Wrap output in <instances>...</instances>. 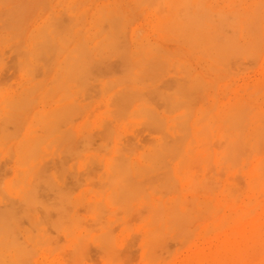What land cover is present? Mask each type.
Returning <instances> with one entry per match:
<instances>
[{
  "label": "rangeland",
  "instance_id": "rangeland-1",
  "mask_svg": "<svg viewBox=\"0 0 264 264\" xmlns=\"http://www.w3.org/2000/svg\"><path fill=\"white\" fill-rule=\"evenodd\" d=\"M11 1V2H10ZM23 2V4H20V5H17V2ZM68 1V2H67ZM69 1H70V3H69ZM73 1V3L75 4V5H73L71 2ZM107 1V2H106ZM134 1H136V3H138V5H136V3L134 2ZM133 2L131 1H129V0H126V2H125V0H124V4L122 3V0L120 1V0H78V2H79V4H80V6H79V4L77 3V1L76 0H55V1H52V0H43V2H44V5L46 6H43L42 4H43V2H42V0H15V2H14V0H0V9H1V11H0V13H1V16H0V19L2 18V17H4V19H1L0 21H4L5 23H0V35H1V37H0V50H2L1 52H0V54L1 55H3L4 56V58L2 59V57L3 56H1L0 55V64H2V66L0 65V84L2 83V85H4V86H2V85H0V86H2V87H0V105L2 106L1 108H0V118H2V119H0L1 121H0V127H2V128H0V132H1V129L3 130L2 131V135L0 134V137L2 138H0L1 140H0V189H1V191H0V204H2V206L0 205V221L2 220L3 222H5L6 223V225L4 224V226L3 225H1L2 223V221L0 222L1 224H0V227L2 226L3 227V229L2 230H0V233L1 232H3L4 233V231H5V233H7V234H3V233H1L0 235H1V240H0V249L2 250V251H4V252H2V251H0V264H5V262H6V264H13L14 262L13 261H15V264L17 263H19V259H21V263L20 264H35V262H36V264H44V263H47L48 262V264H64V261H63V258H64V260H65V262L67 263V264H104V259H106V258H103L104 256L105 257H107L106 256V254H108V259H109V262H112V263H109V262H107L108 261V259H106V262L108 263V264H117L119 261V259H120V262L118 263V264H147V263H149V261H150V263L149 264H151V261H155L154 263L155 264H176L177 262V264H181V263H183L185 260V258L186 257H188V255L189 254H191L192 253V251L194 250V249H196L197 247H199L200 246V244L199 243H202V241L204 242V239L206 240V239H208V238H211L210 236H213V232H211V233H209L210 231L208 230L207 232H205L206 234H205V236H206V238H205V236L203 235L202 236V230H203V226H201V225H205V222L206 223H209L210 222V220L213 218V216L215 217V215H216V218H214V219H216L217 220V217L219 216V214H220V212L219 213H216V214H214L213 216L212 215H208V214H205V215H208L209 217L210 216H212V217H210L211 219H209V218H207V220H208V222H207V220H206V218L205 219H203L202 221V223H200V221L201 220H199V219H195V218H193V216L192 215H190V214H188V213H184V214H188L187 216H192V218L191 217H188V218H191V219H195L193 222H192V220H191V224H190V220L186 217V215L184 216V218L186 217L188 220H187V223L186 224H182L181 226H179V229H180V232L178 231V229L176 230V228H175V226H176V224L174 223L175 221H177V219H175L174 220V222H173V224H175V226H174V231H177V233L179 234L178 236L176 235L177 233H175V232H172V234L174 235V233H175V236L174 237H178L177 239H167V240H169L168 241V244L166 243V241L164 242V244L162 243V248H165V246L164 245H169V246H167L166 248L167 249H163V250H160V248H159V250L157 249H155L156 250V255L154 254L155 253V251L153 250V251H150V249H149V251H150V254H151V256L150 255H147L148 253V250L146 249V248H144L145 246H143V247H141V245H144V243H145V240L144 241H141L142 239H140L141 238V234H143V236H144V234H145V232L144 231H146L145 229H143V228H145V223H142L143 222V220H145L146 221V228L148 227V224H147V222H149L148 220H146V218L149 216V215H151V214H149L150 213V211H152V210H150V209H148V206H152V208H155L157 211H158V209L160 208V206H159V208L156 206L155 207V205L157 204V205H160V204H158L159 202L161 203V206L164 208V207H166L167 206V208L168 207H170V209H172V207L173 206H171V204H172V200H174L176 197L175 196H178L177 197V199H178V204L176 203V207H180L179 205H181V209H184V208H186V205H187V200L189 199V201H193L192 202V204H194V206L193 207H195L194 208V210L195 211H198V210H200V206L202 205V202H203V200L204 199H206V200H211L212 202H211V204H216L217 202H218V200H217V202L216 201H214L215 203H213V199H215L216 200V197L215 196H217V198H221L222 196H221V189L220 188H222L221 186H223V183H224V181L226 182V183H224L225 185L226 184H231V182H232V185H234L233 184V182H234V180L235 179H237L238 180V177L240 178V180L244 183V185L242 184V182H240L239 180L236 182V180H235V182L236 183H238V184H236L235 182V184L238 186V189H239V187H241L242 185L245 187H241L238 191H240V198H239V200H237V203L235 202V206H237V205H241L242 203H245V202H247V203H249V202H253V204H256L260 199L262 200V196L264 197V195H262L263 193L262 192H264V189L262 190V192L258 189V187L260 186V189H261V185H259V184H255V185H257V188L254 190V189H252V188H250L251 189V195L249 196L248 194L250 193V192H247V189L246 188H248V190H249V187H250V185H252L251 183H252V179L253 178H255L256 177V175H258L257 173H256V175H255V170H253V172H250V170H252V168L257 164V161L256 160H258L257 158H258V156H256V154H254L255 152H253L254 150L253 149H255V148H257V146H258V142H257V135H259V133L260 132H264L263 131V129H260L261 131L260 132H258V131H255L254 133H252V132H250V131H252V129L253 128H258V125L259 126H261L260 125V122L258 121V119L259 118H262L261 116L263 115V113H264V109H263V107L264 106H262V105H264V103L262 104V102H264V81H262L263 79H264V76H263V70H264V59H263V57H264V48H263V46H264V44H263V39H258V40H260L261 41V43H260V41L258 42L257 41V43H260L259 45H260V50L261 51H259L258 52V50L256 49V46L258 45V44H256V45H254L255 46V49L257 50H255L256 51V54H257V56H258V58L255 56L256 54H254L253 52V55H247L249 52L251 53V51H254V47L252 46L251 47V45L252 44H254V42L253 43H251V45H250V47H247V46H249V43L247 42H245L241 37H240V39H239V34L241 35H246V33H242V32H245L244 30L242 31V28L243 29H246L243 25H241V20L242 19H240L239 17H237V16H234V17H236V18H238V19H240L239 21H238V23H237V27L235 26V28H233L234 30H232V29H230V31H229V33H231L232 31V33H234V35H236L235 36V38H237L238 40H239V42H241V44L244 42V44H242V46L244 47V49H245V51H246V49L248 48V49H250L251 51H248V53H246L245 55H247V56H249V57H251V60L255 57V58H257V59H253V61L256 63H254L253 65L252 64H249V65H247L248 64V62H250V63H252L253 61H251L250 59H248V58H246L247 56H245L244 57V55H240V62H241V59H242V61H243V63H240V65L238 64V61H239V58L237 59L235 56L234 57H232L231 58V56L229 55H227V56H224L225 55V52L223 51H220V49H219V51H220V53L218 52V50L216 51V52H218L219 54H220V56H221V52H222V60L221 59H217L216 57L218 56V54H217V56L215 57L214 55H211V54H213V52H211V54L209 53V51H208V49L205 51V48L206 47H204V46H206V44H205V41H206V37H209L208 35H210L211 34V36H212V33H210L211 32V28H208V27H206V28H203L204 30H207L206 32H208V30L210 31L209 33L210 34H205L204 32L202 33V34H200L201 36H202V43L201 42H199L198 44H197V41H195V39H193V41L192 42H194L195 41V43L198 45V48L200 49V45L201 44H203L202 45V47H203V49H204V51L208 54V55H211V57L213 56V58H212V60H213V62L215 63V62H217V60H218V64H221V67H220V65H218V64H214L213 62V64L210 62V56L208 57L207 55H206V57H205V53H201V51H202V48H201V50H199L198 51V49H197V45L196 44H194L195 45V47L196 48H192V49H194L195 50V53H196V55H195V53L193 52V53H189V54H191V55H193V57L194 56H197L196 58L194 57V59L193 58H191L192 56L191 55H189L186 51H187V48L189 47V46H186L185 44H184V42H182V43H180V37H181V35L179 36V38L178 39H176V37L174 36V40L176 39V40H178V42H174V40L173 39H171L170 41L168 40L167 42L166 41H164L162 38H164V37H166V39L169 37V39L171 38L170 36H169V34L171 33L170 31V33H168L167 31V28H169L170 26L168 25L167 27H166V30L167 31H165V30H163V26L161 27V25H162V23H164L163 22V20L164 19H167V20H172V19H170V17H173V16H176L174 13L176 12V9H175V6H176V4H174V6H172V5H170V6H172V8H174V9H172V10H174L172 13H173V15H172V13L170 12L171 11V9L169 10L167 7H168V2H167V0H161L160 1V5H159V2L157 1V0H153L154 1V3L152 2V3H150L148 0V2L150 3V4H153L152 6H150L149 4H143V5H141V7H140V5L139 4H141V2L142 3H144V1L142 0L141 2H140V0H134ZM169 1V0H168ZM185 1H187V0H185ZM189 1V3L191 4L190 6H192V4L195 2H197L196 0L194 1V0H188ZM204 1V2H203ZM206 0H202L201 2H203L202 4H201V6L202 5H204L205 3L206 4H208L207 6H205L204 7V9H203V7L200 9V11L203 9V11H205L206 9V7H208V9L209 10H213L214 11V14H215V11H218V8H220L221 7V5H222V11L225 9V10H228V12L229 13H227L226 14V17H227V15H229L230 14V8L231 9H233V7L231 6V4H233V3H235L234 1L232 2V0H225V1H227L226 3H224L225 1L224 0H222V1H220V0H215V2L217 1V6L215 5V3L213 2L214 0H212V5L214 4V7L212 8V9H210L211 8V5H209V3H211V1L209 0V3H208V0H207V2H205ZM220 2V4H218L219 2ZM239 2L240 1H242V0H238ZM245 2L243 3V1H242V4H245L246 3V1L247 0H244ZM9 2V3H8ZM27 2V4L28 5H26L25 3ZM32 2H34V3H32ZM37 2V3H36ZM38 2H40L39 4H38ZM86 2H88V3H86ZM91 2V3H90ZM163 2H166V4L165 3H163ZM172 3H173V1H171ZM177 3H178V1H176ZM179 2H180V5H182L181 7H184V8H186V6H187V3L186 2H183V0H182V4H181V1L179 0ZM200 2V1H199ZM200 2V3H201ZM223 2V3H222ZM230 2V3H229ZM236 2H237V0H236ZM238 2V3H239ZM14 3V4H13ZM35 3H36V7H35ZM42 3V4H41ZM47 3V4H46ZM55 3H57V4H55ZM104 3L105 4H112L111 6L109 5V7H107L108 6V4H107V6H105L104 5ZM115 3H118V4H116L115 6H117V5H119V6H117L119 9H117V11H119L120 10V12H119V14H120V16H118V14H117V11H115L114 9V4ZM128 3V4H127ZM158 3V4H157ZM162 3V4H161ZM184 3H185V5H184ZM188 3V4H189ZM5 4V5H4ZM15 4H16V6L18 7V8H16V6H15ZM29 4H30V6L31 7H33L32 9H28L27 7H29ZM41 4V5H40ZM55 4V5H54ZM59 4V5H58ZM65 4V5H64ZM86 4V5H85ZM94 4H95V6H96V8L97 9H99L100 8V10H101V7L103 8H106V10L108 9V8H110L109 9V11L107 10V13H108V15L109 14H111V20H110V18H109V20L111 21L110 22V28L108 27V17H110V15L109 16H106L105 15V13L104 12H106V10L105 9H102V12H103V10H105L103 13L104 14H99L98 13V11H96V8L95 7H93L94 6ZM156 4V6L158 7V10H159V13H161V14H163V16H165V17H163V20H160V19H162V18H159L158 17V12H156L157 13V15H156V13H154L155 11H158L157 10V7H156V10H154L155 8V5ZM171 4V3H170ZM226 4H230V5H228V7H230L229 9H227V5ZM4 5V6H3ZM13 7V8H9V7H11V6ZM14 5V6H13ZM26 5V9L25 8H20V7H24ZM40 5V6H39ZM72 5V6H71ZM90 5H91V8H90ZM159 5V6H158ZM163 5V6H162ZM165 5V6H164ZM177 5H179V4H177ZM194 5V4H193ZM220 5V6H219ZM235 5V4H234ZM67 6V7H66ZM89 6V7H88ZM124 6V7H123ZM128 6H130L129 7V9L131 8L132 10H133V12L130 10L129 11V9L127 8ZM138 8H137V7ZM143 6V7H142ZM145 6H147L146 8H145ZM189 6V7H190ZM195 7L197 6V7H200L199 5H198V2L196 3V5H194ZM209 6H210V8H209ZM219 6V7H218ZM224 6H225V8H224ZM41 8V10L40 9H38V8ZM43 7V8H42ZM44 7L46 8V10L49 8V10L48 11H46L45 9H44ZM63 7V8H62ZM70 7V8H69ZM78 7V8H77ZM80 7V8H79ZM99 7V8H98ZM150 7V8H149ZM178 8L180 7V6H177ZM195 7H190V8H188L187 10H191V11H193L194 12V8ZM216 7H218L217 9H215ZM14 8H15V10H14ZM35 8H37V9H35ZM66 8H67V10H66ZM72 8H74V9H72ZM136 8V9H135ZM177 8V9H178ZM17 9V10H16ZM19 9H21V10H23V12H22V14H18V12L20 11ZM44 9V10H43ZM60 11H59V10ZM93 9H94V11H96L97 12V14H99L98 16H103V15H105V17H107V23H105L104 22V24H106L107 25V28L106 27H104V24H101L102 22H103V18H101L100 20H99V22L97 21V20H95L94 18V20H92V17H95V16H97V14H94V15H92L91 13H92V11H93ZM140 9H142V10H140ZM163 9V10H162ZM167 9H168V11H169V13H167V14H169V15H172V16H170L169 17V15L168 16H166V15H164V13H165V10H166V12H167ZM180 9V8H179ZM215 9V10H214ZM10 10V11H9ZM19 10V11H18ZM29 10V11H28ZM42 10H43V12H42ZM51 10V12H49ZM58 10V11H57ZM69 10H73L72 12L71 11H69ZM111 10H113V12H115L114 13V15H112V11ZM186 10V9H185ZM185 10H184V13H185ZM3 11V12H2ZM10 12V13H8V12ZM25 11H27L26 12V15H25ZM61 11H62V13L64 12L65 14L64 15H66V16H62L63 14H58V13H61ZM83 11H85V12H83ZM128 11V12H127ZM139 11H141L142 13H140ZM152 12L150 15L148 14L149 12ZM162 11V12H161ZM179 10H177V12H178ZM191 11H189V12H191ZM198 11V9L197 8H195V14L193 15V12H191L190 14L192 15V16H194L195 17V15H197L196 14V12ZM199 11V12H200ZM206 11H208V10H206ZM213 11H209V13H208V15L206 14V12H204L206 15H205V17H209V14H211V12H213ZM220 11V10H219ZM48 12V13H47ZM53 12V13H52ZM79 12V14H80V12L82 13V16L84 17H82V16H79V15H77V13ZM112 12V13H111ZM124 12V14H122ZM128 14H127V13ZM130 12H132V13H130ZM135 12L138 14H135ZM164 12V13H163ZM183 12V11H182ZM227 12V11H226ZM14 13H15V15H14ZM16 13H17V15H18V17H15L16 16ZM20 13H21V11H20ZM27 13L30 15H27ZM37 13H38V15H37ZM42 13V14H41ZM47 13V14H46ZM88 13H90V14H88ZM106 13V14H107ZM171 13V14H170ZM187 13H188V11H187ZM201 13V16H196L195 17V19H197V25L199 24V22H200V24L198 25V26H201L202 24V21H203V17H204V14H203V12H200ZM216 13H218V12H216ZM224 13H225V11H224ZM224 13H221V16L218 14V16L220 17V19L222 20L223 19V17H225L224 15H223V17H222V14H224ZM233 13V12H232ZM53 14H54V16H53ZM58 14V15H57ZM68 14V15H67ZM133 15V18H131L132 17V15ZM176 14H178V13H176ZM183 14V13H182ZM203 14V15H202ZM213 14V15H214ZM14 15V16H13ZM23 16V18L21 17V16ZM25 15V16H24ZM33 15V16H32ZM50 15V16H49ZM57 15V16H56ZM71 15V16H70ZM76 15V16H75ZM89 15L91 16V17H89ZM116 15H117V17H116ZM232 15V14H231ZM235 15V14H234ZM27 16V17H26ZM32 16V17H31ZM35 16V17H34ZM36 16L38 17L37 19H36ZM61 17V18H59V17ZM70 17V20H72L71 21V23H72V25L70 24V22H69V17ZM97 16V17H98ZM112 16H113V19H112ZM131 16V17H130ZM139 16V17H138ZM154 16H155V19H154ZM181 16V15H180ZM191 16V17H192ZM203 16V17H202ZM211 17H212V15H210ZM31 17V18H30ZM49 17V18H48ZM64 17H65V19H64ZM76 17L78 18V19H76ZM124 17V18H123ZM127 17H129V19L127 18ZM161 17V16H160ZM182 17V16H181ZM180 17V18H181ZM184 17V16H183ZM187 17H188V15H187ZM189 17H190V15H189ZM188 17V18H189ZM194 17H192V19L194 20ZM198 17H200V18H202L201 20L198 18ZM204 17V18H205ZM214 17H216V15L214 16ZM226 17H225V20L227 21V19H234V20H236L233 16H229L227 19H226ZM12 18H15V19H12ZM19 18H21V19H19ZM25 18V19H24ZM29 18V19H28ZM42 18V19H41ZM54 18H57V19H54ZM66 18H67V20H66ZM81 18V19H80ZM96 18V17H95ZM116 18H119V19H116ZM122 18V19H121ZM127 18V19H126ZM136 18V20H134ZM174 18V17H173ZM175 18H178V17H175ZM207 18H206V20H207ZM213 18V17H212ZM212 18H210L211 19V22H214V21H216L217 19H215L214 21H212ZM218 18V17H217ZM28 19V20H27ZM47 19H51V20H47ZM77 21H76V20ZM97 19V18H96ZM99 19V18H98ZM105 19H104V21H105ZM124 19V20H123ZM126 19V20H125ZM131 19V20H130ZM152 19V20H151ZM157 19V20H156ZM179 19V18H178ZM187 19V18H186ZM191 19V18H190ZM190 19H189V23L187 22V24H186V22H185V24L184 23H182V22H184L185 20H184V18L183 19H180V20H184V21H182L181 23V25L184 27V25H190V23L193 21H190ZM199 19V20H198ZM219 19V18H218ZM230 19V20H231ZM233 19L231 20V21H233ZM237 19V20H238ZM17 20H18V22L19 23H17ZM25 20V21H24ZM58 20V22H56ZM62 20V22H60L59 23V21H61ZM114 22H113V21ZM116 20V21H115ZM121 20H122V22H121ZM145 20V21H144ZM174 20V19H173ZM179 20V21H180ZM188 20V19H187ZM186 20V21H187ZM221 20H220V22H221ZM237 20H236V22H237ZM7 21V22H6ZM9 21L11 22V23H9ZM20 21H22L21 23H20ZM34 21V22H33ZM48 21V22H47ZM50 21V22H49ZM67 21V22H66ZM118 21V22H117ZM131 21V22H130ZM152 23H151V22ZM154 21V22H153ZM157 21H161V22H159V24L157 23ZM165 21V20H164ZM177 21V20H176ZM195 21V20H194ZM194 21H193V23H192V26L190 27V29H188V26L186 27L185 26V28L183 29L184 31L185 30H189V31H191V32H189V31H187V34H188V32L189 33H192V30L193 29H197V26H196V23H194ZM205 21V20H204ZM203 21V23H204V25L205 24H207V23H205ZM208 21V24L206 25V26H211V24L209 23V20H207ZM219 21V20H218ZM217 21V22H218ZM229 21V20H228ZM13 22V23H12ZM82 22V23H81ZM95 22V23H94ZM119 22H121V23H119ZM129 22H130V24H129ZM143 22V23H142ZM178 22V21H177ZM216 22V23H217ZM219 22V23H220ZM225 22V21H224ZM220 23V24H222V25H219V28H220V26H223V25H225L226 23H227V28H228V24L229 23H231V22H226V23ZM235 21H233V23H234ZM8 23V24H7ZM16 23V24H15ZM23 23V24H22ZM45 23H46V26H45ZM56 23V24H55ZM79 23V24H78ZM98 23V24H97ZM117 23V24H116ZM169 23V22H168ZM173 23V22H172ZM172 23H170L171 25H172ZM175 24H173L174 26H175V28L177 29V27L176 26H178L179 24H177L176 25V22H174ZM180 23V22H179ZM215 23V22H214ZM213 23V24H214ZM215 23V24H216ZM218 23V24H219ZM232 23V25H235V24H233ZM7 24V25H6ZM20 24H21V26H23V27H21L20 26ZM25 24V25H24ZM38 24H40V25H38ZM43 24H44V26H43ZM59 24V25H58ZM65 25V27L64 26H62V25ZM66 24H68V25H66ZM76 24H78V25H76ZM84 24V25H83ZM166 24H167V21H166ZM184 24V25H183ZM243 24V23H242ZM5 25H6V27H5ZM9 25H11V26H9ZM15 25H16V27H15ZM49 25V26H48ZM70 25L72 26V28L70 27ZM75 25V26H74ZM79 25H81V26H79ZM105 25V26H106ZM111 25H112V27H111ZM118 25H119V28L117 29V27H118ZM165 25V24H164ZM196 27H195V26ZM231 25V24H230ZM229 25V26H230ZM231 25V26H232ZM245 25V24H244ZM13 26V27H12ZM19 27V29H18V27ZM26 26V27H25ZM28 26V27H27ZM40 26H43L42 28L40 27ZM49 28H48V27ZM83 26V27H82ZM93 26V27H92ZM99 26V27H98ZM100 26H102V28H101V30H103L102 31V33H101V31L99 30L100 29ZM117 26V27H116ZM123 26V27H122ZM139 26V27H138ZM166 26V25H165ZM193 26L195 27V28H193ZM203 26V25H202ZM217 25H215V27H216ZM230 26V27H231ZM2 27V28H1ZM25 27V28H24ZM34 27V28H33ZM47 27V28H46ZM58 27H60L61 29L62 28H64L62 31H64V33H61L62 31H60L59 29H58ZM76 27V28H75ZM82 27V28H81ZM116 27V28H115ZM128 27V28H127ZM132 27V28H131ZM178 27H180V26H178ZM205 27V26H204ZM212 27V30H216L217 28H218V26H217V28L216 29H213V27L214 26H211ZM214 27V28H215ZM229 27V28H230ZM232 27H234V26H232ZM242 27V28H241ZM9 28V29H8ZM44 28H46V30H44ZM67 28V30H68V32H70V33H68L67 32V30H65ZM104 28H106V29H108L107 30V32L109 33H107L106 32V34H105V32H104ZM114 28H115V30H114ZM162 28V29H161ZM165 28V27H164ZM174 28V27H173ZM172 28V29H173ZM218 28V29H219ZM223 27H221V30H222V32L224 31L223 29H222ZM225 28V27H224ZM237 28V30H235ZM241 28V29H240ZM6 29V30H5ZM11 29V30H10ZM21 29V31H19V33L20 32H22V33H20V34H18V30H20ZM30 29H32V30H30ZM36 29H37V31H36ZM38 29H41V30H43V31H41V30H38ZM55 29H56V31H55ZM71 29V30H70ZM105 29V30H106ZM133 29V30H132ZM135 29V30H134ZM155 29H156V31H155ZM159 29V31H157ZM170 29V28H169ZM181 30H182V28H180ZM199 29V28H198ZM202 28L200 29V30H202V31H204ZM239 29V30H238ZM15 30H17V31H15ZM23 30V31H22ZM58 30H59V33L61 34V38H60V34L58 33ZM80 32H78V31ZM99 31V35H97L96 36V34H98V31ZM111 30V31H110ZM117 30V31H116ZM119 30V31H118ZM121 30H123L122 32H121ZM128 30V31H127ZM137 30V31H136ZM160 30H163L162 32H160ZM171 30V29H170ZM177 30H179V29H177ZM177 30H176V32H177ZM221 30L219 29V30H217V31H220L221 32ZM227 30H229V29H227ZM232 30V31H231ZM7 31V32H6ZM9 31H10V34L11 35H9ZM34 31H36V32H34ZM41 31V32H40ZM72 31V32H71ZM97 31V32H96ZM113 31V32H112ZM135 31V32H134ZM171 31H175V30H171ZM183 31V32H184ZM194 31V30H193ZM201 31V32H202ZM216 31V32H217ZM246 31H247V29H246ZM15 32H17V33H15ZM33 32V33H32ZM39 32V33H38ZM94 32H95V34H94ZM104 32V33H103ZM118 32V33H117ZM121 32V33H120ZM134 33V35L133 34H131V33ZM154 32V33H153ZM160 32V33H159ZM167 32V33H166ZM176 32H175V34H176ZM179 32H181L182 33V31H179ZM200 33L199 31H196V33ZM220 32H218V34L219 35H217V34H214L215 36H220V35H223V34H220ZM228 32V31H227ZM227 32L226 33H224V35H223V37L227 34ZM235 32L237 33V34H235ZM2 33V34H1ZM7 35H6V34ZM12 33H15V34H12ZM33 35H32V34ZM78 33V34H77ZM85 33V34H84ZM101 33V34H100ZM110 33H111V35H110ZM135 33L137 34V36L135 35ZM140 33V34H139ZM165 33V34H164ZM228 33V34H229ZM231 33V34H232ZM5 34V35H4ZM39 34V35H38ZM44 34V35H43ZM47 34H49V36L47 35ZM68 34H69V36H68ZM75 34V35H74ZM105 34V35H104ZM120 34H123L122 36L120 35ZM138 34H139V36H138ZM153 34V35H152ZM154 34H155V36H154ZM174 34V33H173ZM173 34H171V35H173ZM186 34V35H187ZM195 34V33H194ZM231 34H230V37H232V36H234L233 34H232V36H231ZM8 35H9V38L8 39H5L6 37H8ZM14 35V36H13ZM17 35H19V36H17ZM23 35V36H22ZM43 35V37H41ZM72 37H71V36ZM74 35V36H73ZM92 35H93V37H92ZM95 35V36H94ZM115 35V36H114ZM185 34L183 33V36H184ZM207 35V36H206ZM10 36H13V39H12V37H11V40H9L10 39ZM22 36V37H21ZM55 36V37H54ZM63 36V37H62ZM83 38H82V37ZM100 36V37H99ZM102 36V37H101ZM105 36H106V39H105ZM108 36H111V37H108ZM118 36V37H117ZM121 36V37H120ZM133 36L135 37V38H133ZM144 37V39L146 38V40H148L149 39V41L151 40H153L152 42H149L148 43V41H147V43L145 42V40L143 41V37ZM197 36V35H196ZM195 36V37H196ZM214 36V40L216 41V39H217V37H215ZM229 36V35H228ZM224 37V38H222V36H221V38L222 39H230L229 37ZM38 37H40V38H38ZM65 37V38H64ZM68 37V38H67ZM81 37V38H80ZM117 37V38H116ZM122 37H123V39L125 40H123L122 39ZM136 37H139V40H140V37H142L141 39L142 40H140V42L142 41L143 43H138V41L139 40H137V38ZM150 37V38H149ZM154 37H156V39H158V41L154 38ZM162 37V38H161ZM188 36H184V38H187ZM191 38L192 37H194L193 36V34H192V36H190ZM190 37H189V39H190ZM2 38V39H1ZM23 40H22V39ZM42 38V39H41ZM49 38V39H48ZM58 38V39H57ZM73 38V39H72ZM77 38V39H76ZM81 40H80V39ZM92 38H93V40H92ZM101 38V39H100ZM103 38H104V40H103ZM114 40H113V39ZM131 38V39H130ZM183 38V39H184ZM5 39V40H4ZM15 39V40H14ZM27 39H28V41H27ZM60 39H62V41H64L63 43H61L60 42ZM63 39H65V40H63ZM67 39H68V42H67ZM71 39V40H70ZM84 39H85V41H84ZM108 39V42H109V44H110V47H111V49H112V51H113V49H116V50H114L113 51V53H111L112 51H111V49H109L110 47H108L109 46V44H108V42L106 41ZM115 39H117V40H115ZM122 39V40H121ZM136 39V42L138 43H136L134 40ZM164 41H162V40ZM189 39H186L187 40V42H189L190 43V41H188ZM200 38H198L197 40H199ZM218 39H220V37L218 38ZM217 39V41L219 42L220 40H218ZM227 39V40H228ZM231 39H233L234 40V38H231ZM8 40V41H7ZM18 40V41H17ZM39 40H42V41H39ZM50 40H51V42H50ZM74 40H76V41H74ZM87 40H88V42H87ZM101 41V42H99V41ZM133 40V41H132ZM155 40H156V42H160L161 41V44L159 45V44H156V45H154L156 42H155ZM160 40V41H159ZM185 40V39H184ZM183 40V41H184ZM227 40H226V43H227ZM236 40V39H235ZM2 41H3V44H1L2 43ZM17 41V42H16ZM25 41H26V43H25ZM39 41V43H37ZM82 41V42H81ZM91 41V42H90ZM110 41H112V42H110ZM203 41H204V43H203ZM212 42H213V40H211ZM224 41V40H223ZM237 41V40H236ZM5 42V43H4ZM15 42V43H14ZM48 42V43H47ZM75 42H77L76 43V46L74 45L75 44ZM85 43V44H88L87 46L84 44H80V48H78L79 47V45H77L78 43ZM97 42V43H96ZM98 42H99V44H98ZM105 42L108 44L107 46H106V44H105ZM119 42V43H118ZM121 42V43H120ZM123 42V43H122ZM134 42H135V44H137L138 45V47H137V45H135V46H133V44H134ZM146 44H153L152 46H153V49H152V46H151V48L147 45V47L148 48H145L146 47V45H145V43ZM155 42V43H154ZM186 42V43H187ZM209 42V41H208ZM211 42V44L213 45V43ZM239 42L237 43L238 45H240L241 46V44H239ZM13 43V44H12ZM50 43H52V44H50ZM89 43H90V45H89ZM92 43V44H91ZM112 43V44H111ZM124 43H125V45H124ZM133 43V44H132ZM163 43V44H162ZM176 43V44H175ZM178 43H179V48H181V49H179L178 47H177V45H178ZM201 43V44H200ZM216 43V42H215ZM220 43V42H219ZM226 43H221V44H226ZM232 43H234V41H232ZM17 44H21V45H24V46H19L18 48H16L17 47ZM57 44V45H56ZM67 44V45H66ZM97 44H98V47H100V44H101V46H102V44H104L103 46H104V48L103 47H100V49L101 48H103L102 50L106 53H108L109 51H110V53L112 54V55H110V53L109 54H107L106 53V55L104 54V55H99L100 54V52L99 51H97V52H99V54L96 52L95 53V50L94 49H97L98 47H96L97 46ZM141 44H143V46H145V47H143L142 48V45ZM200 44V45H199ZM228 44V43H227ZM231 43L229 42V47L231 46V45H233V44H231ZM245 44H247L246 46H244ZM7 45H9L8 47H7ZM16 46L15 48H14V46ZM32 45V46H31ZM61 45H62V47H61ZM65 45V46H64ZM94 46V48L92 47V46ZM96 45V46H95ZM114 45V47H112ZM117 45V46H116ZM132 45V46H131ZM139 45H141V46H139ZM159 45V46H158ZM183 45V46H182ZM185 45V46H184ZM12 46H13V48H12ZM72 46V47H71ZM81 46H83V48L81 47ZM86 46V47H85ZM108 47V48H106V47ZM125 46V47H124ZM158 46V47H157ZM193 46V45H192ZM200 46V47H199ZM207 46H209V45H207ZM214 46H216V45H214ZM219 46H220V44H219ZM225 46V45H224ZM234 46V45H233ZM237 46V45H236ZM240 46H238V47H240ZM21 47V48H20ZM51 47H52V49H51ZM65 47H69V48H67V50L66 49H64ZM74 47V48H73ZM91 47L93 48V50L91 49ZM118 47V48H117ZM119 47H123V48H121V49H119ZM132 49H131V48ZM154 47L156 48V49H154ZM162 48V49H160V48ZM184 47H187V48H185L186 49V54H185V52H184ZM194 47V46H193ZM210 47V50L211 51H213L212 49H211V46H209ZM221 47V46H220ZM228 47V48H229ZM235 47V46H234ZM245 47H247V48H245ZM41 48V49H40ZM50 48V49H49ZM56 48V49H55ZM72 48V49H71ZM76 48H78L77 50H76ZM87 48V49H86ZM88 48H90L89 50H88ZM127 48V49H126ZM139 50H138V49ZM224 47L222 46V49H223ZM226 48V53L228 52L229 53V49H227V46L225 47ZM232 48V47H231ZM252 48H253V50H252ZM10 49V50H9ZM16 49H18V50H16ZM58 49V50H57ZM64 51H63V50ZM68 49H71V51L73 52V55L72 54H68L69 52L71 53V51H69ZM100 49H97V50H100ZM125 49L126 50V53H125V51H123V50ZM158 49H160V50H158ZM181 50L180 52L181 53H183V55H181V56H179V51H177V50ZM188 49H191V48H188ZM191 49V50H192ZM197 49V50H196ZM233 49V48H232ZM232 49H230V50H232ZM21 50V51H20ZM28 52H27V51ZM43 50V51H42ZM48 50V51H47ZM51 52H50V51ZM55 50V51H54ZM60 50H62L63 52L61 53V51ZM82 51V53H81V51ZM84 50V51H83ZM107 50V51H106ZM130 50H132L131 52H130ZM145 50V51H144ZM148 50V52L149 53H147L146 51ZM157 50L158 51V53L159 54H156L157 52H155V51ZM167 51V52H165V51ZM173 50V51H172ZM190 50V51H191ZM194 50H192V51H194ZM233 50H236V48H234ZM233 50H232V52H233ZM240 51H242L241 49H239ZM4 51V52H3ZM16 51H18V52H16ZM44 51H46V52H44ZM52 51H53V53H54V55H52L53 53H52ZM77 51V52H76ZM90 51H91V53H90ZM103 51H101V53L103 52ZM120 51V52H119ZM122 51V52H121ZM143 51V52H142ZM152 51V52H151ZM176 53H175V52ZM191 51V52H192ZM245 51H243V53H245ZM33 52V53H32ZM48 52V53H47ZM61 54H60V53ZM67 52V53H66ZM79 52V54L77 55V53ZM103 52V53H104ZM124 52V53H123ZM139 52H141V53H139ZM153 52H155L154 54H152ZM160 52H163V53H168V54H164V57H161V56H163V53L161 54ZM199 52V53H198ZM203 52V51H202ZM216 52H214V53H216ZM237 52V51H236ZM235 52V55L237 56V54L239 53H241V52H238V53H236ZM3 53V54H2ZM12 53H13V55H12ZM22 53V54H21ZM28 53V54H27ZM30 53H32V54H30ZM51 55H50V54ZM88 53H90V54H88ZM117 53V55L118 54H120V56L118 55H115ZM122 53V54H121ZM131 53H132V55H131ZM137 53H139V54H137ZM230 53H231V51H230ZM229 53V54H230ZM18 54V55H17ZM40 54V55H39ZM43 54V55H42ZM67 54H68V56H67ZM76 54V55H75ZM91 55L92 56V60L91 59H89V60H91L90 62H89V60H87V58H90V56H88V57H84L83 55ZM96 54V55H95ZM113 54L115 55V57L113 56ZM123 54H124V56L127 58V59H125V57L123 56ZM140 54L142 55L141 57H144V60L145 59H149L150 58V56H154V60L156 61V62H154V60H153V62L154 63H156L157 64V66H155V65H153V64H151V63H148V62H150V59L147 61V63L148 64H151V66H149V67H151V68H148V67H146V65H145V63L146 62H144L143 64L144 65H142L141 63L144 61L143 59V61L141 62V63H139V66H138V62H140L141 60H137L138 58L140 59ZM156 54V55H155ZM173 54V55H172ZM178 54V55H177ZM198 54H199V56H198ZM16 55V56H15ZM29 55V56H28ZM37 55V56H36ZM67 56V57H65V56ZM70 55V56H69ZM72 55V56H71ZM85 55V56H86ZM97 55H99V59H98V56ZM108 55H110V57L108 56ZM129 55V56H128ZM146 55V56H145ZM158 55H160V56H158ZM169 55H172L171 57L169 56ZM186 55V56H185ZM188 55V56H187ZM201 55H203V57L201 56ZM216 55V54H215ZM231 55H234V54H231ZM21 56V57H20ZM25 56V57H24ZM30 56H32V57H30ZM40 56H42V59H43V56H44V59L42 60V59H40L41 57ZM81 56H83L84 58H85V60L86 61H84V60H82L83 59V57H82V59H81ZM102 56H104V57H107L106 59H104V61L102 62ZM113 56V57H112ZM157 56H158V58H157ZM169 56V57H168ZM183 56H185V57H183ZM191 56V57H190ZM219 56V57H220ZM239 56V55H238ZM252 56H254L253 58H252ZM53 57V58H52ZM61 57V58H60ZM63 57V58H62ZM71 57H74V58H71ZM109 57V58H108ZM117 57H119V59H121V57H122V59H121V61L118 59V61H120V63L118 62L117 64L115 63L116 62V60L115 59H117ZM138 57V58H137ZM160 57H161V59H160ZM166 57V58H165ZM202 57V58H201ZM215 57V58H214ZM227 57V58H226ZM230 57V58H229ZM80 58V59H79ZM114 58V59H113ZM164 58V59H163ZM191 58V59H190ZM203 59V61H204V63L206 62L208 65H206V63L204 64L203 62L201 63L200 61H199V59ZM206 58V59H205ZM208 58V59H207ZM1 59H2V63H1ZM24 59V60H23ZM36 61H34V60ZM50 59L52 60L53 59V61L50 63ZM56 59V60H55ZM61 59H63L62 60V62H60L61 61ZM70 59V60H69ZM73 59H75V60H73ZM93 59H95V60H93ZM96 59H98V60H96ZM129 59V60H128ZM157 59H160L161 61H158ZM163 59V60H162ZM167 59V61L165 62L164 60H166ZM171 60V61H169V60ZM175 61H174V60ZM210 59V60H209ZM233 60V61H231V62H233V63H230V60ZM235 59H237L236 61H235ZM33 60V61H32ZM38 60H40V61H38ZM71 60H73V61H71ZM82 60V61H81ZM110 60V61H109ZM136 60H137V62H136ZM151 60V61H152ZM173 60V61H172ZM185 60H186V62H185ZM195 60V61H194ZM209 60V61H208ZM225 60H226V62H225ZM229 62H228V61ZM246 60H249V61H246ZM19 61V62H18ZM38 61V62H37ZM43 61H45V62H43ZM64 61V62H63ZM71 61V62H70ZM81 61V62H80ZM88 61V62H87ZM93 61V62H92ZM105 61H108V62H106L105 63ZM114 61V62H113ZM127 61V62H126ZM169 61V62H168ZM184 61V62H183ZM221 63H220V62ZM260 61H261V63H260ZM263 61V62H262ZM28 63V64H25V63ZM54 62V63H53ZM58 62V63H57ZM60 62V63H59ZM71 64H70V63ZM79 62V63H78ZM83 62V63H82ZM130 63V65H131V67H130V65H129V63ZM132 62V63H131ZM159 62V63H158ZM160 62H161V65H160ZM163 62V63H162ZM173 62V63H172ZM177 62V63H176ZM179 62L182 64H179ZM209 62H210V64H209ZM225 62V63H224ZM230 63V65L229 64H227L228 66H226L225 64L226 63ZM236 62V63H235ZM247 62V63H246ZM20 64L21 63V65H18V64ZM35 63H37V65L35 64ZM66 63V64H65ZM90 63V64H89ZM103 63H105V64H103ZM111 63H115V64H111ZM164 63H167V65L165 66V65H163ZM171 63H172V65H171ZM176 63V65L175 66H173V64H175ZM185 63H187V64H185ZM198 63V65H196ZM200 63V64H199ZM224 63V64H223ZM47 64V66L46 67H49V68H47L46 69V67H45V65ZM52 64L54 65L55 64V66H52ZM58 64H60L61 65V67H59L60 65H58ZM64 64V65H63ZM77 64H80L79 66L77 65ZM84 64V65H83ZM118 64H119V67H118ZM125 64V65H124ZM127 64V65H126ZM158 64H159V66H158ZM178 64V65H177ZM222 64H223V66L224 67H222ZM231 64H237L235 67H233V65H231ZM243 64H246L245 65V67L244 66H241V65H243ZM30 65V66H29ZM41 65V67H39ZM61 69L60 71H59V68H57V66ZM90 65V66H89ZM92 65V66H91ZM103 65V66H102ZM113 65H114V67L116 68V66H117V68H116V72L118 73H115V69H114V67H113ZM140 65H142L143 67H144V69L146 70V71H144V69L142 70L141 68H142V66L140 67ZM162 65L164 66V71H162L163 70V67H162ZM179 65L181 66V67H179ZM199 65H202V67L201 66H199ZM205 65V66H204ZM261 65V66H260ZM263 65V66H262ZM20 66V67H19ZM28 66V67H27ZM35 66H37V67H35ZM44 66V67H43ZM54 67L53 69H52V67ZM75 66V67H74ZM83 66V68H81ZM85 66V67H84ZM88 66V67H87ZM99 66V67H98ZM126 66V67H125ZM137 67V69H136V67ZM153 66H155L154 68H153ZM162 68H161V67ZM172 66V67H171ZM186 67V69L185 68H183V67ZM199 66V67H198ZM210 67L211 66V69H212V67H213V70L214 71H212V70H210V68H209V70H207L208 68L207 67ZM217 66V67H216ZM232 66V68H230ZM258 66H260V67H258ZM2 67V68H1ZM4 67V68H3ZM35 67V68H34ZM50 67H51V69H50ZM65 67V68H64ZM69 68V69H67V68ZM93 67H95L94 69L95 70H97L96 72H93L94 71V69H93ZM105 67H106V69L108 68V73L106 74V70H105ZM110 67V68H109ZM128 67V68H127ZM160 70V71H162L163 72V75H164V73L166 74L165 76H163L161 73L162 72H158L157 71V68ZM166 67H167V69H168V71H170L169 73H168V71H167V69H166ZM200 67L201 68H203V69H205V71H203V69L201 70L200 69ZM219 67V69H217L218 71H216L214 68H218ZM226 67V69H223V68H225ZM228 67V68H227ZM238 67H240L239 68V70L241 69V67L243 68L242 70H240V71H238ZM247 67V68H246ZM263 67V68H262ZM17 68V69H16ZM21 68L23 69V71L21 72L20 70H21ZM55 68H57V69H55ZM71 68V69H70ZM72 68L74 69H78V71H75V70H73L74 71V73H72ZM81 68V69H80ZM89 68V69H88ZM96 68H99V70L98 69H96ZM101 68V69H100ZM114 70H113V69ZM119 68V70L118 71H120V72H118L117 71V69ZM138 68H140V69H138ZM148 69V72L150 71V69H151V71L153 72L154 70L155 71H157V74L159 75H157L156 74V72L154 71V75L155 76H153L152 75V77H149L151 74H153L152 72H150V75H148L147 76V69ZM156 68V69H155ZM192 68H194L193 70H192ZM3 69V70H2ZM26 71H25V70ZM65 69H67V70H65ZM76 69V70H77ZM86 70V71H83V70ZM92 69V70H91ZM127 69V70H126ZM133 69V70H132ZM177 69V70H176ZM180 69H182V70H180ZM184 69V70H183ZM191 69V70H190ZM223 69V70H222ZM234 70V69H237V70H234L236 73H234L233 72V74H230L229 75V73H231V72H229L230 70ZM245 69V70H244ZM258 69V70H257ZM37 70V71H36ZM45 70H47L46 72H48L49 70V73H46L45 72ZM110 70H112L114 73V75L112 74V71H110ZM121 70H123V71H121ZM137 70H141V71H143L144 72V75H145V72L147 73L146 74V77L145 76H142L141 75V73H137ZM185 70H186V72L187 73H189L190 71V73H189V75L187 76L188 77V79H187V77H185L186 76V72H185ZM188 70V71H187ZM227 72V74H226V72ZM244 70V71H243ZM30 71V72H29ZM36 71V72H35ZM40 71H41V74H42V78L40 77L41 75H40ZM54 71V72H53ZM69 72V73H66V72ZM90 71H92V73L90 72ZM129 71V72H128ZM134 71V72H133ZM136 71V72H135ZM167 71V72H166ZM172 71L173 72H175V73H173L172 74ZM185 72L184 74H183V72ZM199 71V73H197V72ZM238 71V72H237ZM43 72H45V74L46 75H44V73ZM57 72V73H56ZM82 72H84V73H82ZM86 72H88V73H86ZM89 72L92 74H89ZM124 72V73H123ZM128 72V73H127ZM130 72H132L133 73V75H134V77H133V75H132V73L131 74H129ZM142 72V73H143ZM179 72V73H178ZM193 72H196L197 74H196V76H198V78L200 79H195V77H194V79L191 77V76H193V75H195ZM201 72H203L204 73V75L201 73ZM209 72H211V73H209ZM51 73V74H50ZM62 73H65L64 75L62 74ZM72 73V74H71ZM93 73H94V75H93ZM97 73H98V75H97ZM105 73V74H104ZM121 73V75L119 76V74ZM160 73V74H159ZM168 73V74H167ZM181 73H182V75H181ZM259 73V74H258ZM262 73V74H261ZM32 74V75H31ZM55 74H56V76H55ZM60 74L64 77V79L66 78L67 80H69V83H70V85H71V88H69L70 87V85H69V83L66 81V80H64V79H62L61 78V76H60ZM68 74V75H67ZM71 74V75H70ZM73 74H75V76L73 75ZM82 74H83V76H82ZM102 74V75H101ZM113 76H112V75ZM122 74H125L126 75V78L124 77V76H122ZM127 74L129 75V76H127ZM135 74H138V75H135ZM169 74H171V75H169ZM174 74H176V77H173V75ZM235 74V75H234ZM83 77H81V76ZM85 75H86V77H85ZM87 75H89V76H87ZM96 75V76H95ZM116 75H118L119 77H120V79H119V77H118V80H119V82H116V80H117V78H115V76ZM132 75V76H131ZM158 76V79H159V81H161V84L160 83H157V78H154V77H157ZM161 75V76H160ZM222 75V76H221ZM227 75V76H226ZM257 75V76H256ZM31 76H33V77H31ZM43 76H44V80H43ZM46 76V77H45ZM48 76V77H47ZM59 76H60V78H61V81L60 82H62V84L59 82V80H60V78H59ZM93 76V77H92ZM98 76H100L99 78H98ZM103 76H108V77H105V78H110V80H112V78L114 79L115 78V82H114V80H113V83H111V82H109V81H106L107 79H105L104 77L102 78ZM109 76H112V77H109ZM169 78H168V77ZM175 76V75H174ZM201 76H202V79H201ZM218 76H221V80H220V77H218ZM229 76V77H228ZM39 77V78H38ZM56 77V78H55ZM59 79H58V78ZM69 77H71V79H72V77L74 78V79H69ZM79 77V78H78ZM131 77V78H130ZM161 79H160V78ZM165 77L167 78V79H165ZM170 77H172V78H170ZM177 77H180V79H185V80H183V81H181L180 79H177ZM185 77V78H184ZM213 77V78H212ZM222 77H224L223 79H222ZM83 79L84 80V78L86 79L85 80V82L83 83V80L81 81V79ZM87 78L92 82L93 81V83H91L89 80H87ZM92 78V79H91ZM127 78H128V80H127ZM132 78H133V83H132ZM142 78V79H141ZM149 78L151 79V82H150V80H149ZM174 78H176L177 79V81L178 82H183V83H178V85L179 84H185V85H188V86H185L184 85V87H185V91H187L189 88H191L192 87V89L191 90H194L196 87H197V89H195L194 91H191L190 89V91H188V92H185L184 90L182 91V86H181V91H179L180 89L178 88V91L182 94V92H184L182 95L181 94H179V92L177 91V88L176 87H173V85L175 86L176 84H171L170 83V81L173 83V82H176L175 81V79ZM26 79H27V81H26ZM33 79V80H32ZM36 79V80H35ZM41 81H40V80ZM53 79H55V80H53ZM56 79L58 80L57 81V83H56ZM104 79H105V81H104ZM131 79V80H130ZM141 79V80H140ZM155 79V80H154ZM165 79V80H164ZM204 79V80H203ZM216 79H218V80H216ZM231 79V80H230ZM37 80H39V81H37ZM50 80V81H49ZM51 80H53L52 81V83H55L56 85V88H55V86H53V84L51 83L50 84V82H51ZM78 80H79V82L81 81L82 82V85H81V83H79L78 82ZM96 80V81H95ZM103 80V81H102ZM117 80V81H118ZM120 80H122L123 82H126L127 83V85L125 86V85H122V84H120ZM127 80V81H126ZM136 80V81H135ZM147 80V81H146ZM152 80L153 81H156V82H153L152 83ZM244 80V81H243ZM22 81V82H21ZM26 81V82H25ZM55 81V82H54ZM63 81H64V83H63ZM70 81H72V83H75V84H71V82ZM76 81V82H75ZM88 81V82H87ZM135 81V82H134ZM158 81V82H159ZM165 83H164V82ZM185 81V82H184ZM198 81H200V82H198ZM17 82V83H16ZM21 82V83H20ZM46 82V83H45ZM49 82V83H48ZM67 82V83H66ZM78 82V83H77ZM86 82H87V84H86ZM96 82V83H95ZM101 82H102V85H101ZM104 82H105V84H104ZM122 82V83H123ZM128 82H129V84H128ZM137 82V83H136ZM187 82V83H186ZM195 82L197 83V85L195 84ZM203 82V83H202ZM224 82V83H223ZM247 82H249V83H247ZM252 83V85H251V83ZM38 83H40V84H38ZM46 85H44V84ZM47 83L49 84V88H47L48 87V85H47ZM95 83V84H94ZM97 83H99V84H97ZM108 83V84H107ZM119 84V85H115V84ZM130 83H131V85H130ZM135 83L138 85V87L139 88H136L137 86H134L135 85ZM139 83V84H138ZM152 83V84H151ZM198 83H200V84H198ZM202 83V84H201ZM207 83V86L205 85V87H206V89H205V87H204V84H206ZM209 83V84H208ZM228 83H229V86H228ZM7 84V85H6ZM42 84V85H41ZM63 85V84H65L66 85V87H65V85H63L62 86V88H63V90H62V88H61V86H59L60 87V89H59V87H58V85ZM78 84H80V85H78ZM97 84V85H96ZM107 84V85H106ZM110 84H112V86H111V89H110ZM124 84V83H123ZM157 84H158V86L159 87H161V85H162V87L164 86L165 88L163 89L162 88V91H157V90H159V88H157V89H155L154 87H156L157 86ZM165 84V85H164ZM170 86H169V85ZM193 84H195V85H193ZM242 84V85H241ZM10 85V86H9ZM73 85V86H72ZM74 85H76V88L78 87V91H80L79 93H77L78 91H77V89L74 87ZM86 85H89L88 87L86 86ZM99 85V86H98ZM106 87H105V86ZM109 85V86H108ZM130 85V86H129ZM139 85H142L141 87L139 86ZM168 85V89H169V91L167 92V86ZM177 85V87H180V86H178ZM193 85V86H192ZM202 85V86H201ZM214 85V86H213ZM250 85V86H249ZM259 85V87H257ZM260 85H262V86H260ZM84 86V87H83ZM101 86V87H100ZM114 86V87H113ZM127 86H129V87H127ZM148 86V87H147ZM153 86V87H152ZM157 86V87H158ZM198 86H200V88L198 87ZM246 86H249V87H246ZM36 87H38V88H36ZM73 87V88H72ZM82 87V88H81ZM93 87H95V88H93ZM104 87V88H103ZM109 87V88H108ZM118 87H120V88H118ZM122 87H123V89H122ZM125 87H127V88H125ZM148 88L147 90L146 89H144V88ZM172 87V88H171ZM188 87V88H187ZM193 87H195V88H193ZM213 87V88H212ZM23 88V89H22ZM29 88V89H28ZM30 88H32V90L30 89ZM40 88H41V90H40ZM90 88V89H89ZM97 88V89H96ZM118 88V89H117ZM125 88V89H124ZM133 88V89H132ZM135 88V89H134ZM141 88V89H140ZM149 88H151V89H149ZM154 88V89H153ZM174 88V90H172ZM202 88V89H201ZM246 88V89H245ZM257 88H259V89H257ZM3 89V90H2ZM16 89V90H15ZM49 90V92L48 91H46V90ZM54 89V90H53ZM55 89H56V92H55ZM64 89L66 90V91H64ZM68 89V90H67ZM73 89H75V90H73ZM100 89H101V91H102V89H104V92H102V94H101V91H100ZM165 89H167L166 91H165ZM199 89V90H198ZM201 89V90H200ZM23 90V91H22ZM25 90H27V93L25 92ZM72 90V91H71ZM82 90H83V93H82ZM106 90V91H105ZM123 90H126V91H128V92H130V90L131 91H133V90H135V92L133 91L132 92V94L131 93H129L130 94V96L132 95V97L133 96H138L140 99H142L141 101H140V99L138 98V100L140 101H138V100H136V98H135V100L134 99H132V97H130L128 94H125L126 93V91H124L123 93L122 92H120V91H123ZM140 90V91H139ZM144 90V91H143ZM161 90V89H160ZM208 90V91H207ZM238 90V91H237ZM246 90V91H245ZM255 90V91H254ZM256 90H258V92H256ZM263 90V91H262ZM4 91V92H3ZM19 91V92H18ZM29 91V92H28ZM61 91H64L63 92V94L64 95H66L67 94V96L70 94V96L71 97H69L68 96V98H67V100L65 99V97L66 96H63L64 98V100L63 99H61L60 101H59V99L60 98H62V95L60 96L59 95V93H61ZM67 91L69 92V94L67 93ZM91 91H94V92H91ZM108 91V92H107ZM118 91V93L120 94H117L116 92ZM136 91H139V92H136ZM142 91V92H141ZM149 91H151V92H149ZM164 91H165V93H164ZM171 91H176V93L178 94V95H176V93L175 92H171ZM200 91V92H199ZM202 91V92H201ZM253 91L255 92V93H253ZM44 92H46V94L44 93ZM48 92V93H47ZM55 92V93H54ZM91 92V93H90ZM107 92V93H106ZM141 92V93H140ZM149 92V93H148ZM154 92V93H153ZM230 92V93H229ZM241 94H240V93ZM249 92V94H251V93H253V95L251 94V96L250 95H248L247 93ZM251 92V93H250ZM18 93V94H17ZM53 93H54V95H53ZM74 95H73V94ZM76 93V94H75ZM105 93V94H104ZM111 93H112V95H111ZM117 94V95H114V94ZM137 94V95H135V94ZM158 94V98H159V95H160V98L158 99V98H156V96L155 95H157ZM161 93H162V95H161ZM168 93H170V95H171V93H174V95L172 94V97L170 98V99H168V98H166V100L164 99V101H163V98H165L167 95H169ZM185 93H187V94H191L192 93V98L194 97V101L192 100V98H191V101L190 100H188V98H189V96L188 97H186L185 98V96L184 95H186ZM197 93V94H196ZM226 93V94H225ZM245 93V94H244ZM260 93H262L261 95H260ZM20 94H24L23 96H25V97H22V95H20ZM31 94V95H30ZM40 94L42 95V96H40ZM49 94V95H48ZM62 94V93H61ZM78 94V95H77ZM80 94H82L81 96H79ZM92 94V95H91ZM95 94V95H94ZM100 94V95H99ZM121 94H125L124 96L122 95L121 96ZM152 94V95H151ZM165 94H166V96H165ZM202 94V95H201ZM233 94V95H232ZM27 95V96H26ZM38 95L40 96V98H38ZM48 95V96H47ZM50 95H51V97H50ZM92 96V98H91V96ZM99 97H98V96ZM103 97H102V96ZM107 95V96H106ZM126 95H128V96H126ZM145 95V96H144ZM176 95V96H175ZM196 95H199V96H197L196 97ZM236 95V96H235ZM5 96V97H4ZM20 96H21V101H18L19 103H17L16 101L17 100H19L20 99ZM30 96V97H29ZM58 96H60V98L58 97ZM78 98H77V97ZM97 96V97H96ZM101 96V97H100ZM141 96V97H140ZM178 96H184V98H182V97H180V99H179V97ZM202 96V97H201ZM235 96V97H234ZM261 98V96H262V100L259 98V97ZM2 97L4 98V99H2ZM8 97V98H7ZM12 97V98H11ZM28 97V98H27ZM35 97V98H34ZM50 97V98H49ZM58 99H57V98ZM94 97H95V99H94ZM107 97H109V99L107 98ZM113 97V98H112ZM121 97H123V99L121 98ZM129 99H128V98ZM162 97V98H161ZM168 97V96H167ZM198 97H200V98H198ZM231 97V98H230ZM233 97V98H232ZM240 98L239 100L237 99V98ZM19 98V99H18ZM27 98V99H26ZM32 98H34L33 100H31ZM49 98V99H48ZM75 99V100H73V99ZM89 98L90 99H92V100H90L89 101ZM99 98V99H98ZM103 98H107L106 100L105 99H103ZM115 98L117 99L116 101H113V100H115ZM121 98V99H120ZM124 98H125V100H124ZM145 98V99H144ZM156 98V99H155ZM179 100H178V99ZM236 98V99H235ZM5 99H6V101H5ZM10 99H12V100H10ZM29 99V100H28ZM36 99V100H35ZM40 99H41V102H39L40 101ZM44 99V100H43ZM81 99V101L82 102H80L79 100ZM84 99V100H83ZM88 99V100H87ZM102 99V100H101ZM113 99V100H112ZM173 99H174V102L176 101V99L178 100V101H176V102H178V103H174L176 106H177V109H176V106H174V104L172 105L171 103H173L172 101H173ZM187 99V100H186ZM235 99V100H234ZM14 100H16V101H14ZM57 100V101H56ZM63 100V101H62ZM86 100V101H85ZM104 100H105V103L103 104V102H104ZM122 100V101H121ZM127 100V101H126ZM131 100H133L132 102H131ZM148 100H150L149 101V103H147L148 102ZM159 100H161V101H159ZM183 100H185V101H189V103H187V102H185L186 104L184 105V107H187L186 109L183 107V105H180V103H181V101L183 102ZM197 100V101H196ZM252 100V101H251ZM257 100V101H256ZM259 100V101H258ZM8 101H9V103L10 102H14L13 104L12 103H10V104H7L8 103ZM49 101V102H48ZM54 101H56V103L54 102ZM58 101H59V103H58ZM71 101V102H70ZM79 101V102H78ZM85 101V102H84ZM89 101V102H88ZM93 101V102H92ZM97 101L99 102L98 103V105H97ZM103 101V102H102ZM108 101H111L110 103H108ZM121 101V102H120ZM123 101L125 102V103H123ZM130 102L131 104L130 105H128V103L127 102ZM159 101V102H158ZM169 103V104H167V102ZM170 101H171V103H170ZM228 101H230V103L228 102ZM238 101V102H237ZM241 101V102H240ZM243 101V102H242ZM4 102V103H3ZM22 102V103H21ZM26 102V103H25ZM32 102V103H31ZM75 102V103H74ZM96 102V103H95ZM116 102H119V103H116ZM139 102V104H137ZM144 102V103H143ZM146 102V103H145ZM152 102V103H151ZM165 102V103H164ZM192 102V103H191ZM233 102H235V103H233ZM248 104V107H246V103ZM250 104H249V103ZM254 102H255V104H254ZM20 103H21V105H20ZM51 103V104H50ZM58 103V104H57ZM62 103L64 104L63 106H66V105H68L67 107H66V110H70L71 111V109L72 110H74V112L75 111H77L73 116H72V111H71V114L70 115H67V116H65V114H67V113H65L66 111H65V109L62 107ZM78 103V104H77ZM85 103V104H84ZM91 105H90V104ZM107 103H108V105H107ZM114 105H113V104ZM116 103V104H115ZM123 103V105H121ZM141 103V104H140ZM160 105H159V104ZM184 103V102H183ZM182 103V104H183ZM214 103V104H213ZM226 103H227V105H226ZM232 103V104H231ZM243 104L242 106H241V104ZM253 103V104H252ZM256 103H257V105H256ZM16 104H17V106H19V107H17L16 106ZM30 104V106H27V108H26V105H29ZM33 104V105H32ZM53 104H57V105H53ZM71 104H75L74 106L73 105H71ZM83 104H84V106H83ZM86 104L88 105V107H86ZM94 104V105H93ZM119 104V105H118ZM139 105L138 107H137V105ZM150 104V105H149ZM187 104H190V105H187ZM193 104V105H192ZM251 104H252V106H254L252 109H250V107H252L251 106ZM262 104V105H261ZM4 105H6L5 107H3ZM13 105H15V106H13ZM52 105V106H51ZM60 105V106H59ZM70 105H71V108H68V107H70ZM77 105V106H76ZM103 105V107H100V106H102ZM105 105V106H104ZM126 105H127V107H126ZM134 105H135V107H136V109H135V107H134ZM141 105V106H140ZM151 105H154V106H152L151 107ZM164 106V107H162V106ZM169 105H170V107H172V106H174L173 108H170L169 107ZM179 105V106H178ZM187 105V106H186ZM191 105H192V108H191ZM214 105V106H213ZM241 107H240V106ZM51 106V107H50ZM57 106V107H56ZM59 106V107H58ZM74 108H73V107ZM82 106H83V108H82ZM99 107V108H94V107ZM116 108V109H114V107ZM122 107L123 108V111H121L122 109L120 108V107ZM128 106H130L129 108H128ZM166 106V107H165ZM213 108H212V107ZM223 106V107H222ZM245 106V108H242V107H244ZM257 106V107H256ZM11 107V108H10ZM13 107V108H12ZM21 107V108H20ZM64 109L63 111H64V113H62V112H60V113H62V117L63 118H65L64 119V121H63V119L61 120V118L59 119L58 118V116H59V114H57L58 112H56L55 113V115H53V117L55 116V117H57L58 119H57V123H59V124H62L63 122V125L61 126V125H59V124H57L56 125V121L54 120V118H52V117H48L47 118V113H48V111H60V109H62V108ZM77 107H79V108H82L81 109V111H80V109L78 110V108ZM118 107H119V109H118ZM134 107V108H133ZM142 107H144V109L142 108ZM163 108V112H162V109L161 108ZM182 107L184 108V109H182ZM188 107H189V109H188ZM231 109H230V108ZM261 107V109H259ZM8 108H9V110H8ZM26 108V109H25ZM31 108V109H30ZM85 108V109H84ZM100 108H102V109H100ZM110 108V109H109ZM111 108H113V110L111 109ZM127 108V109H126ZM133 108V109H132ZM138 108H140L139 110H137ZM146 108H148V109H146ZM155 108H157L158 110H156ZM167 108V109H166ZM175 108V109H174ZM181 108V109H180ZM191 108V109H190ZM209 108H211L212 110H210V112L211 113H209ZM235 110H234V109ZM241 109V110H239V111H241L242 112V115L243 114H246L245 112H248V110H249V112L250 113H247L246 114V116H243V118H241V116L239 115V113H241V112H238V118L240 117V119H241V123H242V121H245L244 119L247 117L248 118V121L246 122L247 123V125H246V123H244V125H246L245 127H244V125L243 126H241L242 128L244 127L245 128V130L244 129H242V128H240L242 131V134H243V132H244V138L241 140L239 137V140L242 142V143H240L239 141H237V140H235L236 138H235V136L237 137V136H239V135H235L236 133V131H238V130H231L232 129V127H234V126H237L236 124H241V123H238L239 121H237L236 122V120H238V119H236L234 116L232 117V114L234 113L235 114V112H237L238 111V109ZM257 108V109H256ZM17 109V110H16ZM24 109V110H23ZM77 109V110H76ZM84 109V110H83ZM92 109V110H91ZM103 109H105L106 110V112H104L103 111V117L101 116V114H99V112H102L101 110H103ZM126 109V110H125ZM130 109H132V110H130ZM153 109V110H152ZM168 109H171V112H172V109H173V113H171L170 112V110H168ZM188 109V110H187ZM196 109H198L197 111H194V110H196ZM206 109H208V110H206ZM214 109V110H213ZM226 110L227 109V111H229V109L231 110V112H232V114L230 115V111L227 113V114H225L227 111H224V110ZM20 110H21V112H20ZM23 110V111H22ZM88 110V111H87ZM125 110V111H124ZM128 110V111H127ZM135 110V115H134V113H132V111H134ZM137 110V111H136ZM147 110V111H146ZM154 112H152V111ZM160 110V111H159ZM182 110H184V111H182ZM185 110H187V111H185ZM201 110V111H200ZM237 110V111H236ZM246 110V111H245ZM28 111V112H27ZM35 111V112H34ZM90 111H91V113H90ZM109 111H111V112H109ZM138 111H141V113L140 112H138ZM153 113H151V112ZM168 111V113H166ZM203 111V112H202ZM221 112V114L222 115H225V116H227V115H230L231 116V118H232V122H231V124L232 123H235V125L233 126V125H231L232 127L230 128V130L231 131H233L232 132V135L230 134V130H228L227 129V121H229L230 120V117H225V116H220V117H218L219 116V114H220V112ZM224 111V112H223ZM235 111V112H234ZM256 111H258V112H256ZM263 111V112H262ZM11 112H13V113H11ZM44 112V113H43ZM46 112V113H45ZM81 112V114H79ZM87 112V113H86ZM89 112V113H88ZM96 112H97V116L95 117L94 116V114H96ZM131 112V113H130ZM146 112V113H145ZM179 112V113H178ZM184 112L186 113L185 114V116H184ZM187 112H190V114L188 113V115H191V116H187ZM200 112H202V113H200ZM204 112H207L205 115H204ZM219 112V113H218ZM261 112H262V115H261ZM7 113V114H6ZM9 113V114H8ZM20 113V114H19ZM35 113V115L33 116V115H31V114H34ZM52 113V112H51ZM94 113V114H93ZM104 113H106V114H104ZM110 113V114H109ZM113 115H115L114 116V118H113V116H112V114ZM137 113H139L138 115H137ZM178 113V114H177ZM198 113H200L201 115H202V117H201V115H200V117H198L199 115H198ZM224 113V114H223ZM256 113H258V115H255ZM2 114V115H1ZM13 114H15V116L13 115ZM17 114L19 115V116H17ZM22 114V115H21ZM37 114V115H36ZM79 114V116L78 117H75V116H77ZM86 114L89 116H87V117H85L86 116ZM120 114V115H119ZM122 114V115H121ZM142 116H141V115ZM147 114V115H146ZM160 114V115H159ZM173 114V115H172ZM175 114V115H174ZM196 114V115H195ZM210 114H212V115H214L213 116V119H215L216 120V118H217V120L216 121H214V120H212L211 118V115ZM218 114V115H217ZM220 114V115H221ZM255 117H252V115ZM259 114L261 115L260 117H259ZM6 115H9V117H4V116H6ZM12 117H11V116ZM42 117H41V116ZM58 115V116H57ZM112 116V117H109L108 118V116ZM158 115V116H157ZM177 115H179L180 117L181 116H183V117H186V119L185 118H183V119H181L180 117H178L179 119H173V118H176L177 117ZM198 115V116H197ZM2 116V117H1ZM33 116V117H32ZM40 116V117H39ZM49 116H51V115H49ZM69 116L71 117L70 118V120H69ZM90 116H93V120H91V118L92 117H90ZM119 116V117H118ZM133 116V117H132ZM137 116V117H136ZM144 116H146V118H149V119H146ZM150 116V117H149ZM153 118H152V117ZM171 116H173V118L171 117ZM264 116V115H263ZM20 117V118H19ZM35 117V118H34ZM43 117H46V118H43ZM86 119H85V118ZM98 117V118H97ZM107 117V118H106ZM118 117V118H117ZM121 117V118H120ZM128 117V118H127ZM155 117V118H154ZM188 117V118H187ZM192 117H194V118H192ZM198 117V118H197ZM207 118V120L208 121H205L206 119L205 118ZM256 117H258L257 119H256ZM4 118V119H3ZM8 119V122H7V119ZM13 118V119H12ZM14 118L16 119V120H14ZM21 118H23V119H21ZM50 118V120L51 119H53V120H49V124H50V122H51V124H52V126L50 127V125L48 124V123H46L45 121V119H49ZM75 120H74V119ZM111 118H113V119H111ZM120 118V119H119ZM123 118H125V120L123 121ZM167 118H168V120H167ZM195 118H197V122L198 121H200L199 122V125H196V126H192V127H195L196 129H198V130H196V131H194L195 129L193 128V131L196 133H192L191 134V131H190V128H192L191 127V125H192V123H194L196 120H195ZM204 118V119H203ZM224 118V119H223ZM225 118L227 119L226 120V122H225ZM234 118H235V120H234ZM250 118V119H249ZM73 119V120H72ZM87 121H85V120ZM97 119V120H96ZM98 119H100V123H102L101 121H102V119L104 120V119H106V121L107 120H109V119H111V120H109V121H113V123L111 122H109V121H103V128L104 129H102V127L100 128V123L98 122L99 120ZM114 119H116V122L114 121ZM122 119V120H121ZM150 119H152L153 120V124H154V122H155V125L156 126H154V125H152V121L150 120ZM166 119V120H165ZM170 119H171V122H170ZM184 122V124H183V122L181 121V120ZM193 119V120H192ZM203 119V120H202ZM210 119V120H209ZM219 119V120H218ZM223 119V120H222ZM251 119L252 120H257L258 122L256 123L255 121H254V123L253 124H251ZM6 120V121H5ZM13 120H14V122L15 121H19V120H21L19 123H18V125L17 124H14V122H13ZM33 120V121H32ZM35 120H37V122L35 121ZM39 120V121H38ZM59 120V121H58ZM62 122H61V121ZM66 120H68V121H66ZM84 120V121H83ZM94 120H95V122H94ZM120 120L122 121V124L120 123ZM144 121V122H147L146 124L145 123H141V124H139L141 121ZM147 120V121H146ZM151 122H150V121ZM155 120V121H154ZM159 120V121H158ZM163 120V121H162ZM185 120H186V123L187 124H185ZM202 120V121H201ZM223 121V123H224V126L226 125V128L224 127V126H222V122L221 121ZM263 120H264V118H263ZM2 121H5V124H4V122H2ZM11 121V122H10ZM43 121H44V124L46 123V127H47V130L45 131V130H43L44 129V126L45 125H43L42 123H43ZM52 121H54V122H52ZM73 121V122H72ZM85 123V125H82L83 124V122ZM142 121V122H143ZM167 121V122H166ZM179 122L180 124H181V126H182V129H181V126L179 127V123H177L178 125V129L180 128V131H181V136H175V135H178L179 134V130L176 128V122ZM190 121H191V123H190ZM205 123H204V122ZM211 121H213V122H211ZM251 121V122H250ZM262 121V120H261ZM2 122V123H1ZM13 122V123H12ZM34 122H36L35 123V126H34ZM66 122H68L67 124H68V126H67V124H66ZM69 122H71V123H69ZM81 122H82V124H81ZM98 122V123H97ZM114 122H115V124H114ZM125 122V123H124ZM127 122V123H126ZM131 122H134V123H132V124H130ZM137 124H136V123ZM150 122V123H149ZM158 122V123H157ZM165 122V123H164ZM175 122V124H173V123ZM182 122V123H181ZM194 123V124H198V123ZM206 122H207V124H206ZM210 123V125H211V127H213V128H211V130H210V125H208L209 123ZM11 123H12V125H11ZM29 123H30V125H29ZM31 123H32V125H31ZM55 123V124H54ZM76 123V124H75ZM87 123H89V125L87 124ZM94 123H95V125H94ZM107 123V124H106ZM120 123V124H119ZM130 124V125H127V124ZM169 123V124H168ZM212 123V124H211ZM242 123V124H243ZM249 123H250V125H249ZM259 123V124H258ZM14 124V125H13ZM39 124V125H38ZM97 124H98V126H99V128L97 127ZM117 124L119 125L118 126V128H117ZM125 124V126H121V125H124ZM149 124V125H148ZM151 124V125H150ZM162 124V125H161ZM193 124V125H194ZM201 124H206V127L205 128H207L206 130L205 129H203V125L201 126ZM214 124H216V125H214ZM221 124V125H220ZM229 124V123H228ZM241 124V125H242ZM3 125H5L4 127H3ZM16 125V126H15ZM42 125V128L40 127L39 128V126H41ZM78 125V127H79V129H78V127H76ZM80 125V126H79ZM89 126V127H86V126ZM106 125V126H105ZM110 125H112V126H110ZM158 125H159V127H158ZM167 125V126H166ZM186 125H188L189 126V131H188V129H186L187 131H185L184 129H185V127L184 126H186ZM254 125H255V127H254ZM7 126V127H6ZM9 126V127H8ZM17 128V126H18V130L15 128V127ZM23 126H24V128H23ZM59 127V126H61L62 127V129H60V128H58V130H61V131H59V134H60V132H62V134H63V128L64 129H66V128H68V129H66L67 130V132H66V130L64 131V132H66V133H68L69 134V136H67L68 134H66V133H64V135L65 136H67V137H64L62 134H60V135H62L66 140H69L68 138H70V141H66L65 139H63V137L60 139V141L58 140L60 137H59V134H58V131L56 130V128L57 127ZM83 127V129H82V127ZM94 126L97 128V129H94ZM110 128V129H112L113 131H111L108 127ZM152 126V127H151ZM154 126V127H153ZM168 126H170L169 127V129L167 130V127ZM174 126V127H173ZM217 126V127H216ZM240 126V125H239ZM248 126V127H247ZM262 126H264V123H263V125ZM45 127V128H46ZM52 128L51 130H50V128ZM55 129H54V128ZM81 127V128H80ZM122 127V128H121ZM126 127V128H125ZM128 127H129V130L130 129H132V131L130 130V131H128L127 129H128ZM131 127V128H130ZM136 127H137V129H136ZM143 127V128H142ZM183 127H184V129H183ZM199 127H202V128H199ZM228 127H230V126H228ZM8 128V129H7ZM15 128V129H14ZM21 128V129H20ZM39 128V129H38ZM86 128V129H85ZM105 128H106V130H105ZM141 128V129H140ZM172 129V131H171V129ZM177 130H176V129ZM215 128V129H214ZM222 128H224L223 130H221ZM236 128V127H235ZM250 128V129H249ZM261 128V127H260ZM7 129V130H6ZM14 129V130H13ZM25 129V130H24ZM33 129V130H32ZM37 129H38V131H37ZM78 129V130H77ZM102 129V130H101ZM121 129V130H120ZM124 129H126V130H124ZM140 129V130H139ZM143 129V130H142ZM147 129V130H146ZM158 129H160L159 131H158ZM165 129H166V131H165ZM174 129V130H173ZM201 129V130H200ZM202 129H203V131H202ZM214 129V130H213ZM45 131V132H43V131ZM48 130H50V132L52 131V130H55V131H57V133L56 132H53L52 131V134H50V132H49V134L51 135L50 137H51V139H50V137H47L46 136V139H43V137L46 135V132H47V135L49 136V134H48ZM72 132H71V131ZM86 130H90V131H88L89 133H87V131ZM100 130V132L102 131H104L103 133L101 132H98ZM108 130H109V132H108ZM139 130V131H138ZM186 133V134H183V131ZM199 130L201 131L200 133H197V132H199ZM4 131H5V133H4ZM11 131H14V132H11ZM43 133H42V132ZM75 133H74V132ZM86 131V132H85ZM93 133H92V132ZM106 131V132H105ZM116 131H118V132H116ZM119 131H120V134H119ZM125 133H124V132ZM154 131H155V133L156 134H153L154 133ZM163 131H165V132H163ZM172 132V135L173 136H171V132ZM174 131V132H173ZM179 131V132H178ZM205 131H207L206 133L207 134H209L208 135V138H209V136H210V138H209V143H207L206 141H207V137H203V138H205V140H203V138L201 137V140L200 139H198L197 138V136H199L200 137V135L201 136H203V134H202V132L206 135V133H205ZM212 131V132H211ZM217 131H219L222 135H223V133L225 132H228L229 131V134L231 135V139H234L235 141H237L238 143H239V145L240 144H242V147L241 146H239V145H237V147L239 146L240 147V151L242 152V154L243 155H239L238 156V154H237V156L238 157H235L236 156V154H234V158H236V159H238V162H239V164H237L236 166H234L236 163L232 160V156H231V159H229V160H231V162L232 163H234V164H232L231 162H229V164H228V168H226L225 169V167H223V166H221V163L223 162V158H222V162L220 161V157L219 156H222V155H225V154H227V153H225L226 152V150H223L224 149V147H222L223 145H222V143H223V138H224V136H226V139L228 138V140L226 141V142H229V134H225L224 133V135L222 136L221 135V137H223V138H220V133L219 132H217ZM245 131L246 132H248L247 133V135H245L246 133H245ZM16 132H18V133H16ZM78 132V133H77ZM80 132V133H79ZM91 132V133H90ZM112 132V133H111ZM116 133V135H117V133H118V136L119 137H114V134ZM131 132V133H130ZM149 133V132H152L150 135H151V137L153 138H149V134L147 135V133ZM158 132V133H157ZM250 132V133H249ZM3 133H4V136H3ZM57 134V136H58V139L56 140V134ZM86 133L88 134V135H86ZM100 133V134H99ZM114 133V134H113ZM124 133V134H123ZM137 133V134H136ZM146 133V134H145ZM169 135V136H171V137H169L167 134ZM178 133V134H177ZM190 134V135H187V134ZM234 133V134H233ZM261 133V134H262ZM14 134H16V136L14 135ZM18 134V135H17ZM74 135V137L75 136H77V137H73V135ZM102 134H104L103 136H102ZM105 134L106 135H108V136H112V138H111V136H110V141H111V143H110V141L108 140V138H107V141L106 142H104L105 140L103 139L104 137H105ZM110 134V135H109ZM121 134H123V135H121ZM132 134L134 135L133 137H132ZM135 134H136V137L138 138V139H136V137H135ZM157 134H159V135H157ZM194 134H195V136H194ZM237 134H239L238 132H237ZM242 134H241V136H242ZM252 134H254L253 136H251ZM6 135H8V136H6ZM21 135V136H20ZM72 135V136H71ZM79 135V136H78ZM80 135L81 136H83V139H82V137H80ZM88 136L87 137V139L89 138V140H88V142H87V140H85V138H86V136ZM131 137H130V136ZM155 135H156V137H155ZM166 135V136H165ZM183 135L185 136V137H183ZM186 135H187V137H186ZM233 135H235V136H233ZM264 134H262V136H263ZM56 136V137H55ZM84 136H85V138H84ZM89 136H91L92 138H94V139H92L91 137H89ZM98 136V137H97ZM103 138H102V137ZM154 136V137H153ZM160 136H161V138H160ZM163 136V137H162ZM190 138H192V140H193V144H191V146L190 145H187V144H190L189 142V140H188V138L189 137ZM240 136V137H241ZM245 136H246V138H250L248 141V143L247 142H245L244 140H245ZM18 137H19V139H18ZM40 137V138H39ZM100 137H101V139L102 140H100ZM107 137V136H106ZM105 137V138H106ZM124 137V138H123ZM125 137H127V138H125ZM148 137V138H147ZM157 137L158 138H160V140L159 141H157L158 139H157ZM168 137V138H167ZM174 139H173V138ZM177 137V138H176ZM261 137V136H260ZM35 138H37V141H35ZM39 138V139H38ZM42 138V139H41ZM72 138V139H71ZM74 138V139H73ZM90 138H91V140H90ZM115 138H117V141H119L118 140V138L120 139V141L122 142H124L125 144L127 143L128 144V142H130V144H128V145H125L123 142H122V144H124L125 146H126V148H124L123 146H122V144H121V146H120V143H115ZM125 139V140H123V139ZM131 138V139H130ZM139 138H140V141H139ZM166 138V139H165ZM181 138L182 139H185L184 141L183 140H181ZM259 138V137H258ZM264 138V137H263ZM32 139H34V140H32ZM48 139L49 140H51V141H53L54 140V142H51V141H49L48 142ZM96 139V140H95ZM115 139V140H114ZM122 139V140H121ZM133 139H136V143H134L135 141L133 140ZM146 139H148V140H146ZM155 139H157L156 140V143H155V141H153V140H155ZM171 139H173V140H171ZM177 139H178V141H177ZM196 139V140H195ZM218 139V140H217ZM256 140L255 142L253 141V142H251L252 140ZM7 142H6V141ZM19 140V141H18ZM31 140V141H30ZM38 140H40L41 142H42V140L46 143V145L48 146L49 145V143H50V146H48L49 147V149L48 148H45L44 147V144H42V143H44V142H42V143H40ZM47 142H46V141ZM73 140V141H72ZM76 140V141H75ZM83 140H85L84 141V143H83ZM94 140V141H93ZM104 140V141H103ZM145 140V141H144ZM177 141V142H179L180 140L183 142V146H181L182 147V149H181V147H180V143L182 144V142L180 141V143H175V145L177 144V146H173V147H176L175 149H174V151H173V154L172 155H170L169 156V150L167 149V147L168 148H170V146H168V145H170L171 144V146H172V144L174 145V142L175 141ZM191 140V141H192ZM200 140V141H199ZM214 140H217V143H213V146L212 145H210V148H211V151H209V149L207 150V148H206V150L204 149V147L205 146H199L198 147V145L201 143V142H203V141H205L204 143L207 145H209V144H212V141H214ZM234 140H232V141H230V142H233ZM264 140V139H263ZM23 141V143L21 144L20 142H22ZM33 141H35L36 143H34ZM60 143H59V142ZM62 141V142H61ZM66 142V145H64L65 143L64 142ZM81 141V142H80ZM100 141H102L101 142V145H100ZM128 141V142H127ZM134 141V142H133ZM138 141V142H137ZM147 141H148V143H149V145L150 146H152V145H154V143H155V147H154V149L156 150H154V151H152V147L150 148V146L148 145V144H146L145 145V143H147ZM150 141H151V143H150ZM164 141H165V145H167L166 143H168V142H170L167 146H166V148H164L165 147V145H164V147H162V146H159V144H164ZM168 141V142H167ZM171 141H173V142H171ZM221 141V142H220ZM225 141V140H224ZM259 141V140H258ZM260 141H262V140H260ZM18 142V143H17ZM31 142V143H30ZM33 142V143H32ZM56 142H57V144H56ZM68 142V143H67ZM69 142H70V144H69ZM74 142H75V145H74ZM78 142V143H77ZM89 143L90 145H91V147L90 146H88V147H86V145H88L87 143ZM91 142V143H90ZM93 142V143H92ZM97 142V143H96ZM108 142H109V144H108ZM142 142L144 143V145L142 144ZM154 142V143H153ZM157 142H159V144L157 143ZM215 142V141H214ZM243 142H245L246 144H248V149H250V147L252 148V150L250 149V150H247V145L245 146V143L243 144ZM263 142V141H262ZM262 142H260V143H262ZM3 143V144H2ZM19 143H20V145H19ZM37 143L40 145V146H38L37 145ZM48 143V144H47ZM63 143V144H62ZM96 143V144H95ZM139 143V144H138ZM142 145H141V144ZM192 143V142H191ZM199 143V144H198ZM233 143H235V142H233ZM233 143H231L230 144V146H232L231 148H227V149H232L233 148ZM252 144V143H254L253 145L255 146V148H254V146L252 147L251 145H249V144ZM34 144H35V146H34ZM55 146H54V145ZM63 145L62 146V148H61V146L60 145ZM69 144V145H68ZM72 144V145H71ZM79 144H81L79 147L77 146V145H79ZM83 144V145H82ZM110 144H111V146H110ZM113 144H114V146H113ZM198 144V145H197ZM217 144H218V146H217ZM219 144H220V146H219ZM224 144V143H223ZM237 144V143H236ZM28 145V146H27ZM33 145V146H32ZM45 145V146H46ZM57 145V146H56ZM67 145H68V148H70V150H69V154H70V156H68L69 154H67V150H66V152H64V150L65 149H63L64 147H67ZM93 145H94V148H93ZM99 145V147H97ZM136 145V147H137V145H139L141 148H139V146H138V149L139 150H137V148L135 147H133L132 148V150H131V147L132 146H135ZM149 146L148 148L146 147V146ZM157 145H158V148H156L157 147ZM192 145H194V146H192ZM197 145V146H196ZM200 145H202V144H200ZM204 145V144H203ZM215 145V146H214ZM225 145V144H224ZM226 145H228V143L226 144ZM225 145V146H226ZM245 147H244V146ZM257 145V146H256ZM262 145V144H261ZM260 145V147H262ZM14 146V147H13ZM16 146V147H15ZM46 146V147H47ZM61 148V150H62V152H63V154H60L61 153V150H59V152H58V148L59 147ZM78 148H77V147ZM83 146H85V148L86 149H84L83 148ZM109 147L111 150H109L108 148L106 149V150H108V151H110V152H112V153H109L108 151H106L105 149H104V152L106 151V152H108V153H104L103 152V147ZM113 146V147H112ZM127 146H131L130 147V149H127L128 147ZM144 147V149H143V147ZM178 146H179V148H178ZM189 146L191 147V148H189ZM235 146V145H234ZM7 147H9V148H7ZM25 147V148H24ZM28 147H30V148H28ZM31 147H33V148H31ZM51 147V148H50ZM54 147H56V149L53 148ZM58 147V148H57ZM164 148V149H167L168 151V153L166 152V150H163V151H165V152H163V153H160L161 152V148ZM191 149V151L188 149ZM194 147V148H193ZM206 147H208V146H206ZM214 147H221V148H223V149H221V150H223V151H221V152H223V153H221L220 152V149H219V151H218V148H217V150L216 149H214ZM227 147H229V145L227 146ZM238 147V148H239ZM244 147V148H243ZM259 147V148H260ZM17 148V149H16ZM26 148H28V149H26ZM37 148H41V149H37ZM59 148V149H60ZM73 148V149H72ZM83 148V149H82ZM89 148H91V151L89 150ZM100 149L101 148V150L98 152V151H96L97 149ZM114 148H115V152L117 151V148H118V150L120 151V152H118V153H121V152H128L127 154H128V157L126 156L127 154L126 153H123V156L121 157L122 158V160H120L121 158H120V156H119V160L120 161H118V157H117V153H114ZM122 148V149H121ZM124 148V149H123ZM185 148H187L188 150H185ZM201 148H203L202 150L204 151H200V149ZM235 148V147H234ZM243 148V149H242ZM26 149V150H25ZM30 149H32V150H30ZM50 149H53V151L51 152V154H50ZM78 149V151L76 152V150ZM95 149V150H94ZM113 149V150H112ZM128 150V151H126V150ZM161 149V150H160ZM172 149V148H171ZM181 149V150H180ZM198 149H199V151H198ZM237 149V148H236ZM235 149V150H236ZM7 150V151H6ZM11 150V151H10ZM25 150V151H24ZM35 150H37V151H35ZM55 150V151H54ZM72 150V151H71ZM82 152H81V151ZM83 150H84V152H83ZM85 150H88V151H86L85 152ZM93 150L95 151V152H93ZM122 150V151H121ZM123 150H125V151H123ZM147 150V151H146ZM173 150V149H172ZM178 150H179V152H178ZM185 151V152H183V151ZM193 150H194V154L192 153L193 152ZM195 150H196V153H195ZM213 150L215 151V152H213ZM238 149H237V151H239ZM10 151V152H9ZM29 152V153H27V152ZM41 152V153H39V152ZM44 151V152H43ZM80 151V152H79ZM90 151V152H89ZM139 151H140V153H139ZM149 151H152V152H155L156 153V155L154 156H152V155H148V153H149ZM186 151H190V153L192 154H190V155H188L187 153H186ZM256 151V150H255ZM257 151H258V149H257ZM262 151V150H261ZM24 152H25V154L26 155H24L23 156V154H24ZM47 152H48V154H47ZM53 152H55L54 154H56V158L54 159V156L52 155L53 154ZM73 152H75V156H74V154H72ZM78 152H79V154H78ZM102 152H103V156L105 157V154L107 155H111L110 156V159L112 158V160L110 161V159H108L109 158V156H108V158L106 157L105 159L107 160V161H109V164H110V162H113V164H111L110 165V167H109V169L107 168V167H105V166H108V165H106V163L105 162H103V161H105V159H104V157L102 156ZM139 154H138V153ZM144 152H148L147 154L145 153V155L144 156H147L148 155V157H144L145 159H142L143 157H140V155L142 156V153H144ZM152 152H150V153H152ZM170 152H172V151H170ZM201 152V153H200ZM217 152V153H216ZM227 152H228V150H227ZM230 152H233V151H231L230 150ZM240 152V153H241ZM246 152V153H245ZM248 152V153H247ZM250 152H252V154L250 153ZM262 152H264V150L262 151ZM8 153V154H7ZM10 153V154H9ZM34 153V154H33ZM44 153H46V157H44L43 158V156H45L44 155ZM60 155H59V154ZM86 153H87V155H86ZM96 153H99V155H97ZM134 153V154H133ZM168 155H167V154ZM182 153H186L185 155L183 154L182 155ZM200 153V154H199ZM210 153V154H209ZM214 153L216 154V155H214ZM220 153L222 154V155H220ZM234 153V152H233ZM236 153V152H235ZM259 153V152H258ZM20 154H21V156L23 157L22 159H20L21 157H20ZM40 154L41 155V157L43 158V160H42V158H41V160H40V158L38 159V155ZM65 154V155H64ZM78 154V155H77ZM82 154V156H84V158L81 156L80 157V155ZM132 154H133V156H132ZM153 154V153H152ZM176 154V155H175ZM205 154V155H204ZM207 154H208V156H211L210 158L208 157H206L207 156ZM33 157H32V156ZM43 155V156H42ZM49 155V156H48ZM51 155H52V157H51ZM61 155H63V156H61ZM72 155V156H71ZM97 155V156H96ZM115 157H114V156ZM119 155V154H118ZM121 155V154H120ZM139 156V159H138V157L137 156ZM167 155V156H166ZM174 155V156H173ZM181 155V156H180ZM194 155H196L197 156V158H195V157H193ZM218 155V156H217ZM245 155H247V156H250V157H245ZM259 155V157H261L262 158V160L264 159V157H262L260 154H258ZM2 156V157H1ZM11 156V157H10ZM62 157V164H59L60 162H61V157ZM66 157V160H65V162H64V159H65V157ZM100 156V157H99ZM102 156V157H101ZM149 156H150V158H149ZM160 157L161 158V156H162V158L160 159V158H158V157ZM164 156V157H163ZM168 156H169V158H168ZM171 156H173V157H171ZM199 156H202L201 158H199ZM205 156V157H204ZM230 156V154L228 155V157ZM263 156H264V154H263ZM7 157H8V159L10 160V163H9V160L7 159ZM26 157V158H25ZM31 159H30V158ZM51 157V158H50ZM86 157V158H85ZM113 157H114V159H113ZM117 157V158H116ZM125 157V158H124ZM128 158V160H126L127 158ZM154 157V158H153ZM156 157V158H155ZM166 157H167V159H166ZM171 157V158H170ZM175 157H177V158H175ZM182 157V158H181ZM186 157H188V158H186ZM226 157L227 156H225V159H226ZM240 157V158H239ZM244 157V158H243ZM257 157V158H256ZM24 158H25V160H24ZM28 158H29V160H28ZM36 158V159H35ZM47 158H49L48 160H49V162H48V160H47ZM71 158V159H70ZM72 158H73V160H72ZM74 158H76V159H74ZM81 158V159H80ZM98 158H100L99 160H98ZM148 158L149 159H151V160H157V159H159V160H161V161H159V160H157L156 162L155 161H150V160H148ZM174 160H173V159ZM184 158V159H183ZM186 158V159H185ZM204 158H206L205 159V161H204ZM218 158H219V161H218ZM252 158V159H251ZM7 159V160H6ZM28 161H27V160ZM34 159V161L32 162V160ZM50 159H53L52 161L50 160ZM78 159H79V161H78ZM94 159V160H93ZM129 159H132V160H129ZM139 161H138V160ZM148 161H147V160ZM166 160L167 162H169V163H167L166 161H163V160ZM168 159H171V161L170 160H168ZM193 159V160H192ZM197 159H198V162H197ZM203 159V161H201ZM210 160V162H209V164L211 165H207L206 166V163H208V161ZM236 159H234V160H236ZM246 161V163H245V161ZM247 159V160H246ZM18 160V161H17ZM45 160L48 162H45ZM57 160V161H56ZM68 160V161H67ZM75 160V161H74ZM77 160V161H76ZM81 160V161H80ZM95 160L97 161V163L100 165H98L96 162H95ZM116 160V161H115ZM143 160V161H142ZM177 160V161H176ZM201 162H200V161ZM213 160V161H212ZM228 160V159H227ZM227 160H225V161H227ZM228 160V161H229ZM250 160V161H249ZM260 158H259V161H261V162H263L264 163V160L262 161ZM21 161H23V162H21ZM27 161V162H26ZM30 161H31V163H30ZM39 161H41V162H44L45 163V166H43V168H48V167H53V169H57V170H55V172L52 170V169H50V168H48V170H47V175H49L50 177H54V178H52V180H51V178L50 177H47V175H46V179H48V180H46L45 179V176H44V178H41V180L42 181H44V179H45V181L43 182V183H45L44 185H43V183H42V181H40V179L37 181V179L40 177L39 175H41V174H43L44 173V175L46 174V171H45V169L43 170V168L41 167V165L43 164H41L40 165V162ZM56 161V162H55ZM59 161V162H58ZM88 161H92L91 163L90 162H88ZM99 161V162H98ZM122 161H126V162H122ZM131 161H133L132 163H131V167H132V169H134V166H135V170L133 171L134 173H138L137 175H140L139 177H135L134 178V173L131 171L130 173H129V165H130V162ZM150 161V162H149ZM179 161H180V163H179ZM185 161V162H184ZM188 161H194V164H191V162H188ZM224 161V163H226ZM227 161V162H228ZM16 162H18V164H19V162H21V164H19V165H17L16 164ZM34 162H36L37 164L35 165L34 164ZM53 162V163H52ZM64 162V163H63ZM70 162H72V163H70ZM85 162V163H84ZM94 162V163H93ZM146 164H145V163ZM156 164V166L154 165V163ZM162 162V163H161ZM184 162V163H183ZM196 162H197V164H199V165H196ZM206 162V163H205ZM237 162V163H238ZM242 162V163H241ZM13 163H14V165H13ZM46 163H47V165H46ZM56 164L55 166L54 165H52V164ZM74 163V164H73ZM82 163H83V165H82ZM89 163V164H88ZM105 163V164H104ZM108 163V162H107ZM115 163H116V166H115ZM125 163H126V166L125 167H127V169L126 168H124V169H122V167L125 165ZM148 163H150V166H147V165H149ZM153 163V164H152ZM158 163H159V165H158ZM179 164V166H177L178 164ZM188 165V163L189 164H191L192 166L193 165H196V166H194V167H192V166H189L190 168H194L195 170H190V168H189V170L190 171H192L191 173H193V174H191L190 173V171L188 170V168H187V170L189 171H187L186 170V167H187V165ZM219 164V165H217V164ZM224 163H223V165H224ZM232 164V166H231V164ZM263 163H261L262 164V166H263ZM51 164V165H50ZM71 166V165H74L73 167H70V168H68L69 166ZM78 165V166H76V165ZM79 164H81V165H79ZM85 164H88V165H90L91 164V167L90 166H88V165H85ZM93 164V165H92ZM104 164V165H103ZM123 164V165H122ZM138 166H137V165ZM145 164V165H144ZM166 164V165H165ZM204 164H205V166H206V168H204L205 170H207V169H209V168H212L213 169V172L215 173V175L214 176H212L211 177V174H209L210 175V178H211V182H213V183H211L210 181H209V179L210 178H205V176L206 175H204L205 173H206V171H204V169H200V168H203L202 167V165L204 166ZM213 164V165H212ZM244 164V165H243ZM245 164H247V165H245ZM251 164V165H250ZM259 162H258V165H261ZM22 165H26V166H22ZM32 165V166H31ZM33 165H35L34 167H33ZM40 165V166H39ZM44 165V164H43ZM65 165V166H64ZM95 165H97L98 166V168H97V166H95ZM101 165H102V168L103 169H105V172H107V170L109 171V170H111L112 168V170L115 172V174L117 173V176L119 175V173H120V171L121 170H123L124 171V173H123V176H129L131 173V175L127 178L126 177V180L129 182V184L131 183V182H133L132 183V185H137V183H138V181H140V185L139 186H141V187H138V185H137V187H135L134 186V188H132V190H131V187H133L132 185L131 186H129V184H128V182H126V183H123V180H125L124 179V177L121 175V173H120V175L118 176V177H120V178H123V180H122V182L120 181L121 179H119V181L123 184V185H120L119 186V188L121 187V191H127V195L129 196H127L126 197V199L123 197V196H125V194L123 195V196H121V199L123 200V199H125V200H118L117 201V199H118V197L116 196L114 199H115V201H117L116 203H118V202H120V201H122V202H120V203H122V204H120V203H118L119 204V206H121V208L119 207H117L116 208V203H113L114 201H112V200H114L113 199V196L112 195H116V193L117 192H119V191H117V188H115V187H117V184L119 185V183L120 182H118V183H115L114 182V185L116 184V186L114 187V185H112L115 189H112L113 187L112 186H110L109 184V188H111L112 189V192L113 191H115V193H109V192H111V189H109V190H106L108 187H107V184L105 183V186L103 185V182H107V180L109 181V183H110V181H112L113 179L116 181V177L114 176L115 174L114 173H111V172H113L112 170L111 171H109V172H107L108 173V175L109 176H113V179H112V177H111V179L109 180L108 179V175L105 177V174L103 173L104 172V170L102 171V168H100L99 169V167H101ZM133 165V166H132ZM177 166V168H179V169H177V168H175V170H172V167L170 168V166ZM181 165V166H180ZM224 165V166H225ZM240 165L242 166V167H240ZM29 168H28V167ZM31 166V167H30ZM47 166V167H46ZM57 166H60V167H57ZM79 166H81L82 168L80 169V167ZM85 166L88 168V169H86L85 168ZM96 168H95V167ZM104 166V167H103ZM116 167V168H119V170H117L116 169V171L114 170L115 168L114 167ZM119 166V167H118ZM146 166L149 168L148 170H145V168H146ZM154 166V168H157V166L160 168V167H162V168H158L157 169V171H156V169L154 170V168H153V170H154V172L153 171H151V169H152V167ZM164 166H166L165 168H163ZM169 166V167H168ZM174 166V167H175ZM182 166H186L185 168H183ZM210 166V167H209ZM219 166V167H218ZM229 166L231 167L230 168V171L228 170L229 169ZM234 166V167H233ZM238 166V167H237ZM10 167V168H9ZM18 167V168H17ZM34 169H33V168ZM37 167H38V170H39V173L41 172V170H43V172L41 173V174H39V175H36V177H38V178H36V177H31L32 175H30V173H31V171H32V174H34L35 172L34 171H36V169H37ZM40 167V168H39ZM64 167H66V168H64ZM112 167V168H111ZM138 167H139V169H138ZM144 168V170H143V168ZM174 167H173V169H174ZM180 167H182L183 169H185V172H184V174L185 175H183V174H177V172L179 171V172H182L183 173V171L184 170H182ZM196 167V168H195ZM223 168V170H225L224 172H223V170H222V174H220V173H218V171L220 172V170H219V168ZM235 167H237V171L235 172V170H236V168ZM245 167V169H243ZM15 168V169H14ZM24 168H27V170H25ZM32 168V170L30 171V169ZM59 168H60V170L62 169V168H64V170H61V172L60 171H58L59 170ZM73 168V169H72ZM95 168V169H94ZM106 168H107V170H106ZM243 170H242V169ZM249 168V169H248ZM8 169V170H7ZM16 169H18V170H16ZM66 169V170H65ZM70 171H69V170ZM73 171H75V172H72V170ZM83 169V170H82ZM86 169V170H85ZM89 169H92L93 171H95L96 169V171H95V173H93V171H91L92 172V175H89ZM100 170V172H99V170ZM140 170V169H142L143 171H147V174L145 173L144 175L146 176V177H144L143 176V172L142 173H140V171H138V170ZM162 169V170H161ZM176 169H177V171H176ZM181 169V170H180ZM197 169L199 170L198 172H197ZM212 169H211V171H212ZM218 169V170H217ZM232 169V170H231ZM248 169V170H247ZM28 170L30 171V173L28 174ZM53 171V173H56L57 172V176H55V175H53V173H52V171ZM68 170V171H67ZM78 170V171H77ZM83 172H82V171ZM126 170H128V173H129V175H128V173L125 175V171ZM136 170H137V172H136ZM233 170H234V172H233ZM11 171V172H10ZM24 171H26L25 173H26V176L24 175ZM45 171V172H44ZM84 171H86V172H84ZM88 171V172H87ZM98 171V172H97ZM102 171V172H101ZM117 171H119V172H117ZM156 171V172H155ZM159 171H161L160 173H159ZM175 173H174V172ZM14 172V173H13ZM16 172V173H15ZM22 172H23V175H22ZM64 172V174L62 175V173ZM77 172V173H76ZM78 172H79V174H78ZM90 172V173H91ZM122 172V171H121ZM151 174H150V173ZM162 172H163V174H162ZM178 172V173H179ZM203 172H204V174H203ZM210 171H208V173H209ZM248 172H250L249 174H248ZM259 172H260V170H259ZM264 172V171H263ZM52 173V174H51ZM67 173V174H66ZM69 173V174H68ZM81 173V174H80ZM82 173H84V175L82 174ZM98 173H99V177L97 176L98 175ZM101 173H103L102 175H101ZM153 173V174H152ZM195 173H198V174H196V175H198V177L199 178H197V176L196 177H188V176H190V175H193L194 176V174ZM210 173H212V172H210ZM217 173V174H216ZM233 175H232V174ZM235 173V174H234ZM7 174H10V175H7ZM13 174V175H12ZM77 174V175H76ZM96 174V175H95ZM114 174V175H113ZM152 175V176H150V175ZM155 174V176H153ZM207 174V173H206ZM213 174V173H212ZM219 174V176H218V178H219V182H218V180L216 181V178H215V176L216 175H218ZM229 174V175H228ZM4 175H6V176H4ZM31 177V178H34V180H35V178H36V180H35V182L36 183H34V185H36V186H33L32 184V182H30V180H32L33 181V179H31V178H28L29 176ZM52 175V176H51ZM60 175H62V177L60 176ZM88 175V176H87ZM164 175H166V177L164 176ZM177 176V177H174V176ZM179 175H183L182 177H180ZM200 175V176H199ZM204 175V176H203ZM208 174H207V176L206 177H208L209 176ZM220 175H223V176H221L220 177ZM228 175V176H227ZM264 175V174H263ZM10 176V177H9ZM12 176V177H11ZM15 176V177H14ZM16 176H17V178H16ZM19 176V177H18ZM43 176V175H42ZM102 176V177H101ZM149 177V179H147L148 177ZM163 176L165 177V178H163ZM187 176V177H186ZM202 176L205 178V180H204V178L202 179ZM236 176V177H235ZM22 177V178H21ZM24 177H26V178H24ZM55 177H57V178H55ZM60 177L63 179L62 181H61V179H60ZM64 177V178H63ZM115 177V178H114ZM134 179H133V178ZM140 177H143V178H141L140 179ZM154 177V178H153ZM158 177L160 178L159 180H161V179H165V180H167V181H165V182H167L166 183V185H164L165 184V182L164 183H162L161 181H163V180H161V181H158L157 179H158ZM162 177V178H161ZM188 178V180H190L191 178H193V179H195V178H197V179H202V181H205L206 183H202V185H201V183L199 182L200 180H198L197 181V179H195L197 182H194L193 181V179H191L190 180V182L188 183V180L187 179H185V180H187V181H185L184 180V178ZM215 179H214V178ZM217 177V176H216ZM229 177H234L235 179L234 180H232V178L230 179ZM250 177V178H249ZM252 177V178H251ZM16 180H15V179ZM24 178V179H23ZM106 178V180H104ZM133 180H132V179ZM151 178H152V180H151ZM168 178V179H167ZM175 178V179H174ZM179 178H182V181H180L179 182ZM230 179V181H228V180H223V179ZM10 179H11V182H10ZM24 180L23 182L25 183V184H27V185H25L24 183H21L22 181L21 180ZM30 179V180H29ZM104 181H103V180ZM157 181H156V180ZM172 179H174V180H176V182H171V181H174V180H172ZM206 179H207V181H206ZM58 180H60V181H58ZM102 180V181H101ZM125 180V181H126ZM130 180V181H129ZM134 180H138L137 181V183H135L134 182ZM181 180V179H180ZM251 180V181H250ZM21 181V182H20ZM48 181H50V182H48ZM53 181L54 182H61L60 184L59 183H56V186H55V188H54V184H53ZM124 181V182H125ZM154 181H156V182H154ZM191 181H193L194 183H196L197 184V186H199V185H201L202 187H201V189L203 188V184H207L208 185V189L207 190H209V188H211L210 190H214V188H212V187H214V181L215 182H217L218 183V187L217 186H215V192L213 191H204V192H202L203 190H204V188L202 189V191H201V189H195L196 187H193L192 186V183H191ZM222 181H223V183H222ZM38 182V183H37ZM47 182H48V184H47ZM117 182V181H116ZM153 182V183H152ZM170 182V184L168 185V183ZM187 182V183H186ZM199 182V183H198ZM242 184V185H240V183ZM12 183V184H11ZM29 183H32V184H30V187L32 186L33 187V189L32 188H30L29 187ZM52 183V184H51ZM62 183H63V185H62ZM89 183V184H88ZM108 183V182H107ZM111 183H113V181L111 182ZM120 183V184H121ZM185 183H186V185H187V187H189V184H191V186L190 187H193V188H191V189H189V190H187L186 192H185V190L186 189H184L185 188ZM217 183H215V185L217 184ZM11 184V185H10ZM57 184H59V186H58V188L60 187H62V189H63V187H64V190L62 191V189L60 190V188L58 189L57 188V190H56V187H57ZM100 184V185H99ZM150 184L152 185V188L150 187ZM160 184H162L163 186L161 187V185ZM175 184H176V186H175ZM184 184V186H182ZM250 184V185H249ZM8 185H10V186H8ZM17 186V188L20 190V191H22V192H26L27 193V191H28V189H27V187L28 188H30V189H32L34 192H33V194H35L36 196H35V198H34V204L33 203H30V202H33V200L31 201V199H30V202H28L29 200H27V201H24V203H23V201H21V199L23 200V197H21V196H24V193H22L23 195H21V193H20V191L19 192H17V189L15 188L16 186ZM25 185V186H24ZM43 186V187H41V186ZM51 185V186H50ZM65 185H67V186H65ZM101 185H103V190H102V188H101ZM126 185V186H125ZM154 185H156L155 187H153ZM206 185V186H207ZM210 185L212 186V187H210ZM225 185L223 186V190H222V192L224 191V189L225 190H227V189H229L230 188V185H228V186H226L225 187ZM13 186H15V187H13ZM48 186H49V188H48ZM53 186V187H52ZM100 186V187H99ZM182 188H181V187ZM196 186V185H195ZM205 186V187H206ZM253 186V185H252ZM262 186H264V185H262ZM11 187H12V190H11ZM26 187V188H25ZM36 187V188H35ZM107 187V188H106ZM163 187H165V188H163ZM176 187V188H175ZM200 187V186H199ZM198 187V188H199ZM220 187V188H219ZM256 187V186H255ZM7 188V189H6ZM13 188H15V189H13ZM21 188H22V190H21ZM37 188H40L39 190H41V191H39ZM42 188V189H41ZM46 188H48L47 190H49V191H47V190H45ZM51 188H53V190L51 189ZM99 188V189H98ZM139 188V189H138ZM167 188V189H166ZM263 188V187H262ZM29 189V190H30ZM54 189H55V192H54ZM95 191H93V190ZM96 189L97 190H100L101 192H99V191H96ZM131 190V192H129L130 190ZM137 189V190H136ZM140 189H142L141 191H140ZM152 189H156V190H152ZM158 189H160L159 191H157ZM163 189V190H162ZM175 189V190H174ZM188 189V188H187ZM220 189V190H219ZM258 189V190H257ZM14 190L16 191V193H17V196H15L16 195V193L14 192ZM27 190V191H26ZM51 190V191H50ZM136 191V193H135V191ZM165 190V191H164ZM172 190V191H171ZM173 190L175 191V192H173ZM181 190V191H180ZM184 192H183V191ZM191 190V191H190ZM192 190H194V192H192ZM196 190V191H195ZM245 190V191H244ZM253 190H254V192H253ZM256 190H257V192L258 191H260L262 194H260V196L259 197H261V198H257L256 199V196H257V193H256ZM14 192V194H12L13 192ZM39 191V192H38ZM58 191H59V193H58ZM87 193H86V192ZM149 191H151L152 193H149ZM154 191V192H153ZM168 191L170 192V193H168ZM237 191V192H238ZM11 192V193H10ZM38 192V193H37ZM53 192V193H52ZM60 192H63L64 193V195H65V192H66V194H68L67 195V197H66V195L64 196L65 197V199H67V200H65L64 198H62V197H60V198H62V199H64V201H68L69 199L71 200V201H69V203L68 202H66L65 204L66 205H63L62 206V202L63 201H61V203H58L59 201H60V198L58 197V195H60L61 193ZM97 192V193H96ZM137 192H140V193H137ZM149 193L148 194V196L147 195H145L146 193ZM156 192V193H155ZM171 192H173V193H171ZM178 192V193H177ZM200 192H202V193H200ZM205 192H206V195H205ZM219 192H220V194H219ZM245 192V194H246V192H247V195L249 196V197H251V198H254L253 200H255V201H252L251 200V198L250 199H248V196L247 195H245V194H242V193H244ZM31 193H32V191L31 192H28L27 194H29V196H31ZM46 193V194H45ZM58 193V194H57ZM62 193V194H63ZM69 193L71 194V195H69ZM103 193V194H102ZM110 194V196L111 197H109L108 195ZM135 193V194H134ZM145 193V194H144ZM157 193H162V194H160V195H163V196H159L160 198H158V197H156V196H158L159 194H157ZM204 193V194H203ZM256 195H255V194ZM2 194L4 195V196H2ZM11 194V195H10ZM43 196H42V195ZM54 194V195H53ZM55 194H57V195H55ZM96 194V195H95ZM109 197H107L106 195ZM119 194V195H118ZM120 194L121 193H117V195L118 196H120ZM131 194V195H130ZM140 194V195H139ZM200 194V195H199ZM202 194V195H201ZM254 194V195H253ZM13 195H14V197H13ZM19 195H21L20 197L21 198H19ZM26 195V194H25ZM39 195V196H38ZM95 197H94V196ZM104 195H105V197L106 198H108L109 200H111L110 202H111V205H109L108 206V204L110 203L109 202V200L108 199H106L107 201H108V204H107V202H106V200H104ZM114 195V196H115ZM156 195V196H155ZM169 195V196H168ZM262 195V196H261ZM45 196V197H44ZM55 196H57V198H59V201H57V198H55ZM79 196V197H78ZM99 196V197H98ZM139 196H144V197H146L147 199H145V201L143 200L144 199V197H143V199H140L139 198ZM165 196H166V198H165ZM192 196H193V198H195L194 200H193V198H192ZM220 196V197H219ZM242 196V197H241ZM2 197V198H1ZM25 197H28V195H26ZM38 197V198H37ZM48 197V198H47ZM68 197H69V199H68ZM76 197V198H75ZM77 197H78V199H80V197H81V200H83V201H81L80 203H77V204H80V205H75L76 204V201H74L75 199H77ZM92 199H90V198ZM169 197L170 198H172L171 200L169 199ZM174 197V198H173ZM182 197V198H181ZM185 197H186V199H185ZM215 197V198H214ZM244 197H245V201H244ZM258 197V196H257ZM6 198V199H5ZM31 198H33V196H31ZM42 198V199H41ZM46 198V199H45ZM51 198V199H50ZM55 198V199H54ZM73 198H74V200H73ZM99 198V199H98ZM163 198V199H162ZM181 198V199H180ZM202 198H203V200H202ZM211 198V199H210ZM9 199V200H8ZM14 199V200H13ZM40 200V202H39V200ZM77 199V200H78ZM88 199H89V202H87V203H90V204H95V205H93L94 207L96 206V205H99L100 207H103V208H100L101 209V211H100V209H99V212H98V209L97 210H95V208H93V206H92V208L90 207L91 205H88L89 207L88 208H91V213H90V210H86V209H88V208H86L87 207V205L85 204L86 203V201H88ZM101 199V200H100ZM120 199V198H119ZM152 199H154V201L152 202L151 200ZM241 199H242V201H241ZM247 199V200H246ZM3 200H4V206H6V207H3ZM6 200V201H5ZM8 200V201H7ZM20 200V202L18 203V201ZM36 200H38L37 201V203L35 202ZM41 200H43V203H45L44 205H43V203H42V201ZM73 200V201H72ZM86 200V201H85ZM99 200V203L97 202ZM139 200H141V202H139ZM156 200H158L157 202H156ZM170 200V201H169ZM222 199H220L219 201L220 202H222L221 201ZM256 200H258L257 202H256ZM260 200V201H261ZM14 201H15V203H14ZM52 201H54L55 202V204H51V202ZM56 201H57V203L58 204H61V207L58 205H56ZM79 201V200H78ZM85 201V202H84ZM90 201H92V202H90ZM96 201V202H95ZM124 201H126L125 202V204H124ZM144 201V202H143ZM161 201H163V203L161 202ZM176 201V200H175ZM180 201V202H179ZM238 201H240L239 203H238ZM249 201V202H248ZM5 202H7V203H9L10 202V204H7V203H5ZM22 202V203H21ZM26 202H28V203H30V204H32V209H33V207L34 206H37L38 208H36V207H34L35 209H33V210H36L35 211V213H33V212H30L29 210H30V208L28 207L29 206V204H27V206L25 205L26 204ZM75 204H74V203ZM82 202H84V203H82ZM102 202V203H101ZM105 202V203H104ZM146 202H147V204H146ZM169 204V203H171V204H169V206L166 204ZM191 202H188V205H189V203L191 204ZM224 202V201H223ZM263 203H264V201H262ZM261 202V203H262ZM39 203V204H38ZM49 204V205H51V207H52V209L51 210H49V211H52V213L50 212V214L52 215V217H49V215H46V213H48L49 211H47V210H45V208H47V209H49V208H51V207H49L48 205H46V204ZM154 203H155V205H154ZM174 203V207H175V202H173ZM183 203H185V204H183ZM219 203V202H218ZM258 203H260V202H258ZM12 204V205H11ZM14 204V205H13ZM18 204H19V206H18ZM23 204V205H22ZM73 204V205H72ZM86 206H84V205ZM102 204V205H101ZM105 204H107V205H105ZM112 204H114V205H112ZM124 204V205H123ZM138 204H140V205H138ZM183 204V205H182ZM222 204V203H221ZM237 204V205H236ZM9 207H8V206ZM24 205H25V207L28 209V212H29V214H30V216H32V217H30L31 219L30 220H28L29 219V217H28V212H27V209L26 208H24ZM39 205V206H38ZM40 205H42V208L40 207ZM56 205V206H55ZM68 205V206H67ZM75 205V207L77 208L78 207V210H75L76 208H74L73 206ZM83 205V206H82ZM144 205H147V207L145 206V210L147 209V210H149V211H144V214H145V212L147 213L146 215H141V214H143L142 212V210H144V209H141L142 207H144ZM196 205H198V206H196ZM217 205V204H216ZM15 206V207H14ZM21 206H22V208H21ZM47 206V207H46ZM65 206V208H63ZM72 208H71V207ZM98 206V207H99ZM141 206V207H140ZM190 206V205H189ZM218 206H220V203H219V205ZM1 207H3L2 209H5V213H4V210H2L1 209ZM43 207H44V211H43V213H42V209H43ZM57 207L60 209L61 208V210L63 211V209H65L66 210V208L68 209V213H67V215L64 217V215L63 214H60V213H62V211H60L59 209V211L57 210ZM69 207V208H68ZM83 207V208H82ZM160 208V210H161V213L159 212L158 214L161 216V219L163 218L162 216H166V214H168L167 212H169V214H171L170 213V211H172V210H170V209H168L167 211H166V209L164 210L163 208ZM18 208V209H17ZM21 208V209H20ZM40 208V209H39ZM54 208V209H53ZM74 208V209H73ZM80 208H81V210H80ZM117 209V211H115L114 209ZM139 208L141 209V214H140V212L138 211L139 210ZM179 208V209H180ZM9 209V210H8ZM20 209V210H19ZM23 209H24V211H23ZM72 209V210H71ZM87 211V212H89V213H87L85 210ZM107 210V211H105V210ZM175 209H177V208H175ZM178 209V210H179ZM192 209V208H191ZM190 209V210H191ZM25 210H26V216L28 217V219H27V217H24L23 218V216H25V214H24V212H25ZM39 212H38V211ZM73 210H74V212H77V214H78V216H76V214H74L73 213ZM110 210L112 211V212H110ZM115 212H114V211ZM154 210V209H153ZM163 210V211H162ZM170 210V211H169ZM20 211H22V213H23V215H22V213L20 214ZM32 211V210H31ZM46 211V212H45ZM57 211V212H56ZM194 211V212H195ZM3 212V213H2ZM12 212H14V213H12ZM56 212V213H55ZM59 212V214L60 215H63L62 216V220H65V219H71V217H72V219L71 220H74L75 218V220H74V222L76 223V224H74L75 225V228H77V229H75L74 227H72L71 225V221H70V219H69V221H67V220H65V221H60V219L59 218H57V217H60L61 218V216L59 215V216H57V213ZM66 212V211H65ZM92 212L94 213V216L92 215ZM156 212V211H155ZM188 212V211H187ZM31 213H32V215H31ZM41 213V214H40ZM54 213L56 214V216L54 215ZM73 215H72V214ZM96 213H98V214H101V216H100V220L99 219H95L97 216H95L96 215ZM175 213H176V211H175ZM178 213V212H177ZM182 213V214H183ZM189 213H192L191 211L189 212ZM15 214V215H14ZM45 216H47V217H44V219L46 218V219H48L49 220V222L48 221H46L45 220V222H47L46 224L42 221V219H43V215ZM90 216H89V215ZM165 214V215H164ZM182 214H179L178 216L180 217V216H182ZM183 214V215H184ZM196 214H197V212H196ZM196 214H194V215H196ZM22 215V216H21ZM50 215V216H51ZM154 215V219L152 218V217H150V218H152L154 221L155 220H157V219H155V213L153 214ZM173 215V214H172ZM177 215V214H176ZM175 215V216H176ZM4 216V217H3ZM8 216V217H7ZM10 216H12V217H10ZM17 216V217H16ZM39 216V217H38ZM73 216L75 217L74 219H73ZM81 216V217H80ZM89 217V220L90 219H93L94 217V219L92 220V221H96V220H99L100 222H98V224H97V227H94L95 225L93 224V222H92V224L94 225V226H89V224L90 225H92L91 224V222L87 219L88 217ZM140 216H141V218H140ZM160 216H158L157 215V217H159V219H160ZM168 216V215H167ZM166 216V217H167ZM196 216H200V215H196ZM195 216V217H196ZM14 217L16 218V220H18V219H20V220H18L20 223H18V221L15 223L13 220H15L14 219ZM19 217V218H18ZM21 217H22V219H21ZM38 217V218H37ZM41 217V218H40ZM54 217V218H53ZM55 217L57 218V223H56V221H53V219L54 220H56L55 219ZM63 217L65 218V219H63ZM66 217H68V218H66ZM78 217H80V218H78ZM83 217H85V218H83ZM166 217H164V218H166ZM173 217V216H172ZM220 217V216H219ZM218 217V218H219ZM13 218V219H12ZM41 220H40V219ZM50 218H51V221H50ZM82 218V220H83V222H85V224L84 223H82V220H80ZM98 218V217H97ZM163 218V219H164ZM171 218V217H170ZM174 218V217H173ZM178 218V217H177ZM185 218V219H186ZM197 218H200V217H197ZM9 219V220H8ZM37 219H39V222H41V224L39 223V222H36V220ZM43 219V220H44ZM86 221H85V220ZM148 219V218H147ZM159 219H158V221H156L157 223L159 222ZM162 219V220H163ZM167 219V221L170 223V221H171V223H172V220H170L169 219V217H167L166 218ZM165 219V220H166ZM169 219V220H168ZM172 219V218H171ZM181 219H182V217H181ZM181 219H179V220H181ZM8 222H7V221ZM11 220V221H10ZM15 220V221H16ZM31 220H33L32 222H31ZM78 220V221H77ZM81 222H80V221ZM103 220V221H102ZM104 220L106 221L105 223H104ZM152 220V221H153ZM161 220V221H162ZM178 220V221H179ZM206 220V221H205ZM10 221V222H9ZM12 221H13V223H15V224H13L12 223ZM38 221V220H37ZM89 221V222H88ZM144 221V222H145ZM160 221V222H161ZM164 221V220H163ZM181 221H184V220H181ZM212 221H214L213 219H212ZM211 221V222H212ZM31 222V223H30ZM34 222H36V223H39V225L38 226H36V228H37V231L35 230L36 228H35V225H37V224H34ZM52 222H54V224L56 223V229H55V226L53 225V224H51ZM58 222H59V224H58ZM64 222H66V223H64ZM73 221H72V223H74ZM79 222V223H78ZM97 222V221H96ZM101 222H103V223H101ZM107 222H108V224H109V226H108V224H107ZM140 222V223H139ZM188 222H189V225H188ZM9 223V224H8ZM10 223H12V224H10ZM18 223V224H17ZM86 223L88 224V226L86 225ZM101 223V224H100ZM139 223V224H138ZM141 223L142 224H144V226L142 225L141 226ZM156 223V225H158ZM163 223H165V222H162V227H163ZM17 224V225H16ZM43 224V225H42ZM66 224V225H65ZM69 224H71V225H69ZM84 224V227H86V229H84L83 228V226H81V225H83ZM103 224H105L104 226H102ZM112 224V225H111ZM166 224H168L167 222H166ZM181 224V223H180ZM198 224H200V225H198ZM11 225V226H10ZM13 225H15L16 227H13ZM34 225V226H33ZM44 225H46L45 227H44ZM49 225H52V226H54V227H51L50 229H49ZM57 225L59 226L60 225V227L63 225V226H65V227H63L62 226V228H65L64 230L62 229V228H58L57 227ZM77 225H80V227L81 228H79V226H77ZM86 225V226H85ZM98 225H100V227H98ZM107 225V226H106ZM111 225V226H110ZM140 225V226H139ZM160 225V224H159ZM160 225V226H161ZM169 225V224H168ZM178 225V224H177ZM188 227H187V226ZM195 225V226H194ZM6 226V227H5ZM10 226V227H9ZM48 226V227H47ZM68 226H69V228H68ZM106 226V227H105ZM165 226V225H164ZM191 226H194V228L193 227H191ZM200 226H201V228H200ZM7 229H5V228ZM46 227H47V230H46ZM67 227V228H66ZM88 227V228H87ZM89 227H90V229H89ZM93 227L94 228H96V230L95 229H93ZM104 227V228H103ZM110 227V228H109ZM122 227H124V228H122ZM137 227V228H136ZM167 226H165V228H166ZM173 226H171V228H172ZM10 228V229H9ZM12 228V229H11ZM33 228H34V232L36 231V232H38L37 234L35 233L34 234V232L33 233H31L32 231H33ZM38 228H42V229H38ZM43 228H45V229H43ZM53 228L55 229V230H57V228H58V231H54L53 230ZM70 228H72L71 230H73V229H75L74 231H72L73 233H71V231H70ZM92 228V229H91ZM99 228V229H98ZM107 228H109V229H107ZM112 228V229H111ZM169 228V227H168ZM171 228L169 229L170 230V233H171ZM177 228H178V226H177ZM199 228H200V230H199ZM49 229V230H48ZM62 229V230H61ZM82 231H81V230ZM89 229V230H88ZM107 229V230H106ZM123 229H125L124 231H123ZM158 229H160L159 227H158ZM162 229V233H167V236L169 237V236H171V238H174V237H172V235H170V233H169V231H163V229L164 228H161ZM188 229H190L191 230V232H190V237H186V235L184 236V233L183 232H185V231H183V230H188ZM28 230V231H27ZM41 230V231H40ZM45 230H46V232H45ZM60 230H61V232H60ZM84 230V231H83ZM88 230V231H87ZM108 230L109 231H111V233H112V235L110 234V232H108ZM113 230V231H112ZM165 230V229H164ZM194 230V231H193ZM200 232H199V231ZM25 231H26V233L30 236V237H32V238H30L29 236H27V235H25ZM31 231V232H30ZM65 231H68V233L67 232H65ZM93 231V232H92ZM95 231V232H94ZM104 231V232H103ZM139 231V232H138ZM157 231V230H156ZM189 231V230H188ZM196 231H197V233H196ZM204 231V230H203ZM39 232H40V234H39ZM44 232V233H43ZM49 232H51L52 234H50ZM55 232H57V233H55ZM65 233V236H64V234H62V233ZM70 232V233H69ZM83 232H85L84 234H83ZM88 232V236L86 235V233ZM100 232H103L102 234L103 235H99V233ZM107 232V233H106ZM119 232V233H118ZM187 232V231H186ZM185 232V234H187ZM193 232V233H192ZM29 233H31V234H29ZM41 233L44 235L43 236V238H45L46 240H48V241H46L45 239L43 240V238H42V235H41ZM79 233H82L85 237H87V238H85L83 235H80ZM106 233V234H105ZM111 235H109V234ZM157 233H159V231L157 232ZM157 233H156V235H157ZM180 233H182L183 234V236H181V234ZM189 233V232H188ZM200 233H201V235H200ZM67 234H69V235H67ZM76 234V235H75ZM78 234L80 235V237L83 239V237H84V239H86V240H84V242L82 241V243H80L79 244V242L78 243H76L77 242V240L76 239H73L74 238V235L76 236L75 238H77L78 237ZM95 234H98L97 236V238H96V236L94 235V237L92 238V236ZM105 234V235H104ZM107 234L109 235L108 237H107ZM137 234H138V236H137ZM161 234V233H160ZM169 234V235H168ZM193 234V235H192ZM200 235V237H198L197 235ZM204 234V233H203ZM35 236V235H37V236H39V235H41L40 237H37L38 239L39 238H41L42 239V241H43V244H42V241H40V239L38 240H36L35 241V239H36V236L33 238V236ZM73 235V237H71ZM165 235V234H164ZM8 236V237H7ZM26 236V240H27V242H26V240H25V237ZM45 236H47L48 237V239H47V237H45ZM52 238H51V237ZM58 236V238L56 239L55 237H57ZM62 238H61V237ZM83 236V237H82ZM124 236V237H123ZM167 236H163V239H165ZM180 236H181V238H180ZM187 236H188V234H187ZM194 236V237H193ZM209 236V237H208ZM10 237V238H9ZM59 237L61 238V239H63L62 240V242H60V243H62V244H60L59 243V241H61L60 239H59ZM90 237H91V239H90ZM110 237H111V239H110ZM112 237H113V239H112ZM121 237H123V239H125V240H127V241H122V238ZM126 237H127V239H126ZM158 237V236H157ZM161 237V236H160ZM165 237V238H164ZM182 237H184L185 239L183 240V238ZM70 238V239H69ZM79 238V237H78ZM80 238V239H81ZM106 238V239H105ZM137 238V239H136ZM197 238H198V241H199V239H200V241H199V243L197 242ZM7 240V242H6V240ZM24 239V240H23ZM33 239V240H32ZM51 239H53V240H51ZM59 239V240H58ZM88 239V240H87ZM93 239V240H92ZM130 239V240H129ZM131 239H132V241H131ZM143 239H144V237H143ZM161 239V241H164L162 238H160ZM159 239V240H160ZM182 239V240H181ZM31 240H32V242H33V245L31 244ZM50 240V241H49ZM66 240V241H65ZM69 240V241H68ZM76 240V241H75ZM98 240H99V244H97V242H98ZM158 239H157V241H159ZM166 240V239H165ZM177 240V241H176ZM10 241V242H9ZM11 241L12 242H14L13 244L11 243ZM40 241V242H39ZM47 242V245H46V243L45 242ZM58 241V242H57ZM79 241H81V240H79ZM87 241H88V244H87ZM91 241V242H90ZM95 241V242H94ZM103 242V245L101 246L100 245V242ZM107 241V242H106ZM109 241V242H108ZM111 241H113V244L112 245H110L112 242ZM116 241V242H115ZM181 241H185V243L184 242H182V244L180 243ZM193 241V242H192ZM25 242V243H24ZM35 242H37V243H35ZM38 242L39 243H41L40 245L41 246H39L38 245ZM66 242V243H65ZM70 242V243H69ZM71 242H73V244L75 243L76 245L78 244V246L80 245V247H81V249H80V247H78V249L77 248H75V246H74V248H73V250L72 249H70L71 248V245H72V243ZM101 242V243H102ZM141 242H143V243H141ZM160 242V241H159ZM5 243V244H4ZM9 243V244H8ZM16 243V244H15ZM29 245H28V244ZM35 243V244H34ZM45 243V244H44ZM50 243V246H51V243H57V244H55L56 246H54V244H52V248H50V246H48V244ZM59 243V244H58ZM68 243V244H67ZM104 243H105V245H104ZM110 243V244H109ZM141 243V244H140ZM166 243V244H165ZM190 243H193V244H190ZM197 243V244H196ZM17 244H19V245H17ZM37 244V245H36ZM87 244V245H86ZM110 246H109V245ZM132 244V245H131ZM146 244V243H145ZM160 244V243H159ZM180 244V245H179ZM6 245H8L7 247H9V249H7V247H6ZM10 245V246H9ZM25 245V246H24ZM28 245V247H26ZM32 245V247H30ZM35 245V246H34ZM43 245V246H42ZM61 245V246H60ZM69 245H70V247H69ZM123 245H125L124 247H123ZM129 245H131V246H129ZM150 246H151V243L149 244ZM194 245V246H193ZM196 245V246H195ZM4 246V247H3ZM23 246V247H22ZM34 246V247H33ZM95 246H99V247H95ZM103 246H104V248H103ZM111 246H113V247H111ZM149 246V247H150ZM159 246V245H158ZM191 246H193V247H191ZM12 247H14V251H15V255H17L18 254V257L16 256L15 257V255H14V252H13V249H10V248H12ZM19 247V248H18ZM44 247H45V249H44ZM56 249H55V248ZM60 247H61V249H60ZM102 247V248H101ZM110 247V248H109ZM123 247V248H122ZM148 247V248H149ZM153 247H155V246H153ZM156 247H157V245H156ZM160 247V246H159ZM5 248V250H3ZM18 250H16V249ZM25 248V251L23 250ZM28 248L30 249V250H28ZM49 249V253L48 252H46L45 253V251L44 250H47V249ZM66 250H65V249ZM100 248L101 249H103V251H104V249L105 250H108V252H103V251H101L100 250ZM107 248V249H106ZM111 250V251H109V249ZM190 248H191V251H190ZM28 251H27V250ZM51 249V250H50ZM75 249H76V251H75ZM85 249L87 250V251H85ZM112 249L113 250H115V251H112ZM143 249H145V250H147V252H145V254L147 255V256H149V257H151L152 258V256H154L153 257V260L152 259H141V255H142V253L141 252H143ZM154 249V248H153ZM37 250V251H36ZM54 250V251H53ZM61 251L60 253H59V251ZM79 252H78V251ZM118 250H119V253H120V255H119V253L117 254V253H115L116 251L118 252ZM152 250V249H151ZM170 250H171V252H170ZM10 251V252H9ZM34 251V252H33ZM64 251V252H63ZM158 251V252H157ZM160 251V252H159ZM18 252V253H17ZM25 252H27V254L25 253ZM29 252V253H28ZM37 252V253H36ZM67 252V253H66ZM70 252H71V254H70ZM76 252V253H75ZM161 252H163V253H161ZM10 253V254H9ZM25 253V254H24ZM35 253V254H34ZM42 253V254H41ZM58 253H59V256H58ZM63 253V254H62ZM69 253V254H68ZM112 253V254H111ZM123 254V256H122V254ZM3 254H4V256L5 257H7V258H5L4 256H3ZM7 254V255H6ZM12 254L14 255V258H12L13 256H12ZM33 254V255H32ZM53 254H54V256L56 255V257H55V260H52L51 258H49L50 256L53 258ZM79 254H80V256H79ZM86 254V256H84ZM111 254V255H110ZM113 254H114V256L115 257H112L113 256ZM161 254H162V256H164V258H162V256H161ZM170 254V255H169ZM186 254V255H185ZM26 255V256H25ZM36 255V256H35ZM39 255V256H38ZM43 255V256H42ZM68 255V256H67ZM109 255H110V257H109ZM145 255V256H146ZM42 256V257H41ZM61 256H63V257H61ZM65 256H67V257H65ZM72 256V257H71ZM79 256V257H78ZM103 256V257H102ZM121 256V258H119ZM143 256H144V254H143ZM142 257V258H146V257ZM186 256V257H185ZM2 257H4L3 259H4V261H3V259L1 260V258ZM24 257V258H23ZM84 257H86V258H84ZM112 257V258H111ZM118 257V258H117ZM148 257V258H149ZM185 257V258H184ZM15 258H16V260H15ZM40 258V259H39ZM103 258V259H102ZM115 258H116V260H115ZM124 258V259H123ZM155 258V259H154ZM166 258V259H165ZM14 259V260H13ZM43 260L44 261V263H43V261H40V260ZM46 259V260H45ZM51 259V260H50ZM54 259V258H53ZM67 259V260H66ZM82 259V260H81ZM157 259V260H156ZM160 259V260H159ZM5 260H7V261H5ZM12 262H11V261ZM28 260V261H27ZM32 260V261H31ZM47 260H49V261H47ZM115 260V261H114ZM122 260V261H121ZM146 260H147V262H146ZM149 260V261H148ZM181 260V261H180ZM17 261V262H16ZM37 261H38V263H37ZM62 261H63V263H62ZM75 261H77V262H75ZM114 261V262H113ZM118 261V262H117ZM161 261V262H160ZM42 262V263H41ZM53 262V263H52ZM55 262V263H54ZM106 262H105V264H106ZM142 262V263H141ZM174 262V263H173Z\"/></svg>",
  "mask_w": 264,
  "mask_h": 264
},
{
  "label": "bare ground",
  "instance_id": "bare-ground-1",
  "mask_svg": "<svg viewBox=\"0 0 264 264\" xmlns=\"http://www.w3.org/2000/svg\"><path fill=\"white\" fill-rule=\"evenodd\" d=\"M8 1H9V0H8ZM45 1H46V0H45ZM52 1H55V0H52ZM76 1H77V3L79 4L78 0H76ZM80 1H81V0H80ZM88 1H89V0H88ZM90 1H91V0H90ZM120 1H121V0H120ZM129 1H130V2L132 1V2H133L134 0H129ZM141 1H142V0H140V2H141ZM143 1H144V3L141 2V4H139L140 7H141V5L145 4L146 2H147L146 4H149L150 6H152L153 4H150V3H152V2L154 3L155 0H154V1H153V0L151 1V0H150L151 2L148 0L150 3H149L147 0H143ZM157 1L159 2V5H160V1H161V0H157ZM171 1H173V3H172ZM176 1H178V3H177ZM180 1H181V4H182V0H180ZM194 1H195V0H194ZM196 1L198 2V5H199L200 7H197V6L195 7V6H194V5H196L197 2H196V3L194 2V3H193L194 5L192 4V6H190L191 4L189 3L188 0H187V1L183 0V2H186V3H187L186 8H184V7H181L183 4L180 5L179 0H169V1L167 0V2L169 3L167 8H168L169 10L172 8V6H174V4H176V6H175L176 12L174 13L176 16H173L174 18H173V17H170V16L173 15L172 12L175 10L174 8H172V9H174V10L171 9V11H170V12L172 13V15L167 14V13H169V11H168V9H167V12H166V10H165V13H164V12H163V13H164V15H166V16L169 15L170 19H172V20H167V19H168V18H167V19H164L165 21L163 20V17H165V16H163V14L159 13L158 7L156 6V4L154 5V6H155V7H154V8H155L154 10H156V7H157V10H158V11H155L154 13L158 12V17H159V18H162V19H160V20H163V22H164V23H162L161 21H157V23L159 24V22H161V23H162L161 27L163 26V27H162L163 30H165V31L168 30V31H167L168 33L171 32V33L169 34V36L171 37L170 39H169V37H168L167 39H166V37H164V38L161 37L164 41H166V42H167L168 40L170 41L171 39L174 38V36L176 37V39H178L179 36L181 35L180 40H179L180 43L184 42V44H185L186 46H189L188 48H191V49H192V48H196L195 45H194V44H196L195 41H197V44H198L199 42L202 43V41H201V40H202V36H201L200 34H202L203 32L205 33L207 30H204L203 28L208 27V28H211V32L208 30V32H206L205 34L208 35V34L212 33V36H211V34H210V35H208L209 37H206L207 39H206V41H205V44H206V43H207V44H206V46H204V47H206V48H205V51L208 49L209 53L211 54V52H213V54H211V55H214L215 57H216L217 54H218V56L216 57L218 60H219V59L222 60V55L224 54V53L222 54V52L224 51V52H225V55H224V56H227V55L229 56V55H230L231 58L234 57V56H235L236 58L238 57V58H239L238 64L240 65V63H243L242 59H241V62H240V55H244V57H245V56L250 55V54L253 55L254 52H255L254 54H256V51H257V50H258V52L262 50V49H261V50L259 49V48H260V45H259V44L261 43V41H260L261 39H263V44H264V0H247L245 4H242V1H243V3L245 2L244 0H242V1H240V2H239L238 0H237V2H236V0H235V1L232 0V2H233V1L235 2V3L231 4V6L233 7V9H231L230 7H228V5H230V4H226V5H227V9L230 8V11H231L230 14L227 15V17H226V14L229 13L228 10H225V9H224L223 11L221 10L223 4H222L221 7H220L221 9L218 8L220 5H219L218 7L215 8V9L218 8V11H215V14H214V11H213V10H209L208 7L205 8V9L208 10V11H206V10L203 11L204 7L208 5V4L205 3V4H204L205 6H204V5L201 6V4H202L204 1H203V2H201L202 0H196ZM199 1H200L201 3H200ZM210 1H211V3H209V0H208L209 5H211V8H210V6H209V8L212 9V8L214 7V4L212 5V0H210ZM220 1H222V0H220ZM224 1H225V0H224ZM227 1H228V0H227ZM227 1H225L224 3H226ZM10 2H11V1H10ZM14 2H15V0H14ZM16 2H17V1H16ZM42 2H43V0H42ZM67 2H68V1H67ZM106 2H107V1H106ZM125 2H126V0H125ZM134 2L136 3V1H134ZM205 2H207V0H206ZM213 2H214L215 5L217 6V1L215 2V0H214ZM218 2H219V1H218ZM238 2H239V3H238ZM8 3H9V2H8ZM19 3H20V4H23V2H22V3H21V2H17V5H20ZM32 3H34V2H32ZM36 3H37V2H36ZM36 3H35V7H36ZM39 3H40V2H38V4H39ZM69 3H70V1H69ZM71 3H72L73 5H75V4L73 3V1H72ZM86 3H88V2H86ZM90 3H91V2H90ZM122 3L124 4V0H122ZM163 3L166 4V2H163ZM170 3H171V4H170ZM188 3H189V4H188ZM222 3H223V2H222ZM229 3H230V2H229ZM13 4H14V3H13ZM25 4L28 5L27 2H26ZM41 4H42V3H41ZM41 4H40V5H41ZM46 4H47V3H46ZM55 4H57V3H55ZM55 4H54V5H55ZM107 4H108V3H107ZM107 4L104 3L105 6H107ZM116 4H118V3H115L114 6H115ZM127 4H128V3H127ZM146 4H145V5H146ZM157 4H158V3H157ZM161 4H162V3H161ZM172 4H173V5H172ZM177 4H179V5H177ZM218 4H220V2H219ZM234 4H235V5H234ZM4 5H5V4H4ZM4 5H3V6H4ZM26 5H25L24 7H20V8H25ZM40 5H39V6H40ZM42 5L45 6V5H44V2H43ZM58 5H59V4H58ZM64 5H65V4H64ZM85 5H86V4H85ZM109 5L111 6L112 4H111V3L108 4L107 7H109ZM136 5H138V3H136ZM159 5H158V6H159ZM170 5H172V6H170ZM184 5H185V3H184ZM0 6H1V5H0ZM10 6H11V5H10ZM13 6H14V5H13ZM15 6H16V4H15ZM31 6H32V5H31ZM31 6H30V4H29V7H27V8H28V9H32L33 7H31ZM71 6H72V5H71ZM79 6H80V4H79ZM117 6H119V5H117ZM117 6L114 7V8H115V9H114L115 11H117V9H119ZM162 6H163V5H162ZM164 6H165V5H164ZM177 6H180V7H179L180 9H179ZM189 6L192 7V8L195 7V8L198 9V11L196 12L197 15L199 14L198 16H201V13H200V12H203L204 17H205L206 14L208 15L209 11H213V12H211V14H209V17H208V18H207V17L204 18V17L202 16V17H203V21L205 20L206 22H205V21H204V22L207 23V24H208V21H207V20H209V23H210V22H211V19H210V18H212V17H213V18H212V21H214L215 19H217L216 21H214L215 23L219 20L216 24H215L214 22H211V23H212V24L210 23L211 26H214V27H215V25H217L218 28H219V25H222V24H220V23H223L224 21H225L224 23H226V22H228V23L231 22V23L228 24V28H227V23H226L225 25H223V26H220L219 29L221 30V27H223V28H222V29L224 30L223 32H222V30H221V32H220V31H217V30H219V29L217 28V26H216L215 28L213 27V29H216V28H217L215 31L212 30V27L209 26V25L206 26L207 24L204 25L203 21H202V23H201L203 26H202V25H201V26H198V25L200 24V22H199V24L197 25V19H195V17H196L197 15H195V17H194V16H192V15L190 14V13L193 12V11H191L192 9H191ZM212 6H213V7H212ZM45 7H46V6H45ZM45 7H44V9L46 10ZM66 7H67V6H66ZM88 7H89V6H88ZM93 7L96 8L95 4H94ZM123 7H124V6H123ZM129 7H130V6H128L127 8L129 9ZM136 7H137V6H136ZM142 7H143V6H142ZM146 7H147V6H145V8H146ZM202 7H203V9L200 11V9H201ZM2 8H3V7H2ZM2 8H1V9H2ZM9 8H13V7L11 6V7H9ZM16 8H18V7L16 6ZM37 8H38V7H37ZM37 8H35V9H37ZM42 8H43V7H42ZM62 8H63V7H62ZM69 8H70V7H69ZM77 8H78V7H77ZM79 8H80V7H79ZM90 8H91V5H90ZM98 8H99V7H98ZM116 8H117V9H116ZM137 8H138V7H137ZM147 8H148V7H147ZM149 8H150V7H149ZM177 8H178V9H177ZM188 8H190L191 10H190V9L187 10ZM195 8L193 9V10H194L193 15L195 14ZM199 8H200V9H199ZM224 8H225V6H224ZM1 9H0V11H1ZM25 9H26V8H25ZM38 9L41 10V8H38ZM44 9H43V10H44ZM72 9H74V8H72ZM102 9H105V10H106V8H104V7L102 8V7H101V10H100V8H99V9L96 8V11H98L99 14H104V13H105L106 16H109V15H110V17H108V19H107V17H105V15H103L102 17H101V16H98L99 14H97V12L94 11V9H93V11H92L91 14H92V15L97 14L98 17L95 16L97 19H96L95 17H92V20L95 19V20H97V21L99 22V20H100L101 18H103V22H102L101 24H104V22L107 23V22L109 21V22H108V23H109V24H108V27H109V26H110V22H111V21H110V20H111V14L108 15V13L110 12V11H109L110 8L107 9V10L109 11L108 13H107V10H106V12H104L105 10H103V12H104V13H103V12H102ZM135 9H136V8H135ZM185 9H186V10H185ZM215 9H214V10H215ZM14 10H15V8H14ZM16 10H17V9H16ZM19 10L21 11V13H20ZM19 10H18V11H19L18 14H22L23 10H21V9H19ZM43 10H42V12H43ZM48 10H49V8H48L46 11H48ZM58 10H59V9H58ZM58 10H57V11H58ZM66 10H67V8H66ZM130 10L133 12L134 9L132 10V9L130 8L129 11H130ZM140 10H142V9H140ZM162 10H163V9H162ZM177 10H179V11L177 12ZM184 10H185V13H184ZM219 10H220V11H219ZM9 11H10V10H9ZM28 11H29V10H28ZM59 11H60V10H59ZM69 11H71V10H69ZM72 11H73V10H72ZM72 11H71V12H72ZM111 11L113 12V10H111ZM182 11H183V12H182ZM187 11H188V13H187ZM189 11H191V12H189ZM199 11H200V12H199ZM224 11H225V13H224ZM226 11H227V12H226ZM2 12H3V11H2ZM7 12H8V11H7ZM26 12H27V11L24 12L25 15H26ZM49 12H51V10H50ZM83 12H85V11H83ZM112 12H111V13H112ZM119 12H120V10L117 11L118 16H120V14H121V13L119 14ZM127 12H128V11H127ZM127 12H126V13H127ZM132 12H130V13H132ZM139 12L142 13L141 11H139ZM148 12H149V11H148ZM161 12H162V11H161ZM204 12H206V14H205ZM216 12H218V13H216ZM232 12H233V13H232ZM8 13H10V12H8ZM47 13H48V12H47ZM47 13H46V14H47ZM52 13H53V12H52ZM85 13H86V12H85ZM93 13H94V14H93ZM106 13H107V14H106ZM114 13H115V12H113L112 15H114ZM151 13H152V12H149L148 14L150 15ZM171 13H170V14H171ZM176 13H178V14H176ZM182 13H183V14H182ZM221 13H224V14H222V17H223V15H224V16L226 17V19H227L229 16H233V17H234V16H237V17H239L240 19H242V20L240 21V22H241V25H243V26L247 29V31H246V29H243V28L241 27V28H242V31H243V30L245 31V32H242V33H246V35H244V34H243V35H242V34L240 35V34H239V39H240V37L242 36L241 38H242L246 43H247V42L249 43V46H247V47H250L251 43L254 42V44L251 45V47H252V46L254 47V51H251V50L248 49L247 47H245V48H247L246 51H245L244 47L242 46V44H244V42L241 44V42H239V40H238L237 38H235L236 35H234V33H232V32H233L232 30H234L233 28H235V26L237 27V23H238V21H239L240 19L234 17L236 20L238 19L237 22H236V20H234V19L232 18L233 21H235L234 23H233V21H231V20H232L231 18H230L231 20H230V19H227V21H226V20H225V17H223V19L221 20L220 17L218 16V14L221 16ZM41 14H42V13H41ZM58 14H63L62 16H66V15H64V14H65L64 12L62 13V11H61V13H58ZM58 14H57V15H58ZM88 14H90V13H88ZM122 14H124V12H123ZM127 14H128V13H127ZM132 14H133V13H132ZM132 14H131V15H132ZM135 14H137V13L135 12ZM203 14H202V15H203ZM213 14H214V15H213ZM231 14H232V15H231ZM234 14H235V15H234ZM14 15H15V13H14ZM14 15H13V16H14ZM25 15H24V16H25ZM27 15H29V14L27 13ZM37 15H38V13H37ZM57 15H56V16H57ZM67 15H68V14H67ZM77 15L82 16V13L80 12V14H79V12H78ZM137 15H138V14H137ZM156 15H157V13H156ZM180 15H181L182 17H181ZM187 15H188V17H189V15H190V17L188 18ZM210 15H212V17H211ZM215 15H216V17H214ZM0 16H1V13H0ZM20 16H21V15H20ZM29 16H30V15H29ZM32 16H33V15H32ZM32 16H31V17H32ZM49 16H50V15H49ZM53 16H54V14H53ZM70 16H71V15H70ZM75 16H76V15H75ZM160 16H161V17H160ZM162 16H163V17H162ZM183 16H184V17H183ZM191 16L194 17V20H195V21L192 19ZM15 17H18L17 13H16V16H15ZM21 17L23 18V16H21ZM26 17H27V16H26ZM31 17H30V18H31ZM34 17H35V16H34ZM58 17H59V16H58ZM68 17H69V16H68ZM82 17H83V16H82ZM89 17H91V16L89 15ZM100 17H101V18H100ZM116 17H117V15H116ZM130 17H131V16H130ZM138 17H139V16H138ZM175 17H178L179 19H178V18H175ZM180 17H181V18H180ZM217 17H218L219 19H218ZM37 18H38V17L36 16V19H37ZM48 18H49V17H48ZM59 18H61V17H59ZM83 18H84V17H83ZM93 18H94V19H93ZM98 18H99V19H98ZM105 18H106L108 21H107ZM109 18H110V20H109ZM123 18H124V17H123ZM127 18L129 19V17H127ZM127 18H126V19H127ZM131 18H133V15H132ZM183 18H184L185 21H184V20H180V19H183ZM186 18H187L188 20H187ZM190 18H191V19H190ZM198 18H199L200 20L202 19V18H200V17H198ZM206 18H207V20H206ZM1 19H4V17H2ZM1 19H0V20H1ZM12 19H15V18H12ZM19 19H21V18H19ZM24 19H25V18H24ZM28 19H29V18H28ZM28 19H27V20H28ZM41 19H42V18H41ZM54 19H57V18H54ZM64 19H65V17H64ZM76 19H78V18L76 17ZM76 19H75V20H76ZM80 19H81V18H80ZM104 19H105V21H104ZM112 19H113V16H112ZM116 19H119V18H116ZM121 19H122V18H121ZM126 19H125V20H126ZM154 19H155V16H154ZM173 19H174V20H173ZM189 19H190V21L193 20L194 23H196V26H197V29L195 28V27H196L195 25H194L195 27L193 26V28H195V29H193L194 31L192 30V33H189V32H191V31H189L188 29H190V27L192 26L193 21L190 23V25H189L190 27L187 25V26H188V29H187V30H185V31L183 30V29L185 28V26H186V25H184L185 22H186V24H187V22L189 23ZM199 19H198V20H199ZM47 20H51V19H47ZM66 20H67V18H66ZM119 20H120V19H119ZM123 20H124V19H123ZM130 20H131V19H130ZM134 20H136V18H135ZM151 20H152V19H151ZM156 20H157V19H156ZM176 20H177L178 22H177ZM179 20H180V21H179ZM186 20H187V21H186ZM220 20H221V22H220ZM228 20H229V21H228ZM24 21H25V20H24ZM71 21H72V20H70V17H69V22H70V24L72 25ZM76 21H77V20H76ZM106 21H107V22H106ZM112 21H113V20H112ZM115 21H116V20H115ZM144 21H145V20H144ZM166 21H167V24H166ZM182 21H184V22H182ZM2 22L5 23L4 21H0V23H2ZM6 22H7V21H6ZM21 22H22V21H20V23H21ZM33 22H34V21H33ZM47 22H48V21H47ZM49 22H50V21H49ZM56 22H58V20H57ZM60 22H62V20L59 21V23H60ZM66 22H67V21H66ZM113 22H114V21H113ZM117 22H118V21H117ZM121 22H122V20H121ZM121 22H119V23H121ZM130 22H131V21H130ZM130 22H129V24H130ZM150 22H151V21H150ZM153 22H154V21H153ZM168 22H169V23H168ZM172 22H173V23H172ZM174 22H176V25L179 24L178 26H180V27L176 26L177 29H179V30H177V29L175 28V26L173 25V24H175ZM179 22H180V23H179ZM181 22L184 23V24H183L184 27L181 25V24H182ZM219 22H220V23H219ZM9 23H11V22L9 21ZM12 23H13V22H12ZM17 23H19L18 20H17ZM81 23H82V22H81ZM94 23H95V22H94ZM99 23H100V22H99ZM142 23H143V22H142ZM151 23H152V22H151ZM170 23H172V25H171ZM213 23H214V24H213ZM218 23H219V24H218ZM232 23L235 24V25H232ZM242 23H243V24H242ZM7 24H8V23H7ZM7 24H6V25H7ZM15 24H16V23H15ZM22 24H23V23H22ZM55 24H56V23H55ZM78 24H79V23H78ZM78 24H76V25H78ZM97 24H98V23H97ZM116 24H117V23H116ZM164 24H165L166 26H165ZM230 24H231L232 26H234V27H232ZM244 24H245V25H244ZM6 25H5V27H6ZM24 25H25V24H24ZM38 25H40V24H38ZM58 25H59V24H58ZM61 25H62V24H61ZM66 25H68V24H66ZM71 25H70V27L72 28ZM83 25H84V24H83ZM105 25H106V24H104V27L107 28V25H106V26H105ZM168 25L170 26L169 28H170L171 30H175V31L173 32V31H171L169 28H167V30H166V27H167ZM229 25H230L231 27H230ZM9 26H11V25H9ZM20 26H21V24H20ZM43 26H44V24H43ZM43 26H40V27L42 28ZM45 26H46V23H45ZM45 26H44V27H45ZM48 26H49V25H48ZM48 26H47V27H48ZM62 26L65 27V25H62ZM74 26H75V25H74ZM79 26H81V25H79ZM187 26H186V27H187ZM204 26H205V27H204ZM12 27H13V26H12ZM15 27H16V25H15ZM17 27H18V26H17ZM21 27H23V26H21ZM25 27H26V26H25ZM25 27H24V28H25ZM27 27H28V26H27ZM47 27H46V28H47ZM82 27H83V26H82ZM82 27H81V28H82ZM92 27H93V26H92ZM98 27H99V26H98ZM111 27H112V25H111ZM116 27H117V26H116ZM116 27H115V28H116ZM122 27H123V26H122ZM138 27H139V26H138ZM164 27H165V28H164ZM173 27H174V28H173ZM224 27H225V28H224ZM229 27H230V28H229ZM1 28H2V27H1ZM33 28H34V27H33ZM46 28H44V30H46ZM48 28H49V27H48ZM59 28H60V27H58V29H59ZM75 28H76V27H75ZM101 28H102V26H100V29H99V30H100L101 33H102L103 30H101ZM106 28H104V32H105V34H106L107 30H108V29H106ZM109 28H110V27H109ZM115 28H114V30H115ZM118 28H119V25H118L117 29H118ZM127 28H128V27H127ZM131 28H132V27H131ZM162 28H161V29H162ZM172 28H173V29H172ZM180 28H182V30H181ZM198 28H199V29H198ZM201 28H202L204 31L200 30ZM237 28H238V27H237ZM237 28H236L235 30H237ZM241 28H240V29H241ZM8 29H9V28H8ZM18 29H19V27H18ZM63 29H64V28H62V29L60 28L59 30L62 31ZM105 29H106V30H105ZM227 29H229V30H227ZM230 29H232V30H231V31H232L231 33H232L234 36H232V34L229 33ZM5 30H6V29H5ZM10 30H11V29H10ZM30 30H32V29H30ZM38 30H41V29H38ZM59 30H58V33H59ZM65 30H67V28H66ZM70 30H71V29H70ZM132 30H133V29H132ZM134 30H135V29H134ZM163 30H160V32H162ZM176 30H177V32H176ZM238 30H239V29H238ZM15 31H17V30H15ZM19 31H21V29L18 30V34L22 33V32L19 33ZM22 31H23V30H22ZM36 31H37V29H36ZM36 31H34V32H36ZM41 31H43V30H41ZM41 31H40V32H41ZM46 31H47V30H46ZM55 31H56V29H55ZM77 31H78V30H77ZM97 31H98V30H97ZM97 31H96V32H97ZM110 31H111V30H110ZM116 31H117V30H116ZM118 31H119V30H118ZM122 31H123V30H121V32H122ZM127 31H128V30H127ZM136 31H137V30H136ZM155 31H156V29H155ZM157 31H159V29H158ZM169 31H170V32H169ZM179 31H182V33L179 32ZM183 31H184V32H183ZM187 31H189L188 34H187ZM196 31H199L200 33H198V32L196 33ZM201 31H202V32H201ZM216 31H217V32H216ZM227 31H228V32H227ZM6 32H7V31H6ZM67 32H68V30H67ZM71 32H72V31H71ZM78 32H79V31H78ZM104 32H103V33H104ZM112 32H113V31H112ZM121 32H120V33H121ZM134 32H135V31H134ZM160 32H159V33H160ZM167 32H166V33H167ZM175 32H176V34H175ZM209 32H210V33H209ZM218 32H220V34H223V35H224V33L227 32V34H226L224 37H227V36L229 35L228 37H229L230 39H228V38H227L228 40H227V39H222V38H224L223 35L215 36L214 34L219 35ZM15 33H17V32H15ZM15 33H12V34H15ZM32 33H33V32H32ZM32 33H31V34H32ZM38 33H39V32H38ZM61 33H64V31H62ZM68 33H70V32H68ZM79 33H80V32H79ZM101 33H100V34H101ZM107 33H108V32H107ZM117 33H118V32H117ZM153 33H154V32H153ZM173 33H174V34H173ZM183 33L185 34V35H184L185 37H186V36H188V37H187V38H184ZM194 33H195V34H194ZM228 33H229V34H228ZM1 34H2V33H1ZM5 34H6V33H5ZM5 34H4V35H5ZM59 34H60V33H59ZM77 34H78V33H77ZM84 34H85V33H84ZM94 34H95V32H94ZM105 34H104V35H105ZM108 34H109V33H108ZM131 34L134 35L133 32H132ZM139 34H140V33H139ZM139 34H138V36H139ZM164 34H165V33H164ZM171 34H173V35H171ZM186 34H187V35H186ZM192 34H193L194 37L191 38L190 36H192ZM230 34H231L232 37H230ZM235 34H237V33L235 32ZM6 35H7V34H6ZM9 35H11V34H10V31H9ZM9 35H8V37H6L5 39H8V38H9ZM15 35H16V34H15ZM32 35H33V34H32ZM38 35H39V34H38ZM43 35H44V34H43ZM43 35H42L41 37H43ZM47 35L49 36V34H47ZM74 35H75V34H74ZM74 35H73V36H74ZM97 35H99V31H98V34H96V36H97ZM110 35H111V33H110ZM120 35L122 36L123 34H120ZM135 35L137 36L136 33H135ZM152 35H153V34H152ZM196 35H197V36H196ZM202 35H203V34H202ZM207 35H206V36H207ZM13 36H14V35H13ZM13 36H10V39H9V40H11V37H12V39H13ZM17 36H19V35H17ZM22 36H23V35H22ZM22 36H21V37H22ZM68 36H69V34H68ZM70 36H71V35H70ZM94 36H95V35H94ZM114 36H115V35H114ZM121 36H120V37H121ZM154 36H155V34H154ZM195 36H196V37H195ZM214 36L217 37V39L220 37V39H218V40H220V41H219L220 43L217 41V39H216V41L213 39ZM221 36H222V38H221ZM0 37H1V35H0ZM54 37H55V36H54ZM62 37H63V36H62ZM71 37H72V36H71ZM81 37H82V36H81ZM81 37H80V38H81ZM92 37H93V35H92ZM99 37H100V36H99ZM101 37H102V36H101ZM108 37H111V36H108ZM117 37H118V36H117ZM117 37H116V38H117ZM142 37H143V36H142ZM142 37H140V40L143 39V41L145 40L146 43H147V41H148V43L153 41V40H152V41H151V40L149 41V39L146 40V38L144 39V37H143V38H142ZM172 37H173V38H172ZM189 37H190V39H189ZM38 38H40V37H38ZM60 38H61V34H60ZM64 38H65V37H64ZM67 38H68V37H67ZM80 38H79V39H80ZM82 38H83V37H82ZM133 38H135V37L133 36ZM136 38H137V40H139V37H136ZM141 38H142V39H141ZM149 38H150V37H149ZM154 38L156 39V37H154ZM183 38H184L185 40H184ZM198 38H200V39L197 40ZM231 38H234V40L231 39ZM1 39H2V38H1ZM5 39H4V40H5ZM21 39H22V38H21ZM41 39H42V38H41ZM48 39H49V38H48ZM57 39H58V38H57ZM72 39H73V38H72ZM76 39H77V38H76ZM100 39H101V38H100ZM105 39H106V36H105ZM112 39H113V38H112ZM122 39H123V37H122ZM122 39H121V40H122ZM130 39H131V38H130ZM162 39H161V40H162ZM176 39H175V40L173 39L174 42H175V41L178 42V40H176ZM186 39H189L188 41H190V43L187 42ZM193 39H195L194 42H192ZM235 39H236L237 41H236ZM258 39H260V40H258ZM14 40H15V39H14ZM22 40H23V39H22ZM63 40H65V39H63ZM70 40H71V39H70ZM80 40H81V39H80ZM92 40H93V38H92ZM103 40H104V38H103ZM113 40H114V39H113ZM115 40H117V39H115ZM123 40H124V39H123ZM140 40L138 41V43H143L142 41L140 42ZM156 40L158 41V39H156ZM156 40H155V42H156ZM163 40H162V41H163ZM183 40H184V41H183ZM211 40H213L214 43H213ZM223 40H224V41H223ZM226 40H227V43H228V44L226 43ZM240 40H241V39H240ZM7 41H8V40H7ZM17 41H18V40H17ZM17 41H16V42H17ZM27 41H28V39H27ZM39 41H42V40H39ZM39 41H38L37 43H39ZM74 41H76V40H74ZM84 41H85V39H84ZM98 41H99V40H98ZM106 41L108 42V39H107ZM124 41H125V40H124ZM132 41H133V40H132ZM134 41L136 42V39H135ZM159 41H160V40H159ZM164 41H163V42H164ZM198 41H199V42H198ZM208 41H209V42H208ZM232 41H234V43H232ZM257 41H258V42L260 41V43H257ZM0 42H1V41H0ZM50 42H51V40H50ZM60 42L63 43L64 41H62V39H60ZM67 42H68V39H67ZM81 42H82V41H81ZM81 42L77 44V45H79L78 48H80V44H83V45L85 44V43H81ZM87 42H88V40H87ZM90 42H91V41H90ZM99 42H101V41H99ZM99 42H98V44H99ZM110 42H112V41H110ZM135 42H134V44L132 43L133 46H135V45L138 44L137 42H136L137 44H135ZM145 42H144V43H145ZM155 42H154V43H155ZM186 42H187V43H186ZM211 42L213 43V45L211 44ZM215 42H216V43H215ZM222 42H223V43H226V44H221ZM229 42H230L231 44H233L235 47H234L233 45H231V44H230L231 46L229 47ZM238 42H239V44H241V46L237 44ZM250 42H251V43H250ZM4 43H5V42H4ZM14 43H15V42H14ZM25 43H26V41H25ZM47 43H48V42H47ZM76 43H77V42H75V44H74L75 46H76ZM96 43H97V42H96ZM118 43H119V42H118ZM120 43H121V42H120ZM122 43H123V42H122ZM146 43H145L146 47L143 46V44H141V45H142V48H143V47L148 48V47H147L148 44H146ZM201 43H200V44H201ZM203 43H204V41H203ZM1 44H3V41H2ZM12 44H13V43H12ZM50 44H52V43H50ZM91 44H92V43H91ZM98 44H97V46H96V45H95V46L98 47ZM105 44H106V46H107V45L109 44V42H108V44L105 42ZM111 44H112V43H111ZM156 44H159V45H160V44H161V41H160V42H156L154 45H156ZM162 44H163V43H162ZM175 44H176V43H175ZM182 44H183V43H182ZM197 44H196V45H197ZM200 44H199V45H200ZM219 44H220L221 47L219 46ZM256 44H258V45L256 46V49H257V50L255 49V46H254V45H256ZM18 45H19V44H17V47L14 46V45H13V46H14V48H15V47L18 48L19 46H24V45H21V44H20L19 46H18ZM52 45H53V44H52ZM54 45H55V44H54ZM54 45H53V46H54ZM56 45H57V44H56ZM66 45H67V44H66ZM85 45L87 46L88 44H85ZM89 45H90V43H89ZM103 45H104V44H102V46H101V44H100V47H103V48H104ZM124 45H125V43H124ZM141 45H139V46H141ZM152 45H153V44H152ZM152 45L149 44L148 46L151 48ZM159 45H158V46H159ZM185 45H184V46H185ZM192 45H193L194 47H193ZM202 45H203V44L200 45L201 47L199 46L200 49L198 48V45H197V49H198V51L201 50V48H202V51H203V52L201 51V53H202V54L205 53V57H206V55H207L208 57L210 56L209 58H210L211 60H210V59H209V60H210V62L212 63L213 60H214V59L212 60L213 56L211 57V55H208V54H207L208 52L206 51V52H207V53H206V52L204 51ZM207 45L211 46V49H212L213 51H211V50H210V47L207 46ZM214 45H216V46H214ZM224 45H225V46H224ZM236 45H237V46H236ZM246 45H247V44H245L244 46H246ZM8 46H9V45H7V47H8ZM13 46H12V48H13ZM31 46H32V45H31ZM64 46H65V45H64ZM86 46H85V47H86ZM91 46H92V45H91ZM106 46H105V47H106ZM116 46H117V45H116ZM131 46H132V45H131ZM158 46H157V47H158ZM178 46H179V43H178L177 47H178ZM182 46H183V45H182ZM222 46L224 47L223 49H222ZM226 46H227V49H229V53H230V51H231L230 54H229L228 52L226 53V51H227L226 48H225ZM238 46H240V47H238ZM0 47H1V46H0ZM9 47H10V46H9ZM61 47H62V45H61ZM71 47H72V46H71ZM81 47L83 48V46H81ZM92 47L94 48V46H92ZM92 47H91V49L93 50ZM100 47H98L97 49H100ZM108 47H110V44H109ZM108 47H106V48H108ZM112 47H114V45H113ZM124 47H125V46H124ZM137 47H138V45H137ZM228 47H229V48H228ZM231 47H232L233 49L236 48V50H233ZM251 47H250V48H251ZM258 47H259V48H258ZM20 48H21V47H20ZM63 48H64V47H63ZM67 48H69V47H65L64 49L67 50ZM73 48H74V47H73ZM78 48H76V50H77ZM103 48H101L100 50L94 49V50H95V53H96L97 51H99L100 54H99V52H97V53H98L100 56H101V55H104V54L106 55L107 52L105 53V52L102 50ZM117 48H118V47H117ZM121 48H123V47H119V49H121ZM130 48H131V47H130ZM159 48H160V47H159ZM178 48H179V47H178ZM185 48H187V47H184V52L186 51ZM188 48H187V51H186L188 54H189V53H193V52L195 53V50H194V49H192V50H194V51H192L191 49H188ZM263 48H264V46H263ZM40 49H41V48H40ZM49 49H50V48H49ZM51 49H52V47H51ZM55 49H56V48H55ZM71 49H72V48H71ZM71 49H68V50L71 51ZM86 49H87V48H86ZM89 49H90V48H88V50H89ZM91 49H90V50H91ZM109 49H111V47H110ZM126 49H127V48H126ZM131 49H132V48H131ZM137 49H138V48H137ZM152 49H153V46H152ZM154 49H156V48L154 47ZM160 49H162V48H160ZM160 49H158V50H160ZM179 49H181V48H179ZM197 49H196V50H197ZM219 49H220V51H222V52H221V56H220V54H219V53H220ZM230 49H232L233 52H232V50H230ZM239 49H241L242 51H240ZM2 50H3V49H2ZM2 50H0V52H1ZM9 50H10V49H9ZM16 50H18V49H16ZM52 50H53V49H52ZM57 50H58V49H57ZM62 50H63V49H62ZM62 50H60L61 53L64 51V50H63V51H62ZM78 50H79V49H78ZM92 50H91V51H92ZM114 50H116V49H113V51H114ZM122 50H123V49H122ZM138 50H139V49H138ZM162 50H163V49H162ZM176 50H177V49H176ZM190 50H191L192 52H191ZM217 50H218L219 53L216 52ZM225 50H226V51H225ZM252 50H253V48H252ZM255 50H256V51H255ZM20 51H21V50H20ZM26 51H27V50H26ZM42 51H43V50H42ZM47 51H48V50H47ZM49 51H50V50H49ZM54 51H55V50H54ZM80 51H81V50H80ZM83 51H84V50H83ZM91 51H90V53H91ZM101 51H103L104 53H103V52L101 53ZM106 51H107V50H106ZM111 51H112V49H111ZM113 51H112L111 53H113ZM116 51H117V50H116ZM123 51H125V53H126V50H125V49H124ZM131 51H132V50H130V52H131ZM144 51H145V50H144ZM154 51H155V50H154ZM160 51H161V50H160ZM164 51H165V50H164ZM172 51H173V50H172ZM177 51H179V50H177ZM180 51H181V50H180ZM180 51H179V53H180L179 56L183 55V53H181ZM236 51H237V52H236ZM243 51H245V53H243ZM248 51H251V53H250V52L248 53ZM3 52H4V51H3ZM16 52H18V51H16ZM27 52H28V51H27ZM44 52H46V51H44ZM50 52H51V51H50ZM76 52H77V51H76ZM119 52H120V51H119ZM121 52H122V51H121ZM142 52H143V51H142ZM146 52L149 53L148 50H147ZM151 52H152V51H151ZM155 52H157L156 54H159L157 50H156ZM155 52H153L152 54H154ZM165 52H167V51H165ZM174 52H175V51H174ZM186 52H185V54H186ZM199 52H200V51H199ZM199 52H198V53H199ZM214 52H216V53H214ZM235 52H236V53L241 52V53H240V54L238 53L237 56H236V55H235ZM252 52H253V53H252ZM32 53H33V52H32ZM32 53H30V54H32ZM47 53H48V52H47ZM52 53H53V51H52ZM59 53H60V52H59ZM61 53H60V54H61ZM66 53H67V52H66ZM81 53H82V51H81ZM90 53H88V54H90ZM109 53H110V51H109L107 54H109ZM111 53H110V55H112ZM123 53H124V52H123ZM139 53H141V52H139ZM139 53H137V54H139ZM160 53L162 54L163 52H160ZM175 53H176V52H175ZM246 53H248V54L245 55ZM2 54H3V53H2ZM21 54H22V53H21ZM27 54H28V53H27ZM49 54H50V53H49ZM68 54H72V55H73V52L71 51V53L69 52ZM68 54H67V56H68ZM78 54H79V52L77 53V55H78ZM91 54H92V53H91ZM121 54H122V53H121ZM156 54H155V55H156ZM164 54H165V53H163V56H161V57H164ZM166 54H168V53H166ZM166 54H165V55H166ZM215 54H216V55H215ZM226 54H227V55H226ZM231 54H234V55H231ZM257 54H258V53H257ZM257 54H256L255 56L258 58ZM0 55H1V54H0ZM12 55H13V53H12ZM17 55H18V54H17ZM39 55H40V54H39ZM42 55H43V54H42ZM50 55H51V54H50ZM52 55H54V53H53ZM72 55H71V56H72ZM75 55H76V54H75ZM82 55H83V54H82ZM85 55H86V54H85ZM85 55H83L85 58L88 57V56H90V58H87V60H89V59L92 58L91 55H86V56H85ZM95 55H96V54H95ZM99 55H97V56H98V59L100 58ZM110 55H108V56L110 57ZM115 55H117V53H116ZM115 55L113 54L114 57H115ZM118 55L120 56V54H118ZM118 55H117V56H118ZM131 55H132V53H131ZM172 55H173V54H172ZM172 55H169V56L171 57ZM177 55H178V54H177ZM189 55H191V54H189ZM193 55H194V54H193ZM193 55H191L192 57H191V56H190V57L193 58V59H194V57H195V58L197 57V56H194V57H193ZM195 55H196V53H195ZM203 55H204V54H203ZM203 55H201V56L203 57ZM238 55H239V56H238ZM251 55H250V56H251ZM1 56H3V55H1ZM15 56H16V55H15ZM28 56H29V55H28ZM36 56H37V55H36ZM64 56H65V55H64ZM67 56H65V57H67ZM69 56H70V55H69ZM73 56H74V55H73ZM83 56H81V59H82ZM113 56H112V57H113ZM123 56H124V54H123ZM128 56H129V55H128ZM141 56H142V55L140 54V59L137 57V58H138L137 60H141L140 62L137 63L138 66H139V63H141V62L144 60V57H141ZM145 56H146V55H145ZM158 56H160V55H158ZM158 56H157V58H158ZM166 56H167V55H166ZM169 56H168V57H169ZM185 56H186V55H185ZM185 56H183V57H185ZM187 56H188V55H187ZM198 56H199V54H198ZM219 56H220V57H219ZM20 57H21V56H20ZM24 57H25V56H24ZM30 57H32V56H30ZM40 57H41L40 59H42V56H40ZM84 57H83L82 60L86 61ZM109 57H108V58H109ZM124 57H125V56H124ZM161 57H160V59H161ZM202 57H201V58H202ZM215 57H214V58H215ZM248 57H249V56H247L246 58H248ZM253 57H254V56H252V58H253ZM3 58H4V56L2 57V59H3ZM32 58H33V57H32ZM52 58H53V57H52ZM60 58H61V57H60ZM62 58H63V57H62ZM71 58H74V57H71ZM106 58H107V57L102 56V62H103L104 59H106ZM115 58H116V57H115ZM151 58H152L153 60L155 59L154 56H153V57L150 56V58H149V59H150V62H148V63H151V64L157 66V64L154 63V62H156V61L154 60V62H153V60H152ZM165 58H166V57H165ZM185 58H186V57H185ZM191 58H190V59H191ZM201 58L199 59V61L201 60L200 62H201V63H202V62L204 63L203 59H201ZM226 58H227V57H226ZM229 58H230V57H229ZM238 58H237V59H238ZM254 58H255V57H254ZM254 58H253V59H254ZM257 58H255V59H257ZM2 59H1V63H2ZM43 59H44V56H43ZM43 59H42V60H43ZM79 59H80V58H79ZM98 59H96V60H98ZM113 59H114V58H113ZM118 59H119V57H117V59H115V60H116V62H115L116 64H117L118 62L120 63L122 57H121V59H119L120 61H118ZM125 59H127V58L125 57ZM142 59H143V60H142ZM149 59H145L141 64L144 65L143 63L146 62V63H145L146 67L151 68V67H149V66H151V64H148V63H147V61H148ZM160 59H157V60H158V61H161ZM163 59H164V58H163ZM163 59H162V60H163ZM205 59H206V58H205ZM207 59H208V58H207ZM232 59H233V58H232ZM237 59H235V61H236ZM248 59L251 60V57H249ZM253 59H252L251 61H253ZM263 59H264V57H263ZM23 60H24V59H23ZM33 60H34V59H33ZM33 60H32V61H33ZM35 60H36V59H35ZM35 60H34V61H35ZM55 60H56V59H55ZM62 60H63V59H61L60 62H62ZM69 60H70V59H69ZM73 60H75V59H73ZM73 60H71V61H73ZM82 60H81V61H82ZM91 60H92V59H91ZM91 60H89V62H90ZM93 60H95V59H93ZM122 60H123V59H122ZM128 60H129V59H128ZM137 60H136V62H137ZM146 60H147V61H146ZM151 60H152V61H151ZM168 60H169V59H168ZM173 60H174V59H173ZM173 60H172V61H173ZM209 60H208V61H209ZM218 60H217V62H218ZM229 60H230V59H229ZM233 60H234V59H233ZM233 60H230V63H233V62H231V61H233ZM38 61H40V60H38ZM38 61H37V62H38ZM52 61H53V59H52V60L50 59V63H51ZM71 61H70V62H71ZM81 61H80V62H81ZM109 61H110V60H109ZM117 61H118V62H117ZM164 61L166 62L167 59L164 60ZM169 61H171V60H169ZM169 61H168V62H169ZM174 61H175V60H174ZM194 61H195V60H194ZM227 61H228V60H227ZM246 61H249V60H246ZM18 62H19V61H18ZM35 62H36V61H35ZM40 62H41V61H40ZM43 62H45V61H43ZM60 62H59V63H60ZM63 62H64V61H63ZM70 62H69V63H70ZM87 62H88V61H87ZM92 62H93V61H92ZM106 62H108V61H105V63H106ZM113 62H114V61H113ZM121 62H122V61H121ZM126 62H127V61H126ZM183 62H184V61H183ZM185 62H186V60H185ZM206 62H207V61H206ZM206 62H205V63H206ZM210 62H209V64H210ZM217 62H215V63L218 64ZM219 62H220V61H219ZM225 62H226V60H225ZM225 62H224V63H225ZM228 62H229V61H228ZM228 62L225 64L226 66H228L227 64L230 65V63H228ZM262 62H263V61H262ZM45 63H46V62H45ZM53 63H54V62H53ZM57 63H58V62H57ZM78 63H79V62H78ZM82 63H83V62H82ZM105 63H103V64H105ZM115 63H111V64H115ZM128 63H129V62H128ZM131 63H132V62H131ZM158 63H159V62H158ZM162 63H163V62H162ZM172 63H173V62H172ZM172 63H171V65H172ZM176 63H177V62H176ZM176 63L173 64V66H175ZM205 63H204V64H205ZM213 63H214V62H213ZM213 63H212V64H213ZM215 63H214V64H215ZM220 63H221V62H220ZM224 63H223V64H224ZM235 63H236V62H235ZM246 63H247V62H246ZM254 63H255L254 61H253L252 63L248 62L247 65H249V64H252V65H253ZM260 63H261V61H260ZM17 64H18V63H17ZM25 64H28V63L26 62ZM35 64L37 65V63H35ZM65 64H66V63H65ZM70 64H71V63H70ZM89 64H90V63H89ZM165 64L167 65V63H164L163 65H165ZM179 64H181V63L179 62ZM185 64H187V63H185ZM199 64H200V63H199ZM223 64H222V67H224ZM255 64H256V63H255ZM0 65L2 66V64H0ZM18 65H21V63L18 64ZM58 65H60V64H58ZM63 65H64V64H63ZM77 65L79 66L80 64H77ZM83 65H84V64H83ZM124 65H125V64H124ZM126 65H127V64H126ZM129 65H130V63H129ZM142 65H140V67H141ZM160 65H161V62H160ZM163 65H162V67H163V70H162V71H164V69H165ZM166 65H165V66H166ZM177 65H178V64H177ZM181 65H182V64H181ZM196 65H198V63H197ZM206 65H208V64L206 63ZM218 65H220V67H221V64H218ZM231 65H233V64H231ZM234 65L236 66L237 64H234ZM234 65H233V67H235ZM245 65H246V64H243V65H241V66H244V67H245ZM247 65H246V66H247ZM263 65H264V64H263ZM263 65H262V66H263ZM29 66H30V65H29ZM46 66H47V64L45 65V67H46ZM52 66H55V64H54V65L52 64ZM52 66H51V67H52ZM56 66H57V65H56ZM80 66H81V65H80ZM89 66H90V65H89ZM91 66H92V65H91ZM102 66H103V65H102ZM155 66H153V68H154ZM158 66H159V64H158ZM199 66L202 67V65H199ZM199 66H198V67H199ZM204 66H205V65H204ZM249 66H250V65H249ZM260 66H261V65H260ZM260 66H258V67H260ZM19 67H20V66H19ZM27 67H28V66H27ZM35 67H37V66H35ZM35 67H34V68H35ZM39 67H41V65H40ZM43 67H44V66H43ZM51 67H50V69H51ZM59 67H61V65H60ZM59 67L57 66V68H59ZM74 67H75V66H74ZM84 67H85V66H84ZM87 67H88V66H87ZM98 67H99V66H98ZM113 67H114V65H113ZM118 67H119V64H118ZM125 67H126V66H125ZM130 67H131V65H130ZM135 67H136V66H135ZM160 67H161V66H160ZM162 67H161V68H162ZM171 67H172V66H171ZM179 67H181V66L179 65ZM186 67H187V66H186ZM186 67L184 66L183 68L186 69ZM201 67H200V69L202 70L204 67H203V68H201ZM206 67H207V66H206ZM216 67H217V66H216ZM244 67H243V68H244ZM1 68H2V67H1ZM3 68H4V67H3ZM47 68H49V67H46V69H47ZM53 68H54V67H52V69H53ZM57 68H55V69H57ZM64 68H65V67H64ZM66 68H67V67H66ZM81 68H83V66H82ZM81 68H80V69H81ZM94 68H95V67H93V69H94ZM109 68H110V67H109ZM116 68H117V66H116ZM116 68L114 67L115 70L112 68V69L115 71V73H117V72H116ZM127 68H128V67H127ZM156 68H157V67H156ZM156 68H155V69H156ZM187 68H188V67H187ZM207 68H208L207 70H209V68H210V70L214 71V70H213V67H212V69H211V66H210V67H207ZM227 68H228V67H227ZM230 68H232V66H231ZM235 68H236V67H235ZM239 68H240V67H238V71H240V70L243 69V68L241 67V69L239 70ZM246 68H247V67H246ZM262 68H263V67H262ZM16 69H17V68H16ZM67 69H69V68H67ZM67 69H65V70H67ZM70 69H71V68H70ZM76 69H77V68H76ZM76 69H75V68H74V69L72 68V73H74L73 70L78 71V69H77V70H76ZM88 69H89V68H88ZM96 69L99 70V68H96ZM100 69H101V68H100ZM136 69H137V67H136ZM138 69H140V68H138ZM141 69L143 70L144 67L142 66ZM146 69H147V68H146ZM159 69H160V68H159ZM159 69L157 68V71H158ZM166 69H167V67H166ZM188 69H189V68H188ZM193 69H194V68H192V70H193ZM214 69H215L216 71H218L217 69H219V67H218V68H214ZM223 69H226V67L223 68ZM223 69H222V70H223ZM0 70H1V69H0ZM2 70H3V69H2ZM24 70H25V69H24ZM60 70H61V69L59 68V71H60ZM91 70H92V69H91ZM105 70H106V74H107V73H108V72H107V71H108V68L106 69V67H105ZM118 70H119V68L117 69V71H118ZM126 70H127V69H126ZM132 70H133V69H132ZM160 70H161V69H160ZM160 70H159L158 72H162V71H160ZM176 70H177V69H176ZM180 70H182V69H180ZM183 70H184V69H183ZM190 70H191V69H190ZM229 70H230V69H229ZM234 70H237V69H234ZM234 70H230L229 72H231V71H232V72L229 73V75H230V74H233V72L236 73ZM244 70H245V69H244ZM244 70H243V71H244ZM257 70H258V69H257ZM20 71L22 72L23 69L21 68ZM25 71H26V70H25ZM36 71H37V70H36ZM36 71H35V72H36ZM46 71H47V70H45V72H46ZM49 71H50V70H49ZM49 71L46 72V73H49ZM79 71H80V70H79ZM79 71H78V72H79ZM83 71H86V70L84 69ZM96 71H97V70L94 69L93 72H96ZM110 71H112V70H110ZM121 71H123V70H121ZM139 71H140V72H139ZM144 71H146V70L144 69ZM154 71H155V70H154ZM154 71L152 72L151 69H150V71L148 72V69H147V73H148V74L145 72V75H144V72H143V71H141V70H137V73L139 72V73H141L142 76H145V77H146V74H147V76H148V75H150V72H152L153 74H151V75L149 76V77H152V75L155 76V75H154ZM157 71H155L156 74H157ZM167 71H168V69H167ZM167 71H166V72H167ZM170 71H171V70H170ZM170 71H168V73H169ZM187 71H188V70H187ZM203 71H205V69H203ZM224 71H225V70H224ZM238 71H237V72H238ZM263 71H264V70H263ZM29 72H30V71H29ZM45 72H43L44 75H46ZM53 72H54V71H53ZM90 72L92 73V71H90ZM90 72H89V74H91ZM118 72H120V71H118ZM128 72H129V71H128ZM128 72H127V73H128ZM133 72H134V71H133ZM135 72H136V71H135ZM142 72H143V73H142ZM182 72H183V71H182ZM185 72H186V70H185ZM185 72H183V74H184ZM190 72H191V71H190ZM190 72H189V73H190ZM196 72H197V71H196ZM196 72H193L195 75L191 76L193 79H194V77L196 76V74L199 73V71H198L197 73H196ZM205 72H206V71H205ZM225 72H226V71H225ZM56 73H57V72H56ZM66 73H69V72L67 71ZM72 73H71V74H72ZM82 73H84V72H82ZM86 73H88V72H86ZM113 73H114V72L112 71V74H113ZM123 73H124V72H123ZM131 73H132V72H130L129 74H131ZM139 73H138V74H139ZM168 73H167V74H168ZM173 73H175V72L172 71V74H173ZM178 73H179V72H178ZM189 73L186 72V76H185V77H187V76L189 75ZM201 73L204 75L203 72H201ZM209 73H211V72H209ZM263 73H264V72H263ZM50 74H51V73H50ZM62 74L64 75L65 73H62ZM71 74H70V75H71ZM84 74H85V73H84ZM104 74H105V73H104ZM112 74H111V75H112ZM117 74H118V73H117ZM138 74H135V75H138ZM159 74H160V73H159ZM161 74L163 75V72H162ZM226 74H227V72H226ZM236 74H237V73H236ZM258 74H259V73H258ZM261 74H262V73H261ZM31 75H32V74H31ZM40 75H41L40 77L42 78L41 71H40ZM67 75H68V74H67ZM73 75L75 76V74H73ZM91 75H92V74H91ZM93 75H94V73H93ZM97 75H98V73H97ZM101 75H102V74H101ZM113 75H114V74H113ZM113 75H112V76H113ZM120 75H121V73L119 74V76H120ZM124 75H125V74H122V76H124ZM132 75H133V73H132ZM132 75H131V76H132ZM157 75H158V74H157ZM157 75H156V76H157ZM165 75H166V74L164 73L163 76H165ZM169 75H171V74H169ZM174 75H175V76H174ZM174 75H173V77H176V74H174ZM181 75H182V73H181ZM227 75H228V74H227ZM227 75H226V76H227ZM234 75H235V74H234ZM55 76H56V74H55ZM60 76H61L62 79H64V77H63L61 74H60ZM60 76H59V78H60ZM80 76H81V75H80ZM82 76H83V74H82ZM82 76H81V77H82ZM87 76H89V75H87ZM95 76H96V75H95ZM112 76H109V77H112ZM119 76L116 75L115 78H117V80H118V77H119ZM127 76H129V75L127 74ZM158 76H159V75H158ZM158 76H157V77H154V78H157V79H156V80H157V83H160V84H161V81H159ZM160 76H161V75H160ZM221 76H222V75H221ZM221 76H218V77H220V80H221ZM256 76H257V75H256ZM263 76H264V74H263ZM31 77H33V76H31ZM45 77H46V76H45ZM47 77H48V76H47ZM83 77H84V76H83ZM83 77H82V78H83ZM85 77H86V75H85ZM92 77H93V76H92ZM99 77H100V76H98V78H99ZM101 77H102V76H101ZM103 77L105 78V77H108V76H103ZM103 77H102V78H103ZM124 77L126 78V75H125ZM133 77H134V75H133ZM167 77H168V76H167ZM185 77H184V78H185ZM228 77H229V76H228ZM38 78H39V77H38ZM55 78H56V77H55ZM57 78H58V77H57ZM59 78H58V79H59ZM61 78H60L59 82L61 81ZM78 78H79V77H78ZM115 78H114V79L112 78V80H110V78H108V79L105 78V79H107L106 81H109V82L113 83V80H114V82H115ZM130 78H131V77H130ZM159 78H160V77H159ZM161 78H162V77H161ZM161 78H160V79H161ZM168 78H169V77H168ZM170 78H172V77H170ZM196 78L199 79L198 76H196L195 79H196ZM212 78H213V77H212ZM223 78H224V77H222V79H223ZM69 79H71V77H69ZM72 79H74V78L72 77ZM72 79H71V80H72ZM80 79H81V78H80ZM91 79H92V78H91ZM105 79H104V81H105ZM119 79H120V77H119ZM141 79H142V78H141ZM141 79H140V80H141ZM151 79H152V78H151ZM151 79L149 78L150 82H151ZM162 79H163V78H162ZM165 79H167V78L165 77ZM165 79H164V80H165ZM174 79H175L176 82H173V83H172V82L170 81V83H171L172 85L177 83L175 86L173 85V87H176V88H177V91H178V88L180 89L179 91H181L182 88H183L182 91H183V90L185 91V90H186L185 87H184L185 84H184V85H183V84H179V85H178V83H183V82H178V81H177V79H180V77H177V79H176V78H174ZM187 79H188V77H187ZM201 79H202V76H201ZM32 80H33V79H32ZM35 80H36V79H35ZM39 80H40V79H39ZM39 80H37V81H39ZM43 80H44V76H43ZM53 80H55V79H53ZM53 80H51L50 84L52 83ZM64 80H66V81L69 83V80H67L66 78H65ZM82 80H83V79H81V81H82ZM85 80H86V79L84 78L83 83L85 82ZM87 80H89V79L87 78ZM117 80H116V82H119V80H118V81H117ZM127 80H128V78H127ZM127 80H126V81H127ZM130 80H131V79H130ZM154 80H155V79H154ZM180 80L183 81V80H185V79L182 78V79H180ZM199 80H200V79H199ZM203 80H204V79H203ZM216 80H218V79H216ZM230 80H231V79H230ZM26 81H27V79H26ZM26 81H25V82H26ZM40 81H41V80H40ZM44 81H45V80H44ZM49 81H50V80H49ZM57 81H58V80L56 79V83H57ZM81 81L79 82V80H78V82L81 83V85H82V82H81ZM89 81H90V80H89ZM95 81H96V80H95ZM102 81H103V80H102ZM106 81H105V82H106ZM135 81H136V80H135ZM135 81H134V82H135ZM146 81H147V80H146ZM158 81H159V82H158ZM185 81H186V80H185ZM185 81H184V82H185ZM243 81H244V80H243ZM262 81H264V79H263ZM21 82H22V81H21ZM21 82H20V83H21ZM54 82H55V81H54ZM67 82H66V83H67ZM70 82H71V84H75V83H72V81H70ZM75 82H76V81H75ZM78 82H77V83H78ZM87 82H88V81H87ZM87 82H86V84H87ZM90 82H91V81H90ZM105 82H104V84H105ZM122 82H123V81L120 80V84H122V85H125V84H126V85H127L126 82H123L124 84H123ZM153 82H156V81H153V80H152V83H153ZM163 82H164V81H163ZM198 82H200V81H198ZM16 83H17V82H16ZM45 83H46V82H45ZM48 83H49V82H48ZM48 83H47V85H48L47 88H49V84H48ZM60 83L62 84V82H60ZM63 83H64V81H63ZM91 83H93V81H92ZM95 83H96V82H95ZM95 83H94V84H95ZM132 83H133V78H132ZM136 83H137V82H136ZM136 83H135L134 86H137L136 88H139L138 85H137ZM152 83H151V84H152ZM164 83H165V82H164ZM186 83H187V82H186ZM202 83H203V82H202ZM202 83H201V84H202ZM223 83H224V82H223ZM247 83H249V82H247ZM250 83H251V82H250ZM38 84H40V83H38ZM43 84H44V83H43ZM52 84H53V86L56 85L55 83H52ZM57 84H58V83H57ZM97 84H99V83H97ZM97 84H96V85H97ZM107 84H108V83H107ZM107 84H106V85H107ZM128 84H129V82H128ZM133 84H134V83H133ZM138 84H139V83H138ZM195 84L197 85L196 82H195ZM195 84H193V85H195ZM198 84H200V83H198ZM208 84H209V83H208ZM0 85H2V83H1ZM6 85H7V84H6ZM41 85H42V84H41ZM44 85H45V84H44ZM63 85H65V84H63ZM63 85H60V84H59L58 87L61 86V88H62ZM69 85H70V83H69ZM78 85H80V84H78ZM101 85H102V82H101ZM115 85H119V84L117 83V84H115ZM126 85H125V86H126ZM130 85H131V83H130ZM130 85H129V86H130ZM164 85H165V84H164ZM168 85H169V84H168ZM168 85L166 86L167 89L169 88ZM177 85H178V86L181 85L182 88H181V86H180V87H177ZM193 85H192V86H193ZM205 85L207 86V83L204 84V87H205ZM241 85H242V84H241ZM251 85H252V83H251ZM2 86H4V85H2ZM2 86H0V87H2ZM9 86H10V85H9ZM45 86H46V85H45ZM72 86H73V85H72ZM86 86L88 87L89 85H86ZM98 86H99V85H98ZM104 86H105V85H104ZM108 86H109V85H108ZM111 86H112V84H110V89H111ZM129 86H127V87H129ZM139 86L141 87L142 85H139ZM157 86H158V84H157ZM157 86L154 87V88H155V89L159 88V90H157L158 92H159V91H162V88H163V89L165 88L164 86L162 87V85H161V87H159V86L157 87ZM169 86H170V85H169ZM185 86H188V85H185ZM201 86H202V85H201ZM213 86H214V85H213ZM228 86H229V83H228ZM249 86H250V85H249ZM249 86H246V87H249ZM260 86H262V85H260ZM63 87H64V86H63ZM65 87H66V85H65ZM74 87L76 88V85H74ZM83 87H84V86H83ZM100 87H101V86H100ZM105 87H106V86H105ZM113 87H114V86H113ZM127 87H125V88H127ZM142 87H143V86H142ZM147 87H148V86H147ZM152 87H153V86H152ZM198 87L200 88V86H198ZM257 87H259V85H258ZM36 88H38V87H36ZM55 88H56V86H55ZM66 88H67V87H66ZM69 88H71V85H70ZM72 88H73V87H72ZM81 88H82V87H81ZM93 88H95V87H93ZM103 88H104V87H103ZM108 88H109V87H108ZM118 88H120V87H118ZM118 88H117V89H118ZM125 88H124V89H125ZM154 88H153V89H154ZM171 88H172V87H171ZM187 88H188V87H187ZM193 88H195V87H193ZM212 88H213V87H212ZM259 88H260V87H259ZM259 88H257V89H259ZM22 89H23V88H22ZM28 89H29V88H28ZM30 89L32 90V88H30ZM49 89H50V88H49ZM56 89H57V88H56ZM56 89H55V92H56ZM59 89H60V87H59ZM76 89H77V91L79 90L78 87H77ZM89 89H90V88H89ZM96 89H97V88H96ZM120 89H121V88H120ZM122 89H123V87H122ZM132 89H133V88H132ZM134 89H135V88H134ZM140 89H141V88H140ZM144 89L147 90L148 88L145 87ZM149 89H151V88H149ZM160 89H161V90H160ZM167 89H165V91H166ZM189 89L191 90L192 87L189 88ZM189 89H188L187 91H185V92L190 91ZM195 89H197V87H196ZM195 89H194V90H195ZM201 89H202V88H201ZM201 89H200V90H201ZM205 89H206V87H205ZM245 89H246V88H245ZM263 89H264V88H263ZM2 90H3V89H2ZM15 90H16V89H15ZM40 90H41V88H40ZM53 90H54V89H53ZM62 90H63V88H62ZM67 90H68V89H67ZM73 90H75V89H73ZM172 90H174V88H173ZM194 90H191V91H194ZM198 90H199V89H198ZM259 90H260V89H259ZM22 91H23V90H22ZM46 91L49 92L48 89H47ZM64 91H66V90L64 89ZM64 91H61L62 94L59 93L60 96L62 95V98H60V96H58V97L60 98L59 101H60L61 99L64 98L63 96H66V97H65L66 100H67L68 96L71 97L68 91H67V93H68L69 95H68V96H67V94L64 95V94H63ZM71 91H72V90H71ZM100 91H101V89H100ZM105 91H106V90H105ZM124 91H126V90H123V91H120V92L123 93ZM128 91H129V90H128ZM128 91H126L125 94H128L129 96H130L129 93L132 94L133 91L135 92V90H133V91L130 90V92H128ZM139 91H140V90H139ZM139 91H136V92H139ZM143 91H144V90H143ZM165 91H164V93H165ZM168 91H169V89L167 90V92H168ZM179 91H178V92H179ZM191 91H190V92H191ZM195 91H196V90H195ZM195 91H194V92H195ZM207 91H208V90H207ZM237 91H238V90H237ZM245 91H246V90H245ZM254 91H255V90H254ZM254 91H253V93H255ZM262 91H263V90H262ZM3 92H4V91H3ZM18 92H19V91H18ZM25 92L27 93V90H25ZM28 92H29V91H28ZM48 92H47V93H48ZM55 92H54V93H55ZM79 92H80V91H78L77 93H79ZM91 92H94V91H91ZM91 92H90V93H91ZM102 92H104V89H102L101 94H102ZM107 92H108V91H107ZM107 92H106V93H107ZM141 92H142V91H141ZM141 92H140V93H141ZM149 92H151V91H149ZM149 92H148V93H149ZM171 92H175V93H176V91H171ZM199 92H200V91H199ZM201 92H202V91H201ZM256 92H258V90H256ZM44 93L46 94V92H44ZM54 93H53V95H54ZM64 93H65V92H64ZM80 93H81V92H80ZM82 93H83V90H82ZM116 93L119 94L118 91H117ZM153 93H154V92H153ZM159 93H160V92H159ZM183 93H184V92H182V94H183ZM188 93H189V92H188ZM229 93H230V92H229ZM239 93H240V92H239ZM246 93H247V92H246ZM250 93H251V92H250ZM253 93H251V94L253 95ZM17 94H18V93H17ZM27 94H28V93H27ZM72 94H73V93H72ZM75 94H76V93H75ZM104 94H105V93H104ZM113 94H114V93H113ZM117 94H114V95H117ZM125 94H124V95H125ZM134 94H135V93H134ZM156 94H157V93H156ZM168 94H169V95H167L168 97H167L166 94H165L166 97L163 98V101H164V99L166 100V98L170 99V98L172 97V94L174 95V93H171V95H170V93H168ZM179 94H181V93L179 92ZM182 94H181V95H182ZM185 94H186V95H184L185 98L189 96L188 100L191 101V98H192L191 95H192V93H191L190 95L187 94V93H185ZM196 94H197V93H196ZM225 94H226V93H225ZM240 94H241V93H240ZM244 94H245V93H244ZM247 94L251 96V94H249V92H248ZM261 94H262V93H260V95H261ZM20 95H22V94H20ZM23 95H24V94H23ZM23 95H22V97H25V96H23ZM30 95H31V94H30ZM48 95H49V94H48ZM48 95H47V96H48ZM73 95H74V94H73ZM77 95H78V94H77ZM81 95H82V94H80L79 96H81ZM91 95H92V94H91ZM91 95H90V96H91ZM94 95H95V94H94ZM99 95H100V94H99ZM102 95H103V94H102ZM102 95H101V96H102ZM111 95H112V93H111ZM119 95H120V94H119ZM122 95H123V94H121V96H122ZM124 95H123V96H124ZM128 95H126V96H128ZM132 95H133V94H132ZM132 95H131L130 97H132ZM135 95H137V94H135ZM151 95H152V94H151ZM161 95H162V93H161ZM176 95H178V94L176 93ZM176 95H175V96H176ZM187 95H188V96H187ZM201 95H202V94H201ZM232 95H233V94H232ZM26 96H27V95H26ZM40 96H42V95L40 94ZM40 96L38 95V98H40ZM97 96H98V95H97ZM97 96H96V97H97ZM101 96H100V97H101ZM106 96H107V95H106ZM138 96H139V95H138ZM138 96H133L132 99L135 100V98H136V100H138V98H139ZM144 96H145V95H144ZM155 96H156V98H158V97H157L158 94L155 95ZM170 96H171V97H170ZM184 96H183V97H182V96H178V97H179V99H180V97L184 98ZM197 96H199V95H196V97H197ZM235 96H236V95H235ZM235 96H234V97H235ZM4 97H5V96H4ZM29 97H30V96H29ZM50 97H51V95H50ZM50 97H49V98H50ZM76 97H77V96H76ZM98 97H99V96H98ZM102 97H103V96H102ZM140 97H141V96H140ZM169 97H170V98H169ZM201 97H202V96H201ZM258 97H259V96H258ZM7 98H8V97H7ZM11 98H12V97H11ZM27 98H28V97H27ZM27 98H26V99H27ZM34 98H35V97H34ZM34 98H32L31 100H33ZM49 98H48V99H49ZM56 98H57V97H56ZM77 98H78V97H77ZM91 98H92V96H91ZM107 98L109 99V97H107ZM107 98H103V99L106 100ZM112 98H113V97H112ZM121 98L123 99V97H121ZM121 98H120V99H121ZM127 98H128V97H127ZM156 98H155V99H156ZM159 98H160V95H159ZM159 98H158V99H159ZM161 98H162V97H161ZM172 98H173V97H172ZM185 98H184V99H185ZM198 98H200V97H198ZM230 98H231V97H230ZM232 98H233V97H232ZM259 98H260V97H259ZM261 98H262V96H261ZM261 98H260V99H261ZM263 98H264V97H263ZM2 99H4V98L2 97ZM18 99H19V98H18ZM21 99H22V98H21V96H20V99H19V100H17V101L14 100V101H16L17 103H19L18 101H21ZM57 99H58V98H57ZM72 99H73V98H72ZM75 99H76V98H75ZM75 99H73V100H75ZM94 99H95V97H94ZM98 99H99V98H98ZM128 99H129V98H128ZM139 99H140V98H139ZM144 99H145V98H144ZM177 99H178V98H177ZM177 99H176V101L179 100V99H178V100H177ZM193 99H194V97L192 98V100H193ZM235 99H236V98H235ZM235 99H234V100H235ZM237 99L239 100L240 98L238 97ZM10 100H12V99H10ZM28 100H29V99H28ZM35 100H36V99H35ZM43 100H44V99H43ZM63 100H64V99H63ZM63 100H62V101H63ZM83 100H84V99H83ZM87 100H88V99H87ZM90 100H92V99L89 98V101H90ZM101 100H102V99H101ZM105 100H104V102L102 101L103 104L105 103ZM112 100H113V99H112ZM116 100H117V99L115 98V100H113V101H116ZM124 100H125V98H124ZM141 100H142V99H140V101H141ZM186 100H187V99H186ZM261 100H262V99H261ZM5 101H6V99H5ZM56 101H57V100H56ZM56 101H54V102L56 103ZM59 101H58V103H59ZM64 101H65V100H64ZM75 101H76V100H75ZM79 101L82 102L81 99H80ZM79 101H78V102H79ZM85 101H86V100H85ZM85 101H84V102H85ZM89 101H88V102H89ZM121 101H122V100H121ZM121 101H120V102H121ZM126 101H127V100H126ZM132 101H133V100H131V102H132ZM138 101H139V100H138ZM140 101H139V102H140ZM149 101H150V100H148L147 103H149ZM159 101H161V100H159ZM159 101H158V102H159ZM176 101H175V102H176ZM193 101H194V100H193ZM196 101H197V100H196ZM251 101H252V100H251ZM256 101H257V100H256ZM258 101H259V100H258ZM39 102H41V99H40ZM48 102H49V101H48ZM70 102H71V101H70ZM76 102H77V101H76ZM92 102H93V101H92ZM110 102H111V101H108V103H110ZM139 102H138L137 104H139ZM166 102H167V101H166ZM172 102H173V103H171V101H170V103L173 105V104L175 103V102H174V99H173ZM183 102H184V103H183ZM183 102L181 101L180 105H183V107H184V105L186 104L185 102H187V101L183 100ZM228 102L230 103V101H228ZM237 102H238V101H237ZM240 102H241V101H240ZM242 102H243V101H242ZM3 103H4V102H3ZM10 103H12V102H10ZM10 103H9V101H8L7 104H10ZM13 103H14V102H13ZM13 103H12V104H13ZM21 103H22V102H21ZM21 103H20V105H21ZM25 103H26V102H25ZM31 103H32V102H31ZM58 103H57V104H58ZM74 103H75V102H74ZM95 103H96V102H95ZM98 103H99V102L97 101V105H98ZM108 103H107V105H108ZM116 103H119V102H116ZM116 103H115V104H116ZM123 103H125V102L123 101ZM123 103H122L121 105H123ZM127 103H128V105L131 104L129 101H128ZM143 103H144V102H143ZM145 103H146V102H145ZM151 103H152V102H151ZM164 103H165V102H164ZM176 103H178V102H176ZM182 103H183V104H182ZM187 103H189V101H188ZM191 103H192V102H191ZM233 103H235V102H233ZM245 103H246V102H245ZM248 103H249V102H248ZM263 103H264V102H262V104H263ZM50 104H51V103H50ZM57 104H53V105H57ZM77 104H78V103H77ZM84 104H85V103H84ZM84 104H83V106H84ZM89 104H90V103H89ZM110 104H111V103H110ZM112 104H113V103H112ZM137 104H136V105H137ZM140 104H141V103H140ZM158 104H159V103H158ZM167 104H169V103L167 102ZM213 104H214V103H213ZM231 104H232V103H231ZM240 104H241V103H240ZM243 104H244V103H243ZM243 104H241V106H242ZM249 104H250V103H249ZM252 104H253V103H252ZM252 104H251V106H252ZM254 104H255V102H254ZM262 104H261V105H262ZM20 105H19V106H20ZM32 105H33V104H32ZM63 105H64V104L62 103V107L65 109V111H66L65 113H67V114L64 113V111H63L64 109H63L62 107H61L62 109H60V111H55V112H54V111H48V113H47V118H48V117H52V118H54V120L56 121V125L59 124V123H57V119H58L59 117L61 118V120L63 119V121H64L65 118H63V117L61 116L62 113H64L65 116H67V115H70V114H71V111H72V113H73L72 116H73V115L77 112V111L74 112V110H72V109H71V111H70V110H66V107H67L68 105H66V106H63ZM71 105L74 106L75 104H71ZM71 105H70V107H68V108H71ZM90 105H91V104H90ZM93 105H94V104H93ZM113 105H114V104H113ZM118 105H119V104H118ZM149 105H150V104H149ZM159 105H160V104H159ZM187 105H190V104H187ZM187 105H186V106H187ZM192 105H193V104H192ZM192 105H191V108H192ZM226 105H227V103H226ZM245 105H246V107H248V104H247V103H246ZM256 105H257V103H256ZM258 105H259V104H258ZM258 105H257V106H258ZM5 106H6V105H4L3 107H5ZM13 106H15V105H13ZM16 106H17V104H16ZM16 106H15V107H16ZM19 106H17V107H19ZM27 106H30V104H29V105H26V108H27ZM51 106H52V105H51ZM51 106H50V107H51ZM59 106H60V105H59ZM59 106H58V107H59ZM73 106H72V107H73ZM76 106H77V105H76ZM83 106H82V108H83ZM104 106H105V105H104ZM108 106H109V105H108ZM138 106H139V105H137V107H138ZM140 106H141V105H140ZM152 106H154V105H151V107H152ZM161 106H162V105H161ZM174 106H176V105L174 104ZM174 106L170 107V105H169L170 108H173ZM178 106H179V105H178ZM213 106H214V105H213ZM239 106H240V105H239ZM241 106H240V107H241ZM257 106H256V107H257ZM259 106H260V105H259ZM262 106H264V105H262ZM1 107H2V106L0 105V108H1ZM56 107H57V106H56ZM86 107H88L87 104H86ZM93 107H94V106H93ZM100 107H103V105L100 106ZM113 107H114V106H113ZM115 107H116V106H115ZM115 107H114V109L117 108V107H116V108H115ZM119 107H120V106H119ZM119 107H118V109H119ZM126 107H127V105H126ZM129 107H130V106H128V108H129ZM134 107H135V105H134ZM134 107H133V108H134ZM162 107H164V106H162ZM165 107H166V106H165ZM183 107H182V109H184V108L186 109V108H187V107H184V108H183ZM211 107H212V106H211ZM222 107H223V106H222ZM253 107H254V106L250 107V109H252ZM5 108H6V107H5ZM10 108H11V107H10ZM12 108H13V107H12ZM20 108H21V107H20ZM26 108H25V109H26ZM73 108H74V107H73ZM77 108H78V110L80 109V111H81V109H82V108H79V107H77ZM94 108H99V107H94ZM103 108H104V107H103ZM120 108L122 109L121 111H123V108H122V107H120ZM133 108H132V109H133ZM142 108L144 109V107H142ZM160 108H161V107H160ZM191 108H190V109H191ZM212 108H213V107H212ZM229 108H230V107H229ZM231 108H232V107H231ZM231 108H230V109H231ZM242 108H245V106L242 107ZM30 109H31V108H30ZM84 109H85V108H84ZM84 109H83V110H84ZM100 109H102V108H100ZM109 109H110V108H109ZM111 109L113 110V108H111ZM126 109H127V108H126ZM126 109H125V110H126ZM132 109H130V110H132ZM135 109H136V107H135ZM139 109H140V108H138L137 110H139ZM146 109H148V108H146ZM155 109L158 110L157 108H155ZM161 109H162V112H163V108H161ZM166 109H167V108H166ZM174 109H175V108H174ZM176 109H177V106H176ZM180 109H181V108H180ZM188 109H189V107H188ZM188 109H187V110H188ZM230 109H229V111L231 112ZM233 109H234V108H233ZM250 109H249V110H250ZM256 109H257V108H256ZM259 109H261V107H260ZM263 109H264V107H263ZM8 110H9V108H8ZM16 110H17V109H16ZM23 110H24V109H23ZM23 110H22V111H23ZM76 110H77V109H76ZM91 110H92V109H91ZM104 110H105V109L101 110L102 112H99V114H101L102 117H103V114H102V113H103ZM125 110H124V111H125ZM137 110H136V111H137ZM140 110H141V109H140ZM152 110H153V109H152ZM152 110H151V111H152ZM168 110H170V112H171V109H168ZM187 110H185V111H187ZM197 110H198V109H196V110H194V111H197ZM206 110H208V109H206ZM210 110H212V109L209 108V113H211ZM213 110H214V109H213ZM223 110H224V109H223ZM234 110H235V109H234ZM239 110H241V109L239 108L238 111L236 110L237 112L234 111L235 114H234V113L232 114V112H231L230 115L232 114V117H233L234 115L237 117V116H238V115H237L238 112H241V111H242V110H241V111H239ZM249 110H248V112H245V113H246V114H247V113H250ZM87 111H88V110H87ZM127 111H128V110H127ZM146 111H147V110H146ZM151 111H150V112H151ZM159 111H160V110H159ZM182 111H184V110H182ZM200 111H201V110H200ZM224 111H227V109L224 110ZM224 111H223V112H224ZM229 111H227L225 114H227ZM245 111H246V110H245ZM263 111H264V110H263ZM263 111H262V112H263ZM20 112H21V110H20ZM27 112H28V111H27ZM34 112H35V111H34ZM51 112H52V113H51ZM56 112H58L57 114H59L60 112H62V113H60L61 115H60V114H59V116L57 115L58 118L55 117V116L53 117V115H55ZM104 112H106V110H105ZM109 112H111V111H109ZM138 112L141 113V111H138ZM152 112H153V111H152ZM152 112H151V113H152ZM202 112H203V111H202ZM202 112H200V113H202ZM219 112H220V111H219ZM219 112H218V113H219ZM242 112H243V111H242ZM242 112L239 113L240 116L242 115ZM256 112H258V111H256ZM262 112H261V115H262ZM11 113H13V112H11ZM21 113H22V112H21ZM43 113H44V112H43ZM45 113H46V112H45ZM69 113H70V114H69ZM86 113H87V112H86ZM88 113H89V112H88ZM90 113H91V111H90ZM130 113H131V112H130ZM132 113H134V115H135V110L132 111ZM145 113H146V112H145ZM153 113H154V112H153ZM153 113H152V114H153ZM166 113H168V111H167ZM171 113H173V109H172V112H171ZM178 113H179V112H178ZM178 113H177V114H178ZM188 113L190 114V112H187V116H191V115H188ZM200 113H198V115H199ZM206 113H207V112H204V115H205ZM236 113H237V114H236ZM6 114H7V113H6ZM8 114H9V113H8ZM19 114H20V113H19ZM79 114H81V112H80ZM79 114H78L77 116H75V117H78ZM93 114H94V113H93ZM104 114H106V113H104ZM109 114H110V113H109ZM111 114H112V113H111ZM113 114H114V113H113ZM113 114H112V116H113V118H114L115 115H113ZM138 114H139V113H137V115H138ZM185 114H186V113L184 112V116H185ZM207 114H208V113H207ZM220 114H221V112H220ZM220 114H219L218 117H220V116H225V115H222V114L220 115ZM223 114H224V113H223ZM246 114H243V115L241 116V118H243V116H246ZM1 115H2V114H1ZM13 115L15 116V114H13ZM21 115H22V114H21ZM31 115L34 116L35 113H34V114H31ZM36 115H37V114H36ZM49 115H51V116H49ZM75 115H76V114H75ZM88 115H89V114H88ZM88 115L86 114L85 117H87ZM119 115H120V114H119ZM121 115H122V114H121ZM140 115H141V114H140ZM146 115H147V114H146ZM159 115H160V114H159ZM172 115H173V114H172ZM174 115H175V114H174ZM195 115H196V114H195ZM198 115H197V116H198ZM200 115H201V114H200ZM200 115H199L198 117H200ZM210 115H211V117H212V118H211L212 120H214V121L217 120V118H216V120L213 119V116H214V115H212V114H210ZM217 115H218V114H217ZM230 115L225 116L226 118H227V117H230V120L227 121V129L229 128L228 130H230V128L232 127L231 125H233V126L235 125V123H232V124H231V122H232V118H231ZM251 115H252V114H251ZM255 115H258V113H256ZM261 115L259 114V117H260ZM263 115H264V113H263ZM263 115L261 116L262 118H259V119H258V121L260 122V125H261V126L258 125V128H257V127H256V128H253L252 131H250V132H252V133H254L255 131L260 132V131H261L260 129H263V128H264V126H262L263 123H264V120H263L264 116H263ZM10 116H11V115H10ZM17 116H19V115L17 114ZM33 116H32V117H33ZM40 116H41V115H40ZM40 116H39V117H40ZM94 116H95V117L97 116V112H96V114H94ZM105 116H106V115H105ZM105 116H104V117H105ZM112 116L110 115V116H108V118H109V117H112ZM141 116H142V115H141ZM157 116H158V115H157ZM235 116H234V117H235ZM1 117H2V116H1ZM4 117H9V115H6V116H4ZM11 117H12V116H11ZM41 117H42V116H41ZM85 117H84V118H85ZM88 117H89V116H88ZM90 117H92L91 120L94 119L93 116H90ZM104 117H103V118H104ZM118 117H119V116H118ZM118 117H117V118H118ZM132 117H133V116H132ZM136 117H137V116H136ZM144 117L146 118V116H144ZM149 117H150V116H149ZM151 117H152V116H151ZM171 117L173 118V116H171ZM178 117H180V116L177 115V117H176V118H173V119H176V120H177V119H179ZM182 117H183V116H181L180 118H181V119H183V118L186 119V117H183V118H182ZM198 117H197V118H198ZM201 117H202V115H201ZM236 117H235V118H236ZM252 117H254V116L252 115ZM19 118H20V117H19ZM34 118H35V117H34ZM43 118H46V117H43ZM60 118H59V119H60ZM70 118H71V117L69 116V120H70ZM97 118H98V117H97ZM106 118H107V117H106ZM113 118H111V119H113ZM120 118H121V117H120ZM120 118H119V119H120ZM127 118H128V117H127ZM152 118H153V117H152ZM154 118H155V117H154ZM187 118H188V117H187ZM192 118H194V117H192ZM197 118H195L196 121H195L194 123L197 122ZM204 118H205V117H204ZM204 118H203V119H204ZM226 118H225V122H226V120H227ZM235 118H234V120H235ZM254 118H255V117H254ZM257 118H258V117H256V119H257ZM0 119H2V118H0ZM3 119H4V118H3ZM6 119H7V118H6ZM12 119H13V118H12ZM21 119H23V118H21ZM73 119H74V118H73ZM73 119H72V120H73ZM75 119H76V118H75ZM75 119H74V120H75ZM85 119H86V118H85ZM85 119H84V120H85ZM111 119H109V120H111ZM146 119H149V118H146ZM181 119H180V120H181ZM203 119H202V120H203ZM205 119H206L205 121H208L207 118H205ZM223 119H224V118H223ZM223 119H222V120H223ZM236 119H238V120H236V122L239 121V120L241 121L240 117H239V118L237 117ZM249 119H250V118H249ZM256 119H255V120H252V119H251V121H252V122L250 121L251 124H253L254 121L257 123L258 121H257ZM14 120H16V119L14 118ZM14 120H13V122H14ZM45 120H46L45 122L48 123L49 120H50V118H49L48 120H47V119H45ZM51 120H53V119H51ZM51 120H50V121H51ZM61 120H60V121H61ZM84 120H83V121H84ZM96 120H97V119H96ZM98 120H99L98 122L100 123V119H98ZM109 120H107V121H109ZM121 120H122V119H121ZM121 120H120V123L122 124V121H121ZM124 120H125V118H123V121H124ZM150 120H151L152 122H151ZM150 120H149V121L152 123V125H154V126L157 125V124L155 125V122H154V124H153V120H152V119H150ZM165 120H166V119H165ZM167 120H168V118H167ZM192 120H193V119H192ZM202 120H201V121H202ZM209 120H210V119H209ZM218 120H219V119H218ZM244 120H245V121H242V123H243V122L246 123V122L248 121V118L246 117ZM261 120H262V121H261ZM0 121H1V120H0ZM5 121H6V120H5ZM5 121H2V122H4V124H5ZM20 121H21V120H19V121H15L14 124H17V125H18V123H19ZM32 121H33V120H32ZM35 121L37 122V120H35ZM38 121H39V120H38ZM47 121H48V122H47ZM58 121H59V120H58ZM66 121H68V120H66ZM83 121H82V122H83ZM85 121H86V120H85ZM103 121H106V119H104V120L102 119L101 122L103 123ZM107 121H106V122H107ZM114 121L116 122V119H114ZM142 121H143V120H142ZM142 121H141L139 124H141V123H145V124H146V123H147V122H144L145 120H144L143 122H142ZM146 121H147V120H146ZM154 121H155V120H154ZM158 121H159V120H158ZM162 121H163V120H162ZM181 121H182V120H181ZM220 121H221V120H220ZM240 121H239L238 123H241ZM2 122H1V123H2ZM7 122H8V119H7ZM10 122H11V121H10ZM13 122H12V123H13ZM36 122H34V126H35V123H36ZM52 122H54V121H52ZM61 122H62V121H61ZM72 122H73V121H72ZM82 122H81V124H82ZM86 122H87V121H86ZM86 122H85V123H86ZM94 122H95V120H94ZM98 122H97V123H98ZM109 122H110V123H111V122L113 123V121H109ZM115 122H114V124H115ZM150 122H149V123H150ZM166 122H167V121H166ZM170 122H171V119H170ZM179 122H180V121H179ZM179 122H178V121L176 122V128L178 127V126H177V125H178L177 123H179ZM182 122H183V121H182ZM182 122H181V123H182ZM199 122H200V121L197 122L198 124H194V123H192L191 127H192V126L199 125ZM203 122H204V121H203ZM211 122H213V121H211ZM221 122H222V126H224L223 121H221ZM12 123H11V125H12ZM37 123H38V122H37ZM37 123H36V124H37ZM46 123L44 124V121H43V123H42L43 125H45V126H44V129L42 128V125L39 126V128L41 127L43 130L46 131V130H47ZM63 123H64V122H63ZM63 123H62V124H59V125L62 126ZM67 123H68V122H66V124H67ZM69 123H71V122H69ZM85 123L83 122L82 125H85ZM102 123H100V125H101ZM120 123H119V124H120ZM124 123H125V122H124ZM126 123H127V122H126ZM132 123H134V122H131L130 124H132ZM135 123H136V122H135ZM157 123H158V122H157ZM164 123H165V122H164ZM172 123H173V122H172ZM190 123H191V121H190ZM200 123H201V122H200ZM204 123H205V122H204ZM208 123H209V122H208ZM228 123H229V124H228ZM242 123H241V124H242ZM244 123H243L242 125H241V124H236L237 126H234V127H232V129H231V130H234V131H235V130H238V131L235 132V133H236L235 135H239V136H237V137H236L235 135H233V136H235V138H236L235 140L239 141L240 143H242V142L239 140V138H240V139H241V138H242V139L244 138V137H243V136H244V132H243V134H242V132H241L242 130L240 129V128H242L241 126H243ZM14 124H13V125H14ZM19 124H20V123H19ZM48 124H49V123H48ZM54 124H55V123H54ZM75 124H76V123H75ZM87 124L89 125V123H87ZM106 124H107V123H106ZM130 124L128 123L127 125H130ZM136 124H137V123H136ZM168 124H169V123H168ZM173 124H175V122H174ZM183 124H184V122H183ZM185 124H187V123H186V120H185ZM193 124H194V125H193ZM206 124H207V122H206ZM206 124H204V125L201 124V126L203 125L202 127H203V129H205V130L207 129V128H205V127H206ZM211 124H212V123H211ZM254 124H255V123H254ZM258 124H259V123H258ZM29 125H30V123H29ZM31 125H32V123H31ZM38 125H39V124H38ZM49 125H50V127L52 126L51 122H50ZM88 125H87L86 127H89V126H90V125H89V126H88ZM94 125H95V123H94ZM102 125H103V124H102ZM102 125L100 126V128L102 127V129H104ZM148 125H149V124H148ZM150 125H151V124H150ZM161 125H162V124H161ZM208 125H210V123H209ZM214 125H216V124H214ZM220 125H221V124H220ZM239 125H240V126H239ZM246 125H247V123H246ZM246 125H244V127H245ZM249 125H250V123H249ZM0 126H1V125H0ZM4 126H5V125H3V127H4ZM15 126H16V125H15ZM15 126H14V127H15ZM32 126H33V125H32ZM61 126H59V127L56 126V127H57L56 130L58 131V134H59V131H61V130H58V128H60ZM67 126H68V124H67ZM79 126H80V125H79ZM95 126H96V125H95ZM95 126H94V129H97ZM105 126H106V125H105ZM110 126H112V125H110ZM118 126H119V125L117 124V128H118ZM121 126H125V124H124V125H121ZM154 126H153V127H154ZM166 126H167V125H166ZM180 126H181V124L179 123V127H180ZM228 126H230V127H228ZM6 127H7V126H6ZM8 127H9V126H8ZM45 127H46V128H45ZM50 127H49V128H50ZM76 127H78V125H77ZM81 127H82V126H81ZM81 127H80V128H81ZM97 127L99 128L98 124H97ZM107 127H108V126H107ZM112 127H113V126H112ZM151 127H152V126H151ZM158 127H159V125H158ZM169 127H170V126L167 127V130L169 129ZM173 127H174V126H173ZM184 127H185V129H184ZM184 127H183V129H184L185 131H187L186 129L189 128L188 125H186V126H184ZM202 127H199V128H202ZM209 127H210V130H211V128H213V127H211V125H210ZM216 127H217V126H216ZM224 127L226 128V125H225ZM235 127H236V128H235ZM244 127H243L242 129L245 130ZM247 127H248V126H247ZM254 127H255V125H254ZM260 127H261V128H260ZM0 128H2V127H0ZM15 128H16V127H15ZM15 128H14V129H15ZM17 128H18V126H17ZM17 128H16V129H17ZM23 128H24V126H23ZM39 128H38V129H39ZM53 128H54V127H53ZM108 128H109V127H108ZM121 128H122V127H121ZM125 128H126V127H125ZM130 128H131V127H130ZM142 128H143V127H142ZM176 128H175V129H176ZM193 128L195 129L194 131L198 130V129H196L195 127L190 128V131L192 130V131H191V134L194 132V131H193ZM7 129H8V128H7ZM7 129H6V130H7ZM14 129H13V130H14ZM18 129H19V128H18ZM18 129H17V130H18ZM20 129H21V128H20ZM38 129H37V131H38ZM51 129H52V128H50V130H51ZM54 129H55V128H54ZM60 129H62V127H61ZM66 129H68V128H66ZM66 129L63 128L64 131H65ZM78 129H79V127H78ZM78 129H77V130H78ZM82 129H83V127H82ZM85 129H86V128H85ZM102 129H101V130H102ZM109 129H110V128H109ZM136 129H137V127H136ZM140 129H141V128H140ZM140 129H139V130H140ZM170 129H171V128H170ZM177 129H178V128H177ZM177 129H176V130H177ZM181 129H182V126H181ZM203 129H202V131H203ZM214 129H215V128H214ZM214 129H213V130H214ZM223 129H224V128H222L221 130H223ZM249 129H250V128H249ZM24 130H25V129H24ZM32 130H33V129H32ZM43 130H42V131H43ZM50 130H48V134H49ZM68 130H69V129H68ZM105 130H106V128H105ZM110 130L113 131L112 129H110ZM120 130H121V129H120ZM124 130H126V129H124ZM127 130H128V131H130V130L132 131V129L129 130V127H128ZM139 130H138V131H139ZM142 130H143V129H142ZM146 130H147V129H146ZM159 130H160V129H158V131H159ZM173 130H174V129H173ZM178 130L180 131V128H179ZM200 130H201V129H200ZM200 130H199V132H197V133H200V132H201ZM231 130H230V131H231ZM2 131H3V130L1 129L0 134L2 133ZM42 131H41V132H42ZM45 131H43V132H45ZM52 131L57 133V131H55V130H52ZM52 131L50 132V134H52ZM64 131H63V134H62V132H60V134H62L64 137L69 136V134H68L69 132L66 133L67 130H66V132H64ZM70 131H71V130H70ZM86 131H87V133H89L88 131H90V130H86ZM86 131H85V132H86ZM165 131H166V129H165ZM165 131H163V132H165ZM171 131H172V129H171ZM171 131H170V132H171ZM179 131H178V132H179ZM182 131H183V130H182ZM188 131H189V129H188ZM263 131H264V129H263ZM11 132H14V131H11ZM43 132H42V133H43ZM71 132H72V131H71ZM73 132H74V131H73ZM91 132H92V131H91ZM91 132H90V133H91ZM98 132H100V130H99ZM101 132H102V131H101ZM101 132H100V133H101ZM103 132H104V131H103ZM103 132H102V133H103ZM105 132H106V131H105ZM108 132H109V130H108ZM116 132H118V131H116ZM123 132H124V131H123ZM125 132H126V131H125ZM125 132H124V133H125ZM173 132H174V131H173ZM203 132H204V131H203ZM203 132H202L203 136H201V135H200V137L197 136L198 139L201 140V137L203 138L204 136L208 138V135H209V134H207L208 132L205 131V133L207 132L206 135H205ZM211 132H212V131H211ZM217 132H219V131H217ZM232 132H233V131L230 132L231 135H232ZM237 132H238L239 134H237ZM250 132H249V133H250ZM4 133H5V131H4ZM4 133H3V136H4ZM16 133H18V132H16ZM56 133H55V134H56ZM64 133H66V134H68V135L65 136ZM74 133H75V132H74ZM77 133H78V132H77ZM79 133H80V132H79ZM87 133H86V135H88ZM92 133H93V132H92ZM100 133H99V134H100ZM109 133H110V132H109ZM111 133H112V132H111ZM114 133H115V132H114ZM114 133H113V134H114ZM124 133H123V134H124ZM130 133H131V132H130ZM146 133H147V132H146ZM146 133H145V134H146ZM149 133L151 134L152 132H149ZM149 133H147V135H148ZM157 133H158V132H157ZM186 133H187V132H186ZM186 133L183 131V134H186ZM194 133H195V132H194ZM219 133H220V132H219ZM224 133H225V132H224ZM224 133H223V135H224ZM226 133L229 134V131L226 132ZM226 133H225V134H226ZM245 133H246L245 135H247L248 132L245 131ZM255 133H256V132H255ZM255 133H254V134H255ZM261 133H262V132H260L259 135H257V136L259 137V138L257 137V139L259 140V141L257 140V142H258V143H257L258 146L256 145L257 148H255V146L253 145L254 143H252V144L250 143V144H249V145H251L252 147L254 146L255 149H253V150H254L253 152H255L254 154H256V156H258V158L256 157V158L258 159V160H256V161H257V164L252 168V170H250V172H253V170H255V171H254V172H255V175H256V173H257V174L259 173L258 175H256L255 178L252 179V183H251V184H252L253 186L249 184V185H250L249 190H248V188H246V189H247V192H250V193L248 194L249 196L251 195V189H250V188H252V187H253L252 189H254V188L256 189V188H257V185H255V184H259V185H261V189H260V186L258 187V189H259L261 192H262V190L264 189V186H262V185H264V175H263V174H264V172H263V171H264V163L261 162V161H259V158H260L261 160H262V158L259 157V155H258V154H260V155L262 154L261 156L264 157V156H263L264 152H262V151L264 150V140H263V139H264V138H263L264 135L262 136V134H264V132H263L262 134H261ZM50 134H49V136H48V135H47V132H46V135L43 137V139H46V136H47V137H50V136H51ZM60 134H59V137H60V136H61V137H60L59 139H58V136H57V134H56V136H57V137L55 136V137H56V140L58 139V140L60 141V139L63 137V136L60 135ZM119 134H120V131H119ZM123 134H121V135H123ZM136 134H137V133H136ZM136 134H135V137H136ZM150 134H149L148 136H149V138L151 139L152 137H151ZM153 134H156L155 131H154ZM166 134H167V133H166ZM177 134H178V133H177ZM181 134H182V133H181V131H180L179 134H178V135H175V136H178V137H179V136H181ZM195 134H196V133H195ZM195 134H194V136H195ZM227 134H226V135H227ZM230 134L228 135L229 138L231 137ZM233 134H234V133H233ZM241 134H242V136H241ZM254 134H252L251 136H253ZM1 135H2V134H1ZM14 135L16 136V134H14ZM17 135H18V134H17ZM72 135H73V134H72ZM72 135H71V136H72ZM86 135H85V136H86ZM103 135H104V134H102V136H103ZM109 135H110V134H109ZM157 135H159V134H157ZM167 135H168V134H167ZM187 135H190V134L188 133ZM187 135H186V137H187ZM192 135H193V134H192ZM221 135H222V134L220 133V135H219L220 138H223V137H221ZM223 135H222V136H223ZM6 136H8V135H6ZM20 136H21V135H20ZM78 136H79V135H78ZM85 136H84V138H85ZM102 136H101V137H102ZM106 136H107V137H106ZM110 136H111V135H110ZM110 136H108V135L105 134V137H106V138H105V137H104V138L102 137V138L105 140V141H104V140H103V141L106 142V141H107V138H108V140L110 141V140H111V139H110ZM116 136L119 137V136H118V133H117V135H116V133L114 134V137H116ZM129 136H130V135H129ZM133 136H134V135L132 134V137H133ZM165 136H166V135H165ZM168 136H169V135H168ZM171 136H173V135H172V132H171ZM171 136H169V137H171ZM240 136H241V137H240ZM260 136H261V137H260ZM64 137H63V139H65ZM73 137H74V135H73ZM75 137H77V136H75ZM75 137H74V138H75ZM80 137H82V139H83V136L80 135ZM87 137H88V136H86L85 140H87V142H88L89 138L87 139ZM89 137H91V136H89ZM97 137H98V136H97ZM101 137H100V140H102ZM114 137H113V138H114ZM130 137H131V136H130ZM153 137H154V136H153ZM155 137H156V135H155ZM162 137H163V136H162ZM183 137H185V136L183 135ZM188 137H189V136H188ZM238 137H239V138H238ZM0 138H1V137H0ZM2 138H3V137H2ZM2 138H1V139H2ZM39 138H40V137H39ZM39 138H38V139H39ZM74 138H73V139H74ZM77 138H78V137H77ZM91 138H92V137H91ZM91 138H90V140H91ZM111 138H112V136H111ZM113 138H112V139H113ZM123 138H124V137H123ZM123 138H122V139H123ZM125 138H127V137H125ZM133 138H134V137H133ZM147 138H148V137H147ZM160 138H161V136H160ZM160 138L157 137L158 140L155 139V140H153V141H155V143H156V140L159 141ZM167 138H168V137H167ZM172 138H173V137H172ZM174 138H175V137H174ZM174 138H173V139H174ZM176 138H177V137H176ZM179 138H180V137H179ZM209 138H210V136H209ZM209 138L207 139V141L205 140V138H203V140H205L207 143H209V141H208ZM250 138H251V137H250ZM250 138H249V139H250ZM1 139H0V140H1ZM3 139H4V138H3ZM18 139H19V137H18ZM41 139H42V138H41ZM50 139H51V137H50ZM66 139H67V138H66ZM66 139H65V140H66ZM68 139H69V140H66V141H70V138H68ZM71 139H72V138H71ZM92 139H94V138H92ZM115 139H116V140H115ZM115 139H114V140H115V143H116V142H117V143H120V142H121L119 138H118L119 141H117V138H115ZM122 139H121V140H122ZM127 139H128V138H127ZM130 139H131V138H130ZM136 139H138V138L136 137ZM136 139H133V140L135 141V142L133 141L134 143H136ZM152 139H153V138H152ZM165 139H166V138H165ZM173 139H171V140H173ZM242 139H241V140H242ZM249 139L246 138V136H245V140H244V141L248 143V142H249V141H248ZM251 139H252V138H251ZM32 140H34V139H32ZM51 140H52V139H51ZM51 140L48 139V142L51 141ZM85 140H83V143H84ZM95 140H96V139H95ZM123 140H125V139H123ZM146 140H148V139H146ZM161 140H162V139H161ZM161 140H160V141H161ZM181 140L184 141L185 139H182V138H181ZM181 140H180V141H181ZM188 140L190 141V142H189L190 144H187V145H190V146H191V144H193L194 142H193L192 138H190V137L188 138ZM191 140H192V141H191ZM195 140H196V139H195ZM200 140H199V141H200ZM217 140H218V139H217ZM217 140H214L215 142L212 141V144H209V145H208V144L206 145V144H205V143H206L205 141H203V142L200 143V144H202V145H200L199 143H198L199 145H198V144H197V145H198V147H199V146H202V147L205 146V147H204L205 150H206V148H207V150L209 149V151H211L210 145L213 146V143H217ZM224 140H225V141H224ZM227 140H228V138L226 139V136H224V138H223L222 141H223V143H224L225 145L228 143L229 147H227L228 145L225 146L223 143H222V145H223L222 147H224V149L221 148V147H219V148L217 147V148H218V151H219V149H220V152L223 151V150H226L225 153H227V154L222 155L221 153H223V152H224V151H223V152L220 153V155H222V156H219V157H220V161H221L222 158H223V162L221 161V162H222V163H221V166L225 167V169L228 168L227 166H228L229 162H231V160H229V159H231V156H232V160L236 163L234 166H236L237 164H239V162H238V159L234 158V154H236L235 157H238L240 154H241V155L244 154V153L242 154V152L240 151L241 149H240V147H239V146L242 147V144L239 145V143H238L237 141H235L234 139H231V138L229 139V142H226ZM232 140H234L233 142H235V143L230 142V141H232ZM260 140H262L263 142L260 141ZM5 141H6V140H5ZM18 141H19V140H18ZM30 141H31V140H30ZM35 141H37V138H35ZM35 141H33V142L36 143ZM38 141H39L40 143L44 142L43 140H42V142H41L40 140H38ZM45 141H46V140H45ZM59 141H58V142H59ZM72 141H73V140H72ZM75 141H76V140H75ZM93 141H94V140H93ZM139 141H140V138H139ZM144 141H145V140H144ZM174 141H175V140H174ZM177 141H178V139H177ZM177 141H175V142H174V145L172 144V146H171V144L168 145L170 142L167 141L168 143H166V144H167L168 146H170V148L167 147L168 150L170 149V150H169V153H170V154L167 152V151H168L167 149H164V148H166V146H167V145H165V141H164V144H162V145L159 144V142H157V143L159 144V146L164 147V145H165L164 148H161V147H160V148L162 149V150L160 149V150H161L160 153H163V152H165V151H163V150H166V152L169 154V156L172 155L174 149L176 148V147H173V146H177V144L180 143V141H179V142H177ZM253 141L255 142L256 140L253 139L251 142H253ZM6 142H7V141H6ZM33 142H32V143H33ZM46 142H47V141H46ZM51 142H54V140L51 141ZM61 142H62V141H61ZM63 142H64V141H63ZM80 142H81V141H80ZM87 142H86V143H87ZM101 142H102V141L99 142L100 145H101ZM122 142H123V141H122ZM122 142L120 143V146H121ZM124 142H125V141H124ZM124 142H123V143H124ZM127 142H128V141H127ZM137 142H138V141H137ZM171 142H173V141H171ZM181 142H182V141H181ZM191 142H192V143H191ZM204 142H205V143H204ZM220 142H221V141H220ZM245 142H243V144H244ZM260 142H262V143H260ZM17 143H18V142H17ZM20 143L22 144L23 141L20 142ZM20 143H19V145H20ZM30 143H31V142H30ZM40 143H39V144H40ZM59 143H60V142H59ZM64 143H65L64 145H66V142H64ZM67 143H68V142H67ZM77 143H78V142H77ZM90 143H91V142H90ZM92 143H93V142H92ZM96 143H97V142H96ZM96 143H95V144H96ZM110 143H111V141H110ZM117 143H116V144H117ZM144 143H145V142H144ZM144 143L142 142L143 145H144ZM150 143H151V141H150ZM153 143H154V142H153ZM155 143H154V145L150 146L149 143H148V141H147V143H145V145L148 144V145L150 146V148L152 147V148H151L152 151H154V150H155V149H154V147H155ZM175 143H177V144L175 145ZM231 143H233V148H232V149H227V148H231V147H232V146H230ZM236 143H237V144H236ZM255 143H256V142H255ZM2 144H3V143H2ZM39 144L37 143L38 146H40ZM42 144H44V147H45V148H48V149H49L48 146H50V143H49L48 146L46 145L45 142L42 143ZM47 144H48V143H47ZM56 144H57V142H56ZM62 144H63V143H62ZM62 144L60 145L61 148H62V146H63ZM69 144H70V142H69ZM69 144H68V145H69ZM87 144H88V145H86V147H88V146L91 147V145H92V144L90 145L89 143H87ZM108 144H109V142H108ZM124 144H125V143H124ZM124 144H122L123 147H124L125 145L130 144V142H128V144H127V143H126L125 145H124ZM136 144H137V143H136ZM138 144H139V143H138ZM140 144H141V143H140ZM142 144H141V145H142ZM203 144H204V145H203ZM261 144H262L263 146H262ZM45 145H46L47 147H46ZM53 145H54V144H53ZM57 145H58V144H57ZM57 145H56V146H57ZM68 145H67V147H64V148H63V149H65L64 152H66V150H67V154L70 153V152H69L70 148H68ZM71 145H72V144H71ZM74 145H75V142H74ZM80 145H81V144H79V145H77V146L79 147ZM82 145H83V144H82ZM130 145H131V144H130ZM148 145L146 146L147 148L149 147ZM179 145H180V147L183 146V142H182V144L180 143ZM197 145H196V146H197ZM234 145H235V146H234ZM237 145H239V146H238L239 148L237 147ZM246 145H247V146H246ZM260 145H261L262 147H260ZM27 146H28V145H27ZM32 146H33V145H32ZM34 146H35V144H34ZM54 146H55V145H54ZM77 146H76V147H77ZM110 146H111V144H110ZM113 146H114V144H113ZM113 146H112V147H113ZM138 146H139V145H137V147H136V145H135V146H132V147H131V146H127V147H128L127 149H130V147H131V150H132L133 147H134V148L136 147L137 150H139V149H138ZM190 146H189V148H191ZM192 146H194V145H192ZM206 146H208V147H206ZM214 146H215V145H214ZM217 146H218V144H217ZM219 146H220V144H219ZM243 146H244V145H243ZM245 146L247 147V150H250V149L252 150L251 147H250V149H248V148H249V147H248V144L245 143ZM245 146H244V147H245ZM13 147H14V146H13ZM15 147H16V146H15ZM58 147H59V146H58ZM58 147H57V148H58ZM78 147H77V148H78ZM97 147H99V145H98ZM102 147H103V146H102ZM114 147H115V146H114ZM142 147H143V146H142ZM144 147H145V146H144ZM144 147H143V149H144ZM234 147H235V148H234ZM244 147H243V148H244ZM259 147H260V148H259ZM7 148H9V147H7ZM24 148H25V147H24ZM28 148H30V147H28ZM28 148H26V149H28ZM31 148H33V147H31ZM50 148H51V147H50ZM52 148H53V147H52ZM54 148L56 149V147H54ZM54 148H53V149H54ZM59 148H60V147H59ZM59 148H58V152H59V150H61V148H60V149H59ZM83 148L86 149L85 146H83ZM83 148H82V149H83ZM93 148H94V145H93ZM107 148H108L109 150H111L109 147H107ZM107 148H106V147H103V148H102V149H103V152H104V149L106 150ZM124 148H126V146H125ZM124 148H123V149H124ZM139 148H141V147L139 146ZM156 148H158V145H157ZM171 148H172L173 150H172ZM178 148H179V146H178ZM187 148H188V147H187ZM187 148H185V150H188V149H189V148H188V149H187ZM193 148H194V147H193ZM217 148L214 147V149H216V150H217ZM236 148H237L238 150H239V149H240V150L237 151ZM243 148H242V149H243ZM0 149H1V148H0ZM16 149H17V148H16ZM26 149H25V150H26ZM37 149H41V148H37ZM53 149H50V154H51V152L53 151ZM63 149H62V150H63ZM68 149H69V150H68ZM72 149H73V148H72ZM121 149H122V148H121ZM141 149H142V148H141ZM148 149H149V148H148ZM181 149H182V147H181ZM181 149H180V150H181ZM199 149H200V148H199ZM199 149H198V151H199ZM202 149H203V148H201L200 151H203ZM221 149H223V150H221ZM235 149H236V150H235ZM257 149H258V151H257ZM25 150H24V151H25ZM30 150H32V149H30ZM51 150H52V151H51ZM56 150H57V149H56ZM62 150H61V153H60V154H63ZM75 150H76V149H75ZM89 150L91 151V148H89ZM94 150H95V149H94ZM94 150H93V152H95ZM98 150L100 151L101 148H100V149L98 148L96 151H98ZM112 150H113V149H112ZM119 150H120V149H119ZM119 150H118V148H117V151L115 152V148H114V153H117L116 155H117L118 158H117V157H116V158L118 159V161L122 160L121 157L123 156V153H126V152L118 153V152H120ZM125 150H126V149H125ZM125 150H123V151H125ZM189 150L191 151V149H189ZM205 150H204V151H205ZM227 150H228V152H227ZM230 150L233 151L234 153H233V152H230ZM255 150H256V151H255ZM261 150H262V151H261ZM6 151H7V150H6ZM10 151H11V150H10ZM10 151H9V152H10ZM35 151H37V150H35ZM54 151H55V150H54ZM71 151H72V150H71ZM77 151H78V149L76 150V152H77ZM80 151H81V150H80ZM80 151H79V152H80ZM86 151H88V150H85V152H86ZM90 151H89V152H90ZM99 151H98V152H99ZM101 151H102V150H101ZM106 151H108V150H106ZM106 151H105L104 153H108V152H109V153H112V152H110V151H108V152H106ZM121 151H122V150H121ZM126 151H128V150H126ZM146 151H147V150H146ZM152 151H149V153H148V152H144V153H142V156L140 155V157H143V156L145 155V153H146V154L148 153V155L150 154V155H152V156H153V155L155 156L156 153H155V152H152ZM155 151H156V150H155ZM170 151H172V152H170ZM182 151H183V150H182ZM190 151H189V152L186 151V153H187L188 155H190V154H191ZM204 151H203V152H204ZM26 152H27V151H26ZM38 152H39V151H38ZM41 152H42V151H41ZM41 152H39V153H41ZM43 152H44V151H43ZM79 152H78V154H79ZM81 152H82V151H81ZM83 152H84V150H83ZM103 152H102V156H103ZM150 152H152L153 154L150 153ZM178 152H179V150H178ZM183 152H185V151H183ZM213 152H215V151L213 150ZM235 152H236V153H235ZM240 152H241V153H240ZM258 152H259V153H258ZM27 153H29V152H27ZM54 153H55V152H53L52 155H53V156L55 155V156H54V159H55V158H56V154H54ZM109 153H108V154H109ZM127 153H128V152H127ZM127 153H126V154H127ZM137 153H138V152H137ZM139 153H140V151H139ZM139 153H138V154H139ZM167 153H166V154H167ZM171 153H172V154H171ZM186 153H185V154H186ZM192 153L194 154V150H193ZM195 153H196V150H195ZM200 153H201V152H200ZM200 153H199V154H200ZM216 153H217V152H216ZM238 153H239V154H238ZM245 153H246V152H245ZM247 153H248V152H247ZM250 153L252 154V152H250ZM7 154H8V153H7ZM9 154H10V153H9ZM33 154H34V153H33ZM47 154H48V152H47ZM58 154H59V153H58ZM60 154H59V155H60ZM72 154H74V156H75V152H73ZM78 154H77V155H78ZM96 154L99 155V153H96ZM108 154H107V155H108ZM118 154H119V155H118ZM120 154H121V155H120ZM133 154H134V153H133ZM133 154H132V156H133ZM140 154H141V153H140ZM163 154H164V153H163ZM168 154H167V155H168ZM183 154H184V153H182V155H183ZM185 154H184V155H185ZM196 154H197V153H196ZM209 154H210V153H209ZM229 154H230V156L228 157ZM237 154H238V156H237ZM24 155H26L25 152H24L23 156H24ZM37 155H38V154H37ZM44 155H45V156L42 155L43 158L46 157V153H44ZM52 155H51V157H52ZM64 155H65V154H64ZM86 155H87V153H86ZM97 155H96V156H97ZM107 155L105 154V157L103 156L104 159H105L106 157L108 158L109 155H108V156H107ZM116 155H115V156H116ZM148 155H147V156H144V157H148ZM167 155H166V156H167ZM175 155H176V154H175ZM191 155H192V154H191ZM204 155H205V154H204ZM214 155H216V154L214 153ZM31 156H32V155H31ZM38 156H39L38 159L40 158V160H41V158H42L41 155L39 154ZM48 156H49V155H48ZM61 156H63V155H61ZM61 156H60V157H61ZM68 156H70V154H69ZM71 156H72V155H71ZM81 156H82V154L80 155V157H81ZM102 156H101V157H102ZM110 156H111V155H110ZM110 156H109L108 159H110ZM113 156H114V155H113ZM115 156H114V157H115ZM119 156H120L121 159L119 158ZM126 156L128 157V154H127ZM136 156H137V155H136ZM169 156H168V158H169ZM173 156H174V155H173ZM173 156H171V157H173ZM180 156H181V155H180ZM185 156H186V155H185ZM195 156H196V155H194L193 157H195ZM217 156H218V155H217ZM225 156H227L226 159H225ZM1 157H2V156H1ZM10 157H11V156H10ZM20 157H21L20 159L23 158V157L21 156V154H20ZM32 157H33V156H32ZM51 157H50V158H51ZM64 157H65V156H64ZM75 157H76V156H75ZM82 157L84 158V156H82ZM99 157H100V156H99ZM114 157H113V159H114ZM127 157H126V158H127ZM137 157H138V159H139V156H137ZM144 157H143L142 159H145ZM157 157H158V156H157ZM163 157H164V156H163ZM171 157H170V158H171ZM201 157H202V156H199V158H201ZM204 157H205V156H204ZM206 157H207V158H208V157L210 158L211 156H208V154H207ZM245 157L247 158V157H250V156L245 155ZM25 158H26V157H25ZM25 158H24V160H25ZM29 158H30V157H29ZM29 158H28V160H29ZM43 158H42V160H43ZM57 158H58V157H57ZM57 158H56V159H57ZM85 158H86V157H85ZM124 158H125V157H124ZM149 158H150V156H149ZM149 158H148V160H150V161H155L154 159L151 160L152 158H151V159H149ZM153 158H154V157H153ZM155 158H156V157H155ZM158 158H160V157H158ZM161 158H162V156H161ZM161 158H160V159H161ZM175 158H177V157H175ZM181 158H182V157H181ZM186 158H188V157H186ZM186 158H185V159H186ZM195 158H197V156H196ZM239 158H240V157H239ZM243 158H244V157H243ZM7 159H8V157H7ZM7 159H6V160H7ZM9 159H10V158H9ZM9 159H8V160H9ZM30 159H31V158H30ZM35 159H36V158H35ZM48 159H49V158H47V160H48ZM70 159H71V158H70ZM74 159H76V158H74ZM80 159H81V158H80ZM99 159H100V158H98V160H99ZM119 159H120V160H119ZM138 159H137V160H138ZM166 159H167V157H166ZM172 159H173V158H172ZM183 159H184V158H183ZM205 159H206V158H204V161H205ZM227 159H228L229 161H228ZM234 159H236V160H234ZM251 159H252V158H251ZM22 160H23V159H22ZM26 160H27V159H26ZM28 160H27V161H28ZM50 160L52 161L53 159H50ZM65 160H66V157H65V159H64V162H65ZM72 160H73V158H72ZM93 160H94V159H93ZM100 160H101V159H100ZM111 160H112V158L110 159V161H111ZM126 160H128V158H127ZM129 160H132V159H129ZM146 160H147V159H146ZM148 160H147V161H148ZM157 160H159V159H157ZM157 160H156V161H157ZM162 160H163V159H162ZM168 160L171 161V159H168ZM173 160H174V159H173ZM192 160H193V159H192ZM208 160H209V159H208ZM225 160H227L228 162L225 161ZM243 160H244V159H243ZM246 160H247V159H246ZM263 160H264V159H263ZM263 160H262V161H263ZM17 161H18V160H17ZM27 161H26V162H27ZM33 161H34V159L32 160V162H33ZM56 161H57V160H56ZM56 161H55V162H56ZM67 161H68V160H67ZM74 161H75V160H74ZM76 161H77V160H76ZM78 161H79V159H78ZM80 161H81V160H80ZM101 161H102V160H101ZM115 161H116V160H115ZM138 161H139V160H138ZM142 161H143V160H142ZM150 161H149V162H150ZM156 161H155V162H156ZM159 161H161V160H159ZM163 161H166V160H163ZM176 161H177V160H176ZM199 161H200V160H199ZM201 161H203V159H202ZM201 161H200V162H201ZM212 161H213V160H212ZM218 161H219V158H218ZM224 161H225L226 163H224ZM244 161H245V160H244ZM249 161H250V160H249ZM21 162H23V161H21ZM21 162H19V164H21ZM39 162H40V165H41L42 163L44 164V165H43V164L41 165V167L43 168V166H45V163H44V162H41V161H39ZM45 162H47V161L45 160ZM48 162H49V160H48ZM48 162H47V163H48ZM58 162H59V161H58ZM64 162H63V163H64ZM88 162H90V161H88ZM91 162H92V161H91ZM91 162H90V163H91ZM95 162L97 163L96 160H95ZM98 162H99V161H98ZM103 162H105L106 165L109 164V161H107L106 159H105V161H103ZM107 162H108V163H107ZM122 162H126V161H122ZM129 162H130V161H129ZM132 162H133V161H131V162H130V165L128 166V167L130 168V169H129V173H130L131 171L133 172V171L135 170V166H134V169H132V167H131V163H132ZM166 162H167V161H166ZM184 162H185V161H184ZM184 162H183V163H184ZM188 162H191V164H194V161H188ZM197 162H198V159H197ZM197 162H196V165H199L200 163L197 164ZM209 162H210V160L208 161V163L205 162V163H206V166L209 164ZM237 162H238V163H237ZM258 162H259L260 164L263 163V166H262V164H261V165H258ZM9 163H10V160H9ZM30 163H31V161H30ZM47 163H46V165H47ZM52 163H53V162H52ZM52 163H51V164H52ZM70 163H72V162H70ZM84 163H85V162H84ZM93 163H94V162H93ZM105 163H104V164H105ZM126 163H127V162H126ZM126 163H125V165L122 167V169H124V168L127 169V167H125V166H126ZM144 163H145V162H144ZM146 163H147V162H146ZM146 163H145V164H146ZM153 163H154V162H153ZM153 163H152V164H153ZM161 163H162V162H161ZM167 163H169V162H167ZM179 163H180V161H179ZM223 163H224V165L226 164L227 166H226V165L224 166ZM227 163H228V164H227ZM231 163H232V162H231ZM231 163H230V164H231ZM241 163H242V162H241ZM245 163H246V161H245ZM16 164L19 165L18 162H16ZM16 164H15V165H16ZM34 164L36 165L37 163L34 162ZM51 164H50V165H51ZM56 164H57V163H56ZM56 164H52V165L55 166ZM59 164H62V157H61V162H60ZM73 164H74V163H73ZM88 164H89V163H88ZM88 164H85V165H88ZM97 164H98V163H97ZM104 164H103V165H104ZM111 164H113V162H110V164H109L108 166H105V167H107V168L109 169V167H110ZM145 164H144V165H145ZM148 164H149V165H147V166H150V163H148ZM177 164H178V163H177ZM185 164H186V163H185ZM191 164L188 163L189 166H192ZM201 164H202V163H201ZM201 164H200V165H201ZM216 164H217V163H216ZM232 164H234V163H232ZM232 164H231V166H232ZM13 165H14V163H13ZM15 165H14V166H15ZM35 165H33V167H34ZM40 165H39V166H40ZM48 165H49V164H48ZM48 165H47V166H48ZM67 165H68V164H67ZM69 165H70V164H69ZM69 165H68V166H69ZM75 165H76V164H75ZM79 165H81V164H79ZM82 165H83V163H82ZM92 165H93V164H92ZM98 165H99V164H98ZM122 165H123V164H122ZM136 165H137V164H136ZM154 165L156 166L155 163H154ZM158 165H159V163H158ZM165 165H166V164H165ZM186 165H187V164H186ZM188 165H187V167H186V166H182V167H183V168L186 167V170H187V168H188V170H189L190 167H189ZM196 165H193L192 167H194V166H196ZM209 165H210V164H209ZM212 165H213V164H212ZM217 165H219V164H217ZM243 165H244V164H243ZM245 165H247V164H245ZM250 165H251V164H250ZM22 166H26V165H22ZM31 166H32V165H31ZM31 166H30V167H31ZM47 166H46V167H47ZM64 166H65V165H64ZM73 166H74V165H71V166H69L68 168L73 167ZM76 166H78V165H76ZM83 166H84V165H83ZM88 166L91 167V164L88 165ZM88 166H87V167H88ZM95 166H97V165H95ZM95 166H94V167H95ZM99 166H100V165H99ZM115 166H116V163H115ZM132 166H133V165H132ZM137 166H138V165H137ZM147 166H146L145 170H148V169H149ZM159 166H160V165H159ZM169 166H170V165H169ZM169 166H168V167H169ZM174 166H175V165H174ZM174 166H173V167H174ZM177 166H179V164H178ZM177 166H175L174 169H173L172 166H170V168L172 167V170H175V168H177ZM180 166H181V165H180ZM206 166H205V164H204V166L202 165L203 168H200V169L202 170V169L206 168ZM210 166H211V165H210ZM210 166H209V167H210ZM234 166H233V167H234ZM27 167H28V166H27ZM33 167H32V168H33ZM57 167H60V166H57ZM79 167H80V169L82 168L81 166H79ZM87 167L85 166L86 169H88ZM103 167H104V166H103ZM113 167H114V166H113ZM118 167H119V166H118ZM150 167H151V166H150ZM165 167H166V166H164L163 168H165ZM182 167H180V168H181L182 170H184L183 173L178 171L179 173L177 172V174H180V173H181V174L185 175V174H184L185 169H183ZM218 167H219V166H218ZM237 167H238V166H237ZM237 167H235V168H236L235 172L237 171ZM240 167H242V166L240 165ZM9 168H10V167H9ZM17 168H18V167H17ZM28 168H29V167H28ZM32 168L30 169V171L32 170ZM34 168H35V167H34ZM34 168H33V169H34ZM39 168H40V167H39ZM48 168L52 169L54 172H55V170H57V169H53V167H52V168H51V167H48ZM48 168H46V169L43 168V170L45 169V171H46V174H45V175H44V173L41 174V173L43 172V170H41V172L39 173V170H40V169L38 170V167H37L36 171H34V172H35L34 174H32V171H31V173H30L29 170H28V174L30 173V175H32L31 177H33L34 175H35L34 177H36V175L41 174V175H39V176H40L39 178H38V177H36V178H38L37 181H38L39 179H40V181H42L41 178H44V176H45V179H46L47 177H50L49 175H47V173H48V172H47ZM60 168H61V167H60ZM60 168H59L58 171L61 172V170H64V168H66V167L62 168L61 170H60ZM95 168H96V167H95ZM95 168H94V169H95ZM97 168H98V166H97ZM100 168H102V165H101V167H99V169H100ZM107 168H106V170H107ZM111 168H112V167H111ZM114 168H115V169H114L115 171H116V169L119 170V168H116V167H114ZM142 168H143V167H142ZM153 168H154V166L152 167L151 171L154 172V170L156 169V171H157V169H158L159 167L157 166V168H154V170H153ZM160 168H162V167H160ZM160 168H159V169H160ZM166 168H167V167H166ZM195 168H196V167H195ZM230 168H231V167L229 166V169H228L229 171H230ZM14 169H15V168H14ZM24 169L27 170V168H24ZM72 169H73V168H72ZM72 169H71V170H72ZM86 169H85V170H86ZM99 169H98V170H99ZM112 169H113V168H112ZM112 169H111V170H112ZM131 169H132V170H131ZM138 169H139V167H138ZM138 169H137V170H138ZM177 169H179V168H177ZM177 169H176V171H177ZM181 169H180V170H181ZM211 169H212V168H209V169H207V170L204 169V171H206V173H207L208 175L211 174V177H212V176L215 175V173L213 172V169H212V171H211ZM221 169L223 170V168L221 167V168H219L220 172L218 171V173H220V174H222V170H221ZM241 169H242V168H241ZM243 169H245V167H244ZM243 169H242V170H243ZM248 169H249V168H248ZM248 169H247V170H248ZM7 170H8V169H7ZM16 170H18V169H16ZM52 170H51V171H52ZM65 170H66V169H65ZM68 170H69V169H68ZM68 170H67V171H68ZM82 170H83V169H82ZM82 170H81V171H82ZM96 170H97V169H96ZM96 170H95V171H96ZM103 170H104L103 173L105 174V177L108 175L107 172L111 171V170H109V171L107 170V172H105V169L102 168V171H103ZM120 170H121V169H120ZM120 170H119V171H120ZM130 170H131V171H130ZM137 170H136V172H137ZM143 170H144V168H143ZM143 170L140 169V170H138V171H140V173L143 172V176L146 177L144 174H145V173L147 174V171L145 172V171H143ZM161 170H162V169H161ZM188 170H187V171H188ZM190 170H195V169H194V168H193V169L190 168ZM190 170H189V171H190ZM217 170H218V169H217ZM231 170H232V169H231ZM259 170H260V172H259ZM18 171H19V170H18ZM45 171H44V172H45ZM48 171H49V170H48ZM53 171H52V173H53ZM69 171H70V170H69ZM77 171H78V170H77ZM89 171L91 172V171H93V170H92V169H89ZM95 171H93V173H95ZM102 171H101V172H102ZM112 171H113V170H112ZM119 171H117V172H119ZM121 171H122V172H121ZM121 171H120V173H121V175L123 176L124 171H123V170H121ZM141 171H142V172H141ZM156 171H155V172H156ZM189 171H188V172H189ZM198 171H199V170L197 169V172H198ZM202 171H203V170H202ZM208 171L212 172L213 174L210 173V172L208 173ZM224 171H225V170H223V172H224ZM10 172H11V171H10ZM25 172H26V171H24V175L26 176V173H25ZM72 172H75V171L72 170ZM82 172H83V171H82ZM84 172H86V171H84ZM87 172H88V171H87ZM90 172H89V175H92V172H91V173H90ZM97 172H98V171H97ZM99 172H100V170H99ZM157 172H158V171H157ZM160 172H161V171H159V173H160ZM173 172H174V171H173ZM191 172H192V171H190V173H191ZM233 172H234V170H233ZM250 172H248V174H249ZM13 173H14V172H13ZM15 173H16V172H15ZM38 173H39V174H38ZM52 173H51V174H52ZM76 173H77V172H76ZM103 173H101V175H102ZM111 173H114V174H115L114 171L111 172ZM120 173H119V175H120ZM127 173H128V170L125 171V175H126ZM129 173H128V175H129ZM133 173H134V172H133ZM149 173H150V172H149ZM174 173H175V172H174ZM206 173L204 174V172H203V174L207 176ZM55 174H56V175H55ZM63 174H64V172L62 173V175H63ZM66 174H67V173H66ZM68 174H69V173H68ZM78 174H79V172H78ZM80 174H81V173H80ZM82 174L84 175V173H82ZM104 174H103V175H104ZM106 174H107V175H106ZM114 174H113V175H114ZM131 174H132V173H131ZM131 174H130V175H131ZM137 174H138V173H134V174H133V175H134V178H135L136 176H137V177L140 176V175H137ZM150 174H151V173H150ZM150 174H149V175H150ZM152 174H153V173H152ZM162 174H163V172H162ZM191 174H193V173H191ZM196 174H198V173H195L194 176H193V175H190V176H188V177L190 178V177L192 176V177L194 178V177L197 176V178H199L198 175H196ZM216 174H217V173H216ZM231 174H232V173H231ZM234 174H235V173H234ZM7 175H10V174H7ZM12 175H13V174H12ZM22 175H23V172H22ZM24 175H23V176H24ZM42 175H43V176H42ZM46 175H47V177H46ZM53 175L57 176V172H56V173H53ZM62 175H60V176L62 177ZM76 175H77V174H76ZM95 175H96V174H95ZM119 175H118V176H119ZM130 175H129V176H130ZM183 175H182V176H183ZM204 175H203V176H204ZM228 175H229V174H228ZM228 175H227V176H228ZM232 175H233V174H232ZM4 176H6V175H4ZM28 176H29V175H28ZM51 176H52V175H51ZM87 176H88V175H87ZM97 176L99 177V173H98ZM108 176H109V175H108ZM114 176L116 177V178H115V177H114V178L116 179L117 182L113 179V176H109L108 179L110 180L111 177H112L113 180H112V179H111V180L113 181V183H111L112 181H110V183H109V181L107 180L108 183L105 181V182H103V185L105 186V183H106V184H107V187H108L109 185H110V186L114 185V182H115V183H118V182H120V181L122 182L123 178L118 177V176H117V173H116ZM129 176L126 175V176H123V177H124V179L126 180V177L128 178ZM150 176H152V175H150ZM153 176H155V174H154ZM164 176L166 177V175H164ZM164 176H163V178H165ZM179 176L182 177L181 175H179ZM199 176H200V175H199ZM203 176H202V179L204 178ZM206 176H205V178H207V179L210 178V175H209L208 177H206ZM216 176H217V177H216ZM216 176H215L216 181L218 180V182H219V178H218L219 174L216 175ZM221 176H223V175H220V177H221ZM6 177H7V176H6ZM9 177H10V176H9ZM11 177H12V176H11ZM14 177H15V176H14ZM18 177H19V176H18ZM26 177H27V176H26ZM26 177H24V178H26ZM31 177L29 176L28 178H31ZM61 177H60V179H61V181H62L63 179H62ZM101 177H102V176H101ZM137 177H136V178H137ZM147 177H148V176H147ZM155 177H156V176H155ZM174 177H177V176L175 175ZM186 177H187V176H186ZM186 177L184 178V180H185V179L188 180V178H186ZM235 177H236V176H235ZM16 178H17V176H16ZM21 178H22V177H21ZM24 178H23V179H24ZM36 178H35V180H36ZM50 178H51V180H52V178H54V177L52 176V177H50ZM55 178H57V177H55ZM63 178H64V177H63ZM132 178H133V177H132ZM132 178H131V179H132ZM134 178H133V179H134ZM141 178H143V177H140V179H141ZM153 178H154V177H153ZM161 178H162V177H161ZM177 178H178V177H177ZM193 178H191V179H193ZM197 178H195V179H197ZM205 178H204V180H205ZM213 178H214V177H213ZM215 178H214V179H215ZM229 178L231 179L232 177H229ZM229 178H228V179H223V180H228V181H230ZM249 178H250V177H249ZM251 178H252V177H251ZM14 179H15V178H14ZM17 179H18V178H17ZM23 179L21 180L22 182L20 181L21 183H24V182H23V181H24ZM31 179H33V181L30 180V179H29V180H30V182H32L33 184H32V183H29V187H30V184H32L33 186H36V185H34V183H36L35 180H34V178H31ZM45 179H44V181H45ZM119 179H121V180L119 181ZM128 179H129V178H128ZM133 179H132V180H133ZM147 179H149V177H148ZM159 179H160V178L158 177V179H157L158 181L163 180V181H161L162 183H164L165 181H167V180H165V179H161V180H159ZM167 179H168V178H167ZM174 179H175V178H174ZM174 179H172V180H174ZM180 179H181V180H180ZM191 179H190V180H191ZM195 179H193V181H194V182H197V181L200 180L201 178H200V179H197V181H196ZM202 179L199 181V182L201 183V185H202V183H206L205 181H202ZM207 179H206V181H207ZM234 179H235V178L233 177L232 180H234ZM15 180H16V179H15ZM46 180H48V179H46ZM102 180H103V179H102ZM102 180H101V181H102ZM104 180H106V178H105ZM104 180H103V181H104ZM125 180H123V183L128 182L127 180H126V181H125ZM149 180H150V179H149ZM151 180H152V178H151ZM155 180H156V179H155ZM157 180H156V181H157ZM164 180H165V181H164ZM187 180H185V181H187ZM190 180H188V183L190 182ZM232 180H231V181H232ZM235 180H236V182H237L238 180H239L240 182H242V181L240 180L239 177H238V180H237V179H235ZM235 180H234V182H235ZM44 181H42V183H43ZM58 181H60V180H58ZM124 181H125V182H124ZM129 181H130V180H129ZM137 181H138V180H137ZM137 181L134 180L135 183H137ZM156 181H154V182H156ZM180 181H182V178H179V182H180ZM193 181H191L192 186H193V187H196L195 189H201L202 186H201V185H199L200 187L197 186V184L194 183ZM209 181H210V182L212 181L211 178L209 179ZM231 181H230V182H231ZM250 181H251V180H250ZM10 182H11V179H10ZM48 182H50V181H48ZM48 182H47V184H48ZM62 182H63V181H62ZM121 182H120V183H121ZM171 182H176V180L171 181ZM199 182H198V183H199ZM234 182H233L234 185H232V182H231V184L228 183V184L225 185L224 183H226V182L224 181V183H223V181H222L223 186L225 185V187H226V186L230 185V188L227 189V190L224 189V191L222 192V190H223V189H222L223 186H221L222 188L219 187V188L221 189V196H222V197H221V198H217V196H215V197H216V200L213 199V203H215L214 201L217 202L218 199H219V200L222 199V200H221L222 202H220V201L218 200V202L220 203V206H218V205H219L218 202L216 203L217 205H216V204H211V202H212L211 200H206V199L203 200V198H202L203 202H202V205L199 207L200 210L195 211V210H194L195 207H193L194 204H192L193 201L191 202V201H189V199L187 200L186 197H185V199L187 200V202H186V203H187L186 208L181 209V208H180L181 205H179V206H180V207H179L180 209H179L178 207H176V206H177L176 203L178 202V199H179V198L177 199L178 196H175L176 198H175L174 200H172L173 202H175V207H174V203H173V202H172V204L169 203V204H171V206H173L172 209H170V207L167 208V206L164 207V208L166 209V211H167L168 209L172 210V211L169 210L171 214H169V212H167L168 214H166V216L168 215L167 217H169V219L172 220V223H171V221H170V223L167 221V219H166L167 217H166V216H162L163 218L166 217V218H164V219L162 218L164 221L161 219V216H160L161 214L159 215L158 213H159V212L161 213L160 208H161L162 206H161V203H160L158 200H156V202L158 201V202H159L158 204H160V205H157V204L155 205V203H154L155 207L157 206V207L159 208V206H160V208L158 209V211H157L155 208H152V206H148V209L151 208L150 210H152V211H150L149 214H151V215H149V216L152 217V218L154 219V215H153V214L155 213V216H156L155 219H157V220L154 221L152 218H150V217L148 216V217H147L148 219L146 218V220H148V221L150 220V221L147 222V224L149 223L147 228H146V221L143 220V222H142V223H145V228H143V229H145L146 231H144V232H145L144 236H143V234H141V238H140V239H142L141 241H144V240H145V243H146V244L144 243V245H141V247H143V246L146 245L144 248H146V249L148 250V252H147V250L143 249V252H141V253H142L141 256L144 257V256L146 255L145 252L148 253L147 255H150V256H151L152 253L150 254V251H153V250L155 251L154 254L156 255V254H157V253H156V250H157V249L159 250V248H160V250L167 249L166 247L169 246V245H164L165 248H162V246H163L162 243L164 244V242L166 241V243L168 244V241H169V240H167V239H171V240L174 239V240H175V239L178 238V237H174V236H175V233H177V231H174V229H173L176 223H177L178 225L176 224L175 228H176V230L178 229V231L180 232L179 226H181L182 224H183V225L186 224L188 219L190 220V221H189L190 224H191V220H192V222H193L195 219H199V220H201L200 223H202V222H203V221H202L203 219H205V218H206V220H207V218L211 219L210 217H212L214 214L220 212V214H219L220 217L218 216L219 218L217 217V220L214 219V218H216V215H215V217L213 216V218H212L214 221H212V219H211L209 223H206V222H205V225H201V226L204 227V228L202 227L203 230H204V231L202 230V236H203V235L205 236V234H206L205 232H207L208 230L210 231L209 233L213 232V236H210L211 238H208V239H206V240L204 239V242L202 241V243H199L200 239H199V241H198V238H197V242L200 244V246L197 247L196 249H194V250L192 251V253L188 255V257L185 256V257H186V258L184 257V258H185V259H184L185 261H184L183 263H181V264H264V203L262 202V201H264V197L262 196V195H264V192H262V193H263V194H262L260 191L257 192L258 189L256 190V193H257V196H258V197L256 196V199H257V198H261V197H259V196H260V194H262V195H261V196H262V200H261V199H260L261 201H260V200H259V201L256 200V202L258 201V202H260V203L257 202L256 204H253V202H249V201H248L249 203L245 202V203H242L241 205H237V204H236L237 206H235V202L237 203V200H239L240 195H241V194H240V191H241V190H240V191H238V190H239L241 187H242V188L244 187V186H243L244 183L242 182V184H243V185H242V184L239 182L240 185H242V186L239 187V189H238V186H239V185H238V186L236 185V184H238V183L235 182V183H236V184H235ZM37 183H38V182H37ZM45 183H46V182H45ZM45 183H43V185H44ZM56 183H59V184H60L61 182H54V181H53L54 188H55V186H56ZM120 183H119V185L117 184V187H115L116 184L114 185V187L117 188V191H119V190L121 189V187L119 188V186H120V185H123L122 183H121V184H120ZM132 183H133V182H131V183L129 184V182H128L129 186H131ZM139 183H140V181H138L137 185H138V187H141V186H139V185H140ZM152 183H153V182H152ZM166 183H167V182H165L164 185H166ZM176 183H177V182H176ZM186 183H187V182H186ZM186 183H185V188H184V189H186L185 192H186L187 190L193 188V187H190L191 184H189V187H187ZM211 183H213V182H211ZM215 183H217V182L214 181V184H213L214 187H212V186L210 185V187L214 188V190L218 187V186H217L218 183H217L216 185H215ZM11 184H12V183H11ZM11 184H10V185H11ZM24 184H25V183H24ZM51 184H52V183H51ZM59 184H57L56 190H57ZM88 184H89V183H88ZM108 184H109V185H108ZM111 184H112V185H111ZM169 184H170V182L168 183V185H169ZM10 185H8V186H10ZM25 185H27V184H25ZM25 185H24V186H25ZM60 185H61V184H60ZM62 185H63V183H62ZM99 185H100V184H99ZM103 185H101V188L103 187ZM137 185H132L133 187H131V190H132V188H134V186L137 187ZM152 185H153V184H152ZM152 185L150 184V187H151V188H152ZM160 185H161V187L163 186L162 184H160ZM195 185H196V186H195ZM206 185H207V184H203V188H204V190L202 191V189H203V188H202V189H201L202 192H204L205 190H206V191H212V190H213V189L210 190L211 188H209V190H207V189H208V188H207L208 185H207V186H206ZM15 186H16V185H15ZM15 186H13V187H15ZM40 186H41V185H40ZM50 186H51V185H50ZM65 186H67V185H65ZM110 186H109V187H110ZM125 186H126V185H125ZM155 186H156V185H154L153 187H155ZM166 186H167V185H166ZM175 186H176V184H175ZM182 186H184V184H183ZM205 186H206V187H205ZM215 186H217V187L215 188ZM255 186H256V187H255ZM41 187H43V186H41ZM52 187H53V186H52ZM99 187H100V186H99ZM107 187H106V188H107ZM109 187H108L106 190L111 189V188H109ZM112 187H113V186H112ZM114 187H113L112 189H115ZM180 187H181V186H180ZM198 187H199V188H198ZM262 187H263V188H262ZM15 188L17 189V192L20 191V190L17 188V186H16ZM15 188H13V189H15ZM25 188H26V187H25ZM30 188L33 189L32 186H31ZM30 188L27 187L28 191H27V190H26V191H27V193L32 191L31 196H33V198H31V196H29V194H27L26 192H22V191H20L21 195H23L22 193H24V196L19 195V198L23 197V200L21 199V201H23V203H24V201H27V200H29L28 202H30V199H31V201L33 200V202H30V203H33V204H34V198H35L36 195L33 194L34 191H33L32 189H30ZM35 188H36V187H35ZM43 188H44V187H43ZM48 188H49V186H48ZM48 188H46L45 190H47ZM59 188H60V187H59ZM59 188H58V189H59ZM155 188H156V187H155ZM163 188H165V187H163ZM175 188H176V187H175ZM181 188H182V187H181ZM187 188H188V189H187ZM242 188H241V189H242ZM244 188H245V187H244ZM244 188H243V189H244ZM6 189H7V188H6ZM16 189H15V190H16ZM29 189H30V190H29ZM37 189L39 190L40 188H37ZM41 189H42V188H41ZM51 189L53 190V188H51ZM61 189H62V187L60 188V190H61ZM98 189H99V188H98ZM112 189H111V192H109L110 194H111V193H115V191L112 192ZM118 189H119V190H118ZM138 189H139V188H138ZM166 189H167V188H166ZM220 189H219V190H220ZM243 189H242V190H243ZM255 189H254V190H255ZM11 190H12V187H11ZM15 190H14V192L16 193ZM18 190H19V191H18ZM21 190H22V188H21ZM63 190H64V187H63L62 191H63ZM92 190H93V189H92ZM100 190H101V189H100ZM100 190H97V189H96V191L101 192ZM102 190H103V188H102ZM115 190H116V189H115ZM129 190H130V189H129ZM131 190H130L129 192H131ZM136 190H137V189H136ZM141 190H142V189H140V191H141ZM152 190H156V189H152ZM159 190H160V189H158L157 191H159ZM162 190H163V189H162ZM174 190H175V189H174ZM174 190H173V192H175ZM214 190H213V191H214ZM254 190H253V192H254ZM0 191H1V189H0ZM39 191H41V190H39ZM39 191H38V192H39ZM47 191H49V190H47ZM50 191H51V190H50ZM93 191H94V190H93ZM109 191H110V190H109ZM127 191H128V190H127ZM127 191H121V190H120L119 192H117V193H121L120 196H118L119 194L117 195V193H116V195L114 194L115 196L112 195V196H113V199L117 196V197H118L117 201H118V200H122V199H121V196H123L125 193H126V194H125V196H123V197L126 199V197L128 196V195H127ZM134 191H135V190H134ZM142 191H143V190H142ZM164 191H165V190H164ZM171 191H172V190H171ZM180 191H181V190H180ZM182 191H183V190H182ZM190 191H191V190H190ZM195 191H196V190H195ZM213 191H212V192H213ZM215 191H216V190H215ZM215 191H214V192H215ZM237 191H238V192H237ZM244 191H245V190H244ZM12 192H13V191H12ZM14 192H13L12 194H14ZM38 192H37V193H38ZM54 192H55V189H54ZM85 192H86V191H85ZM94 192H95V191H94ZM153 192H154V191H153ZM173 192H171V193H173ZM183 192H184V191H183ZM192 192H194V190H192ZM202 192H200V193H202ZM247 192H246V194H245V192L242 193V194L247 195ZM10 193H11V192H10ZM52 193H53V192H52ZM58 193H59V191H58ZM58 193H57V194H58ZM60 193H61V194L58 195L59 198L62 197V198L65 199L64 196L66 195V197H67V195H68V194H66V192H65V195H64L63 192H60ZM62 193H63V194H62ZM86 193H87V192H86ZM96 193H97V192H96ZM109 193H108V194H109ZM135 193H136V191H135ZM135 193H134V194H135ZM137 193H140V192H137ZM149 193H152V192L149 191ZM149 193L147 192L146 194H145V193H144V194L148 196ZM155 193H156V192H155ZM168 193H170V192L168 191ZM177 193H178V192H177ZM25 194L28 195V197H25V196H26ZM45 194H46V193H45ZM57 194H55V195H57ZM102 194H103V193H102ZM110 194L108 195L109 197H111ZM157 194H159V193H157ZM160 194H162V193H160ZM160 194H159L158 196H156V195H155V196L158 197V198H160L159 196H163V195H160ZM203 194H204V193H203ZM219 194H220V192H219ZM254 194H255V193H254ZM254 194H253V195H254ZM10 195H11V194H10ZM41 195H42V194H41ZM53 195H54V194H53ZM63 195H64V196H63ZM69 195H71V194L69 193ZM95 195H96V194H95ZM105 195H106V194H105ZM105 195H104V200H106V199L109 198L107 195H106V196H107L108 198H106ZM126 195H127V196H126ZM130 195H131V194H130ZM139 195H140V194H139ZM199 195H200V194H199ZM201 195H202V194H201ZM205 195H206V192H205ZM248 195H247V196H248ZM255 195H256V194H255ZM2 196H4V195L2 194ZM15 196H17V193H16ZM20 196H21V197H20ZM38 196H39V195H38ZM42 196H43V195H42ZM93 196H94V195H93ZM147 196H146V197H147ZM168 196H169V195H168ZM249 196H248V199L251 198V197H249ZM13 197H14V195H13ZM44 197H45V196H44ZM78 197H79V196H78ZM78 197H77V199H78ZM94 197H95V196H94ZM98 197H99V196H98ZM128 197H129V196H128ZM140 197H141V198H140ZM143 197H144V196H139L140 199H143ZM146 197H144V199H143L144 201H145V199H147ZM215 197H214V198H215ZM219 197H220V196H219ZM241 197H242V196H241ZM1 198H2V197H1ZM37 198H38V197H37ZM47 198H48V197H47ZM55 198H57V196H55ZM55 198H54V199H55ZM59 198H57V201H59ZM62 198H60V201L58 202V203H61V201H63V202H62L63 204L61 203L62 206H63V205H66V204H67L66 202L69 203V201H71V200L69 199V197H68V199H69L68 201H64V199H62ZM75 198H76V197H75ZM89 198H90V197H89ZM105 198H106V199H105ZM119 198H120V199H119ZM165 198H166V196H165ZM173 198H174V197H173ZM181 198H182V197H181ZM181 198H180V199H181ZM192 198H193V196H192ZM5 199H6V198H5ZM26 199H27V200H26ZM35 199H36V198H35ZM41 199H42V198H41ZM45 199H46V198H45ZM50 199H51V198H50ZM77 199L74 200V198H73V200L76 201V204H75L74 202H73V203H74L75 205L78 206V205H80V204H77V203H80V202L83 201V200H81V197H80V199H78L79 201H78ZM90 199H91V198H90ZM98 199H99V198H98ZM125 199H123V200H125ZM162 199H163V198H162ZM169 199L171 200L172 198L169 197ZM194 199H195V198H193V200H194ZM210 199H211V198H210ZM253 199H254V198H251L252 201H255V200H253ZM8 200H9V199H8ZM8 200H7V201H8ZM13 200H14V199H13ZM38 200H39V199H38ZM38 200H36L35 202L37 203ZM65 200H67V199H65ZM73 200H72V201H73ZM80 200H81V201H80ZM91 200H92V199H91ZM100 200H101V199H100ZM108 200H109V199H108ZM123 200H122V201H123ZM126 200H127V199H126ZM150 200H151V199H150ZM170 200H169V201H170ZM175 200H176V201H175ZM246 200H247V199H246ZM0 201H1V200H0ZM5 201H6V200H5ZM41 201H42V203H43V200H41ZM57 201H56V205H57V206L59 205V206L61 207V204H58ZM85 201H86V200H85ZM85 201H84V202H85ZM110 201H111V200H109V202H110ZM112 201H114L113 203H116V202H117V201H115V199L112 200ZM112 201H111V202H112ZM122 201H120V202H122ZM144 201H143V202H144ZM151 201L153 202L154 199H152ZM223 201H224V202H223ZM241 201H242V199H241ZM244 201H245V197H244ZM19 202H20V200L18 201V203H19ZM28 202H26L25 205L27 206V204H29V206H28V207L30 208L29 211L35 213L36 210H33V209H35L34 207H36V208H38V207H37V206H34L33 209H32V207H31L32 204H30V203H28ZM39 202H40V200H39ZM84 202H82V203H84ZM87 202H89V199H88V201H86L85 204H86V205H87V204H88V205H91V206H90L91 208H92L93 205L96 204V203H95V204H90V203H87ZM90 202H92V201H90ZM95 202H96V201H95ZM97 202L99 203V200H98ZM106 202H107V204H108V201H107V200H106ZM111 202L108 204V206L111 205ZM120 202H118V203H120ZM125 202H126V201H124V204H125ZM139 202H141V200H139ZM161 202L163 203V201H161ZM179 202H180V201H179ZM188 202H191V204L189 203L190 206L188 205ZM239 202H240V201H238V203H239ZM261 202H262V203H261ZM5 203H7V202H5ZM14 203H15V201H14ZM21 203H22V202H21ZM40 203H41V202H40ZM52 203L55 204L54 201H52L51 204H52ZM65 203H66V204H65ZM101 203H102V202H101ZM104 203H105V202H104ZM118 203L115 204V205H116V208L119 206ZM122 203H123V202H122ZM122 203H120V204H122ZM141 203H142V202H141ZM165 203H166V202H165ZM221 203H222V204H221ZM240 203H241V202H240ZM7 204H10V202L7 203ZM38 204H39V203H38ZM44 204H45V203H43V205H44ZM107 204H105V205H107ZM124 204H123V205H124ZM146 204H147V202H146ZM166 204H167V203H166ZM169 204H167V205L169 206ZM177 204H178V203H177ZM183 204H185V203H183ZM183 204H182V205H183ZM0 205L2 206V204H0ZM4 205H5V204H4V200H3V207H6V206H4ZM11 205H12V204H11ZM13 205H14V204H13ZM22 205H23V204H22ZM25 205H24V208H26ZM34 205H35V204H34ZM46 205H48L49 207H51V205H49L48 203H47ZM56 205H55V206H56ZM72 205H73V204H72ZM75 205L73 206L74 208H76ZM83 205H84V204H83ZM83 205H82V206H83ZM88 205H87V207H86L85 205H84V206H85L86 208H88V207H89ZM101 205H102V204H101ZM112 205H114V204H112ZM138 205H140V204H138ZM147 205H148V204H147ZM147 205H144V207L141 208V209H144V210H142L143 212H142L141 209L139 208L138 211H139V212L141 211V212L143 213V214H141V212H140L141 215H146V214L148 213V212H147V213L145 212V214H144V211H149V210H147V209L145 210V206L147 207ZM192 205H193V206H192ZM7 206H8V205H7ZM18 206H19V204H18ZM38 206H39V205H38ZM44 206H45V205H44ZM53 206H54V205H53ZM53 206H52V207H53ZM67 206H68V205H67ZM98 206H99V205H96V206H95L96 208L93 206V208H95V210L98 209V212H99V209H100V208H103V207H100V206L98 207ZM196 206H198V205H196ZM3 207H1V209H2ZM8 207H9V206H8ZM14 207H15V206H14ZM40 207L42 208V205H40ZM46 207H47V206H46ZM52 207L49 208V209L45 208V210L49 211V210L52 209ZM70 207H71V206H70ZM119 207L121 208V206H119ZM119 207H118V208H119ZM140 207H141V206H140ZM21 208H22V206H21ZM21 208H20V209H21ZM63 208H65V206H64ZM68 208H69V207H68ZM71 208H72V207H71ZM74 208H73V209H74ZM82 208H83V207H82ZM91 208H88V209H86V210H90V213H91V211L93 210V209L91 210ZM116 208L114 209L115 211H117V209H118V208H117V209H116ZM162 208H163V207H162ZM164 208H163V209H164ZM175 208H177V209H175ZM191 208H192V209H191ZM17 209H18V208H17ZM20 209H19V210H20ZM26 209H27V208H26ZM39 209H40V208H39ZM53 209H54V208H53ZM58 209H59V208L57 207V210H58ZM153 209H154V210H153ZM165 209H164V210H165ZM178 209H179V210H178ZM190 209H191V210H190ZM2 210H4V213H5V209H2ZM8 210H9V209H8ZM31 210H32V211H31ZM59 210L62 211L61 208H60ZM59 210H58V211H59ZM71 210H72V209H71ZM75 210H78V207H77ZM80 210H81V208H80ZM84 210H85V209H84ZM86 210H85V211H86ZM104 210H105V209H104ZM114 210H113V211H114ZM23 211H24V209H23ZM37 211H38V210H37ZM43 211H44V207H43V209H42V213H43ZM60 211H59V212H60ZM65 211H66V212H65ZM81 211H82V210H81ZM100 211H101V209H100ZM105 211H107V210H105ZM115 211H114V212H115ZM155 211H156V212H155ZM162 211H163V210H162ZM175 211H176V213H175ZM187 211H188V212H187ZM190 211H191L192 213H189ZM194 211H195V212H194ZM27 212H28V209H27ZM38 212H39V211H38ZM45 212H46V211H45ZM50 212L52 213V211H49L48 213H46V215H49V217H52V215L50 214ZM56 212H57V211H56ZM56 212H55V213H56ZM59 212L57 213V216H59L60 214H63L64 217H65V216L67 215V213H68V209H67V208H66V210L63 209L62 213H60V214H59ZM86 212H87V211H86ZM110 212H112V211L110 210ZM177 212H178V213H177ZM183 212L192 215L193 218H195V219H191L192 216H187L188 214L186 215V214H184ZM196 212H197V214H196ZM2 213H3V212H2ZM12 213H14V212H12ZM21 213H22V211H20V214H21ZM55 213H54V215L56 216ZM69 213H70V212H69ZM69 213H68V214H69ZM73 213L76 214V216H78L77 212H74V210H73ZM87 213H89V212H87ZM182 213H183L184 215H183ZM24 214H25V216H23V218H24V217H27V216H26V214H27V213H26V210H25ZM40 214H41V213H40ZM71 214H72V213H71ZM172 214H173V215H172ZM176 214H177V215H176ZM179 214H182V216L179 217V216H178ZM194 214H196V215H200V216H196V215H194ZM205 214L212 215V216L209 217L208 215H205ZM14 215H15V214H14ZM22 215H23V213H22ZM22 215H21V216H22ZM31 215H32V213H31ZM42 215H43V214H42ZM46 215H45V216L43 215V219H44V217H47ZM50 215H51V216H50ZM63 215H60L61 218H60V217H57V216H56V217L59 218L60 221H65V220L69 221L70 218H69V219H65L64 217H63V219H65V220H62V216H63ZM72 215H73V214H72ZM88 215H89V214H88ZM92 215L94 216V213H93V212H92ZM157 215L160 216V219H159V217H157ZM164 215H165V214H164ZM175 215H176V216H175ZM185 215H186L187 218H188V217H191V218H188V219H187V218L185 217V218H186V219H185V218H184ZM29 216H30V214H29V212H28V217H29ZM76 216H75V217H76ZM89 216H90V215H89ZM95 216L98 217V218H97V217H96V218L94 217L95 219H99V220H100V216H101V214L96 213ZM172 216H173L174 218H173ZM195 216H196V217H195ZM3 217H4V216H3ZM7 217H8V216H7ZM10 217H12V216H10ZM16 217H17V216H16ZM28 217H27V219H28ZM30 217H32V216H30ZM30 217H29L28 220L31 219ZM38 217H39V216H38ZM38 217H37V218H38ZM56 217H55L56 220L53 219V221H56V223H57V218H56ZM75 217L73 216V219H74ZM80 217H81V216H80ZM80 217H78V218H80ZM87 217H88V216H87ZM170 217H171L172 219H171ZM177 217H178V218H177ZM181 217H182V219H181ZM197 217H200V218H197ZM18 218H19V217H18ZM40 218H41V217H40ZM40 218H39V219H40ZM53 218H54V217H53ZM66 218H68V217H66ZM83 218H85V217H83ZM94 218H93V219H94ZM140 218H141V216H140ZM142 218H143V217H142ZM142 218H141V219H142ZM202 218H203V219H202ZM12 219H13V218H12ZM14 219L16 220L15 217H14ZM21 219H22V217H21ZM39 219H37L38 221L36 220V222H39ZM43 219H42V221H43L45 224L47 223V222H45V220L49 222V220H48L49 218H48V219L45 218L44 220H43ZM71 219H72V217H71ZM71 219H70V221H71V224H72V225H71V224H69V225H71L72 227L75 228V225H74V224H76V223L74 222V220H75L76 218H75L74 220H71ZM87 219L89 220V217H88ZM87 219H86V220H87ZM93 219H90L89 221L91 222ZM158 219H159V222L157 223L156 221H158ZM165 219H166V220H165ZM169 219H168V220H169ZM175 219H177V221L174 222ZM179 219L184 220V221H181V220H179ZM209 219H208V220H209ZM2 220H3V219H2ZM2 220H1V221H2ZM8 220H9V219H8ZM15 220H13V221L16 223V222H17L18 220H20V219H18V220H16V221H15ZM40 220H41V219H40ZM80 220H82V218H81ZM80 220H79V221H80ZM84 220H85V219H84ZM86 220H85V221H86ZM99 220H96L97 222H96V221H92V222H93V224L95 225L96 223L98 224V222H100ZM152 220H153V221H152ZM161 220H162V221H161ZM178 220H179V221H178ZM206 220H205V221H206ZM208 220H207V222H208ZM1 221H0V222H1ZM3 221H4V220H3ZM3 221L1 222L2 224H1V223H0V224L4 226V224L6 225V223L3 222ZM6 221H7V220H6ZM10 221H11V220H10ZM10 221H9V222H10ZM13 221H12V223H13ZM32 221H33V220H31V222H32ZM42 221H41V222H42ZM50 221H51V218H50ZM70 221H69V222H70ZM72 221H73L74 223H72ZM77 221H78V220H77ZM89 221H88V222H89ZM102 221H103V220H102ZM144 221H145V222H144ZM160 221H161V222H160ZM211 221H212V222H211ZM7 222H8V221H7ZM31 222H30V223H31ZM36 222H34V224H37V225H35V228H36V226L39 225V223L41 224V222H39V223H36ZM43 222H42V223H43ZM80 222H81V221H80ZM92 222H91V224H92ZM105 222H106V221L104 220V223H105ZM162 222H165V223H163V224H164L165 226H167L166 228H165L164 225H163V227H162V225H161ZM166 222H167L169 225L166 224ZM173 222H174L175 224H173ZM189 222H188V225H189ZM12 223H10V224H12ZM15 223H13V224H15ZM18 223H20V222L18 221ZM18 223H17V224H18ZM49 223H50V222H49ZM56 223L54 224V222H52L51 224H53V225L55 226ZM64 223H66V222H64ZM78 223H79V222H78ZM82 223L85 224V222H83V220H82ZM101 223H103V222H101ZM101 223H100V224H101ZM139 223H140V222H139ZM139 223H138V224H139ZM142 223H141V226H142V225L144 226V224H142ZM156 223H157L158 225H156ZM180 223H181V224H180ZM8 224H9V223H8ZM17 224H16V225H17ZM58 224H59V222H58ZM84 224L81 225V226H83V228L86 229V227H84ZM93 224H92V225L89 224V226L92 227V226H94ZM97 224H96L94 227H97ZM107 224H108V222H107ZM159 224H160L161 226H160ZM42 225H43V224H42ZM46 225H47V224H46ZM46 225H44V227H45ZM65 225H66V224H65ZM86 225L88 226L87 223H86ZM86 225H85V226H86ZM104 225H105V224H103L102 226H104ZM111 225H112V224H111ZM111 225H110V226H111ZM191 225H192V224H191ZM198 225H200V224H198ZM10 226H11V225H10ZM10 226H9V227H10ZM33 226H34V225H33ZM50 226H51V227H54V226H52V225H49V229L51 228ZM62 226H63V225H62ZM62 226L60 227V225H59V226L57 225L58 228H59V227L62 228ZM77 226H79V228H81L80 225H77ZM106 226H107V225H106ZM106 226H105V227H106ZM108 226H109V224H108ZM139 226H140V225H139ZM171 226H173V227L171 228ZM177 226H178V228H177ZM186 226H187V225H186ZM194 226H195V225H194ZM194 226H191V227L194 228ZM201 226H200V228H201ZM5 227H6V226H5ZM5 227H4V228H5ZM13 227H16V226L13 225ZM47 227H48V226H47ZM47 227H46V230H47ZM63 227H65V226H63ZM94 227H93V229L96 230V228H94ZM98 227H100V225H98ZM158 227H159L160 229H158ZM168 227H169V228H168ZM187 227H188V226H187ZM1 228L3 229L2 226L0 227V230H2ZM58 228H57V230H55V229H56V226H55V229L53 228V230H54V231H58ZM66 228H67V227H66ZM68 228H69V226H68ZM87 228H88V227H87ZM103 228H104V227H103ZM109 228H110V227H109ZM109 228H107V229H109ZM122 228H124V227H122ZM136 228H137V227H136ZM161 228H164V229H165V230L163 229V231H166V230L169 231V233H170V230H169V229L171 228V233H170V235H172V237H174V238H171V236L168 237V236H167V233H162V232H161V231H162ZM200 228H199V230H200ZM202 228H201V229H202ZM5 229H6V228H5ZM9 229H10V228H9ZM11 229H12V228H11ZM38 229H42V228H38ZM43 229H45V228H43ZM49 229H48V230H49ZM62 229L64 230L65 228H62ZM62 229H61V230H62ZM71 229H72V228H70V231H71V233H73L72 231H74V230L77 229V228H75V229H73V230H71ZM89 229H90V227H89ZM89 229H88V230H89ZM91 229H92V228H91ZM98 229H99V228H98ZM107 229H106V230H107ZM111 229H112V228H111ZM6 230H7V229H6ZM35 230L37 231V228H36ZM46 230H45V232H46ZM50 230H51V229H50ZM61 230H60V232H61ZM80 230H81V229H80ZM88 230H87V231H88ZM124 230H125V229H123V231H124ZM156 230H157V231H156ZM188 230H189V231H188ZM188 230H183V231H185V232L187 231L186 233L188 234V236H187V234H185V232H183V233H184V236L186 235L187 238L190 237V232H191L190 229H188ZM199 230H198V231H199ZM27 231H28V230H27ZM36 231L34 232V228H33V231H32V232L30 231V232H31V233L34 232V234H35V233L37 234L38 232H36ZM40 231H41V230H40ZM81 231H82V230H81ZM83 231H84V230H83ZM112 231H113V230H112ZM158 231H159V233H157ZM167 231H166V232H167ZM193 231H194V230H193ZM65 232L68 233V231H65ZM92 232H93V231H92ZM94 232H95V231H94ZM103 232H104V231H103ZM103 232H100L99 235H103V234H102ZM108 232H110V234L112 235L111 231L108 230ZM138 232H139V231H138ZM172 232H175L174 235L172 234ZM179 232H178V233H179ZM188 232H189V233H188ZM199 232H200V231H199ZM1 233H3V232H1ZM1 233H0V234H1ZM31 233H29V234H31ZM43 233H44V232H43ZM49 233L52 234L51 232H49ZM55 233H57V232H55ZM69 233H70V232H69ZM84 233H85V232H83V234H84ZM106 233H107V232H106ZM106 233H105V234H106ZM118 233H119V232H118ZM156 233H157V235H156ZM160 233H161V234H160ZM178 233L176 234L177 236L179 235ZM192 233H193V232H192ZM196 233H197V231H196ZM203 233H204V234H203ZM3 234H7V233H5V231H4ZM39 234H40V232H39ZM62 234H64V236H65V233H64V232H63ZM79 234H80V235H83L82 233H79ZM79 234H78V237H79V238H78V237L75 238V237H76V236H75L76 234H75L73 239H76V240L78 239L76 243L79 242V244H80V243H82V241L84 242V240H86V239H84V237H85L84 235H83L84 237L82 236V237H83V239H82V238L80 237ZM87 234H88V232L86 233V235H87ZM105 234H104V235H105ZM108 234H109V233H108ZM108 234H107V237L110 235V234H109V235H108ZM164 234H165V235H164ZM180 234H181V236H183L182 233H180ZM25 235L29 236V235L26 233V231H25ZM41 235H42V238H43L44 235H43L42 233H41ZM41 235H39V236L35 235V236H36V239L34 238L35 236H33V235H32V236H33V238H34L35 241H36V240L38 239L37 237H40ZM52 235H53V234H52ZM67 235H69V234H67ZM92 235H93V234H92ZM94 235H95V234H94ZM94 235L92 236V238L94 237ZM97 235H98V234L95 235L96 238L98 237ZM111 235H110V236H111ZM168 235H169V234H168ZM192 235H193V234H192ZM200 235H201V233H200ZM200 235L198 234L197 236L200 237ZM87 236H88V235H87ZM137 236H138V234H137ZM157 236H158V237H157ZM160 236H161V237H160ZM163 236H167L166 238L164 237L166 240L163 239ZM181 236H180V238H181ZM0 237H1V235H0ZM7 237H8V236H7ZM29 237H30V236H29ZM45 237H47V236H45ZM50 237H51V236H50ZM60 237H61V236H60ZM60 237H59V239H60L61 241H59V243L62 242V240H63V239H61L63 236H62L61 238H60ZM65 237H66V236H65ZM71 237H73V235H72ZM123 237H124V236H123ZM123 237H121V238H122V241H123V240H124V241H127V240L123 239ZM143 237H144V239H143ZM191 237H192V236H191ZM191 237H190V238H191ZM193 237H194V236H193ZM208 237H209V236H208ZM9 238H10V237H9ZM24 238H25V240H26V236H25ZM30 238H32V237H30ZM51 238H52V237H51ZM55 238L57 239L58 236L55 237ZM80 238H81V239H80ZM85 238H87V237H85ZM94 238H95V237H94ZM108 238H109V237H108ZM160 238H162L164 241H161ZM182 238H183V240L185 239L184 237H182ZM187 238H186V239H187ZM205 238H206V236H205ZM39 239H40V241H42L41 238H39ZM39 239H38V240H39ZM44 239H45V238H43V240H44ZM47 239H48V237H47ZM59 239H58V240H59ZM69 239H70V238H69ZM90 239H91V237H90ZM105 239H106V238H105ZM110 239H111V237H110ZM112 239H113V237H112ZM126 239H127V237H126ZM136 239H137V238H136ZM157 239H158V240L160 239V240H159L160 242L157 241ZM178 239H179V238H178ZM186 239H185V240H186ZM0 240H1V238H0ZM5 240H6V239H5ZM23 240H24V239H23ZM32 240H33V239H32ZM32 240H31V244L33 245ZM45 240H46V239H45ZM51 240H53V239H51ZM76 240H75V241H76ZM79 240H81V241H79ZM87 240H88V239H87ZM92 240H93V239H92ZM129 240H130V239H129ZM181 240H182V239H181ZM40 241H39V242H40ZM46 241H48V240H46ZM49 241H50V240H49ZM65 241H66V240H65ZM68 241H69V240H68ZM131 241H132V239H131ZM176 241H177V240H176ZM6 242H7V240H6ZM9 242H10V241H9ZM26 242H27V240H26ZM39 242H38V245L41 246V245H40L41 243H39ZM44 242H45V241H44ZM57 242H58V241H57ZM90 242H91V241H90ZM94 242H95V241H94ZM101 242H102V241H101ZM101 242H100V245L102 246V245H103V242H102V243H101ZM106 242H107V241H106ZM108 242H109V241H108ZM111 242H112L111 244L109 243L110 245L113 244V241H111ZM115 242H116V241H115ZM179 242H180V241H179ZM182 242L185 243V241H181L180 243L182 244ZM192 242H193V241H192ZM11 243L13 244L14 242L11 241ZM24 243H25V242H24ZM35 243H37V242H35ZM35 243H34V244H35ZM45 243H46V245H47V242H45ZM45 243H44V244H45ZM59 243H58V244H59ZM65 243H66V242H65ZM69 243H70V242H69ZM71 243H72V245H71V248H70V249H72V250H73L74 246H75V248H77V249H78V247H80V245L78 246V244L76 245L75 243L73 244V242H71ZM141 243H143V242H141ZM141 243H140V244H141ZM150 243H151V246L149 245ZM159 243H160V244H159ZM166 243H165V244H166ZM4 244H5V243H4ZM8 244H9V243H8ZM15 244H16V243H15ZM27 244H28V243H27ZM42 244H43V241H42ZM52 244H54V246H56L55 244H57V243H51V246H52ZM60 244H62V243H60ZM67 244H68V243H67ZM87 244H88V241H87ZM87 244H86V245H87ZM97 244H99V240H98ZM109 244H108V245H109ZM190 244H193V243H190ZM196 244H197V243H196ZM0 245H1V244H0ZM17 245H19V244H17ZM28 245H29V244H28ZM28 245H27L26 247H28ZM32 245H31L30 247H32ZM36 245H37V244H36ZM104 245H105V243H104ZM110 245H109V246H110ZM131 245H132V244H131ZM131 245H129V246H131ZM156 245H157V247H156ZM158 245H159L160 247H159ZM179 245H180V244H179ZM7 246H8V245H6V247H7ZM9 246H10V245H9ZM24 246H25V245H24ZM34 246H35V245H34ZM34 246H33V247H34ZM42 246H43V245H42ZM48 246H50V243L48 244ZM51 246H50V248L53 247V246H52V247H51ZM60 246H61V245H60ZM124 246H125V245H123V247H124ZM149 246H150V247H149ZM153 246H155V247H153ZM193 246H194V245H193ZM193 246H191V247H193ZM195 246H196V245H195ZM3 247H4V246H3ZM22 247H23V246H22ZM69 247H70V245H69ZM95 247H99V246H95ZM111 247H113V246H111ZM123 247H122V248H123ZM148 247H149V248H148ZM18 248H19V247H18ZM54 248H55V247H54ZM101 248H102V247H101ZM101 248H100V250L103 251V249H101ZM103 248H104V246H103ZM109 248H110V247H109ZM109 248H108V249H109ZM150 248H151L152 250H151ZM153 248H154V249H153ZM1 249H2V248H1ZM1 249H0V251H2ZM7 249H9V247H7ZM10 249H13V252H14V255H15L16 253H15V251H14V247H12V248H10ZM15 249H16V248H15ZM44 249H45V247H44ZM46 249H47V248H46ZM55 249H56V248H55ZM60 249H61V247H60ZM64 249H65V248H64ZM80 249H81V247H80ZM106 249H107V248H106ZM149 249H150V251H149ZM155 249H156V250H155ZM3 250H5V248H4ZM16 250H17V249H16ZM23 250L25 251V248H24ZM26 250H27V249H26ZM28 250H30V249L28 248ZM28 250H27V251H28ZM50 250H51V249H50ZM61 250H62V249H61ZM65 250H66V249H65ZM87 250H88V249H87ZM87 250L85 249V251H87ZM17 251H18V250H17ZM36 251H37V250H36ZM44 251H45V253H46V252L49 253V249L44 250ZM53 251H54V250H53ZM58 251H59V250H58ZM75 251H76V249H75ZM77 251H78V250H77ZM109 251H111V250L109 249ZM112 251H115V250L112 249ZM144 251H145V252H144ZM163 251H164V250H163ZM190 251H191V248H190ZM2 252H4V251H2ZM9 252H10V251H9ZM33 252H34V251H33ZM60 252H61V251H59V253H60ZM63 252H64V251H63ZM78 252H79V251H78ZM103 252H108V250H105V249H104ZM157 252H158V251H157ZM159 252H160V251H159ZM170 252H171V250H170ZM17 253H18V252H17ZM25 253L27 254V252H25ZM25 253H24V254H25ZM28 253H29V252H28ZM36 253H37V252H36ZM59 253H58V256H59ZM66 253H67V252H66ZM75 253H76V252H75ZM115 253L118 254V253H119V250H118V252L116 251ZM161 253H163V252H161ZM9 254H10V253H9ZM34 254H35V253H34ZM41 254H42V253H41ZM62 254H63V253H62ZM68 254H69V253H68ZM70 254H71V252H70ZM111 254H112V253H111ZM111 254H110V255H111ZM121 254H122V253H121ZM143 254H144V256H143ZM0 255H1V254H0ZM6 255H7V254H6ZM14 255L12 254V256H13L12 258H14ZM32 255H33V254H32ZM110 255H109V257H110ZM119 255H120V253H119ZM147 255L145 256L146 258H142V257H141V259H152V260H153V257H154V256H152V258H151V257H149V256H147ZM152 255H153V254H152ZM169 255H170V254H169ZM185 255H186V254H185ZM3 256H4V254H3ZM16 256L18 257V254L15 255V257H16ZM25 256H26V255H25ZM35 256H36V255H35ZM38 256H39V255H38ZM42 256H43V255H42ZM42 256H41V257H42ZM67 256H68V255H67ZM67 256H65V257H67ZM79 256H80V254H79ZM79 256H78V257H79ZM84 256H86V254H85ZM106 256H107V257H105V256H104V257L102 256V257L108 259V254H106ZM122 256H123V254H122ZM161 256H162V254H161ZM4 257H5V256H4ZM4 257H2L1 260H2ZM55 257H56V255L54 256V254H53V258H54V259H53L51 256H50L49 258H51L52 260H55ZM59 257H60V256H59ZM61 257H63V256H61ZM71 257H72V256H71ZM112 257H115L114 254H113ZM112 257H111V258H112ZM148 257H149V258H148ZM5 258H7V257H5ZM23 258H24V257H23ZM84 258H86V257H84ZM103 258H102V259H103ZM117 258H118V257H117ZM119 258H121V256H120ZM162 258H164V256H162ZM39 259H40V258H39ZM51 259H50V260H51ZM106 259H104V260H105V261H104V264H105V262H106ZM109 259H110V258H109ZM109 259H108L107 262H109ZM123 259H124V258H123ZM154 259H155V258H154ZM165 259H166V258H165ZM13 260H14V259H13ZM15 260H16V258H15ZM19 260L21 261V259H19ZM45 260H46V259H45ZM66 260H67V259H66ZM81 260H82V259H81ZM115 260H116V258H115ZM115 260H114V261H115ZM156 260H157V259H156ZM159 260H160V259H159ZM3 261H4V259H3ZM5 261H7V260H5ZM10 261H11V260H10ZM20 261H19L18 264H20V263L22 262V261H21V262H20ZM27 261H28V260H27ZM31 261H32V260H31ZM40 261H43V260L41 259ZM47 261H49V260H47ZM55 261H56V260H55ZM63 261H64V264H67V263L65 262L64 258H63ZM63 261H62V263H63ZM114 261H113V262H114ZM118 261L120 262V259H119ZM118 261H117V262H118ZM121 261H122V260H121ZM148 261H149V260H148ZM180 261H181V260H180ZM7 262H8V261H7ZM11 262H12V261H11ZM13 262H14L13 264H15V261H13ZM16 262H17V261H16ZM75 262H77V261H75ZM107 262H106V264H108ZM119 262H118V263H119ZM146 262H147V260H146ZM154 262H155V261H154ZM154 262L151 261V264H155ZM160 262H161V261H160ZM37 263H38V261H37ZM41 263H42V262H41ZM43 263H44V261H43ZM52 263H53V262H52ZM54 263H55V262H54ZM109 263H112V262H109ZM118 263H117V264H118ZM141 263H142V262H141ZM149 263H150V261H149ZM149 263H147V264H149ZM173 263H174V262H173ZM177 263H178V262H177ZM177 263H176V264H177ZM5 264H6V262H5ZM10 264H11V263H10ZM16 264H17V263H16ZM22 264H23V263H22ZM35 264H36V262H35ZM44 264H48V262H47V263H44ZM77 264H78V263H77ZM121 264H122V263H121ZM145 264H146V263H145Z\"/></svg>",
  "mask_w": 264,
  "mask_h": 264
}]
</instances>
